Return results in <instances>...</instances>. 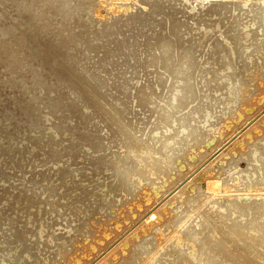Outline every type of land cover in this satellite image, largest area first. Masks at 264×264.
I'll return each mask as SVG.
<instances>
[{"label":"rangeland","instance_id":"obj_1","mask_svg":"<svg viewBox=\"0 0 264 264\" xmlns=\"http://www.w3.org/2000/svg\"><path fill=\"white\" fill-rule=\"evenodd\" d=\"M4 2V6L2 5V3ZM8 1V2H7ZM15 0H6V2L4 1V0H1L0 2H1V5H0V7L1 8H3L2 9V11H5V13L4 12H1V8H0V15H2V18L0 17V22L2 23H0V28L1 29H3V31L4 32H8L9 34H4V35H2L1 36V34H0V41H2V43L0 42V47H1V49H0V58H2V60L0 59V63H1V67H0V83H1V81H2V84L0 85L1 86V88H0V108H1V110H0V120L2 119V121H0V142L2 143H0L2 146L0 147L1 149H0V151H2V152H0V153H2V155L0 154V158L2 159H0V165L1 164H3L2 166H0V176H3V177H0L1 179H0V187H2V189L0 188V206L2 207V208H0V226L2 225V223L1 222H3V224H4V226H1L0 227V243L1 242H5V243H1L0 244V264H27V263H29V264H31L30 262H32V264H89V263H93L94 261H96L95 259H97L104 251H105V248L107 249L108 247H111L110 245H113V241H117L118 240V236L119 235H121V234H123V232H126L133 224H135V222H136V220L138 221L139 219H140V217H142L147 211H149V208H152L153 206H155V203L157 204L158 203V199H159V201L161 200V198H163L171 189H174V187H175V185H177V184H179V182L180 181H182L184 178H186L187 176H189L190 174H191V172L194 170V169H196L198 166H200L201 165V163H203V161H205V159L207 160L208 158L210 159L209 160V164H210V166H208L207 168H206V171H209V174L210 175H215L216 177H226V175L229 173V172H231L232 171V169H233V167L235 166V158H234V156L235 155H239V153H240V156H243L246 152H248L249 151V147H251L252 146V143L253 144H256L257 143V141L256 140H260V139H262V141L261 142H263L264 143V114H262L260 117H258L257 118V121L255 122V128L256 129H258V130H256V133H255V131H254V129H253V127L252 128H250L247 132H250V131H252L251 133H248L247 134V136L244 134V135H241L240 137H239V139H241V140H238L241 144L240 145H236V144H234V143H231V144H229V145H227V147L224 149V151L220 154V155H218L217 157L215 156V157H213L212 158V156H213V153H214V151H216V149H218L219 147H221L222 146V144H224L225 142H227L230 138H228L229 137V135H230V137H232L234 134H236L237 132H239V131H241L243 128H244V126L243 125H245V124H247L254 116H256V115H258L262 110H263V108H264V103H263V101H264V99L262 100V98H264L263 96V93H262V90H263V88H264V77L262 78V76L264 75V59H262V58H264V54H262L263 56H261L260 57V55H261V53H264V52H262L263 51V48H264V43H262V49H261V46L259 47V48H257V49H255L256 50V53H253L255 50H254V48H253V52H252V54L254 55H258L259 57H256L257 58V60H258V62L255 60L256 58H255V55L253 56L252 54H250L249 52V54H247V55H243L244 57H243V61H242V59L240 60L239 59V53H237L238 51H239V49H237L236 47H238V44L240 43V46H242V44H244V46H245V41H244V43L243 42H234L235 41V38H234V34L231 32V36L229 35L230 34V32L229 31H231L230 30V24H231V20H232V18H242L243 19V17L245 16V18L244 19H246V18H248V19H246V20H242V19H240L239 21H241L242 20V22H240V23H244V25L242 24V26H244L245 28L243 29V32L244 33H247V34H252L251 36H252V38L254 37V39H256V37L258 38V39H256L257 40V42L258 43H260V41L261 42H263L264 41V31L263 32H261L260 31V27L262 26L261 24H262V22H263V20H264V10L262 9V8H260V9H258L257 10V12H255V13H253L254 14V16L255 15H259V16H261V17H259V16H255L253 19H255V20H258V21H260V19H262V22L260 21V22H258V23H260L259 25H260V27L255 23V22H253V20H252V13H251V11H247V10H249V8L248 7H251V6H253V5H251L250 6V4L252 3V1H254V0H251V3H249V0H242L243 1V3H242V1L241 0H237L238 2H239V5L241 4V7H240V13H239V15L236 13V12H239V11H236L235 13L232 11L231 12V10H233V9H231V8H233V7H231L230 6V8H228V9H226L225 11H222V15H224L225 17V19L224 18H221V14L220 13H214V14H212V12L210 11L211 9L208 7V6H210L211 8H213L214 7V4H220L221 3V5L224 3V4H228L229 5V1H230V4H232V2L233 3H235V1L236 0H233V1H231V0H227V1H225V0H222V1H220V0H212V1H210V2H207L208 3V5H207V3H201V2H203V1H201L200 3H198V1L197 0H175V1H173L172 3H171V1L170 0H142L143 1V3H142V1H141V3H139L140 1L139 0H136V1H138V2H136L135 0H128V4H127V0H121V1H119L118 0V2H117V0H86V2H85V0H81L82 1V3H85L84 4V6H83V4L81 3V2H79L78 0L76 1V0H68V2H70V4L68 3V8H64V7H62L61 6V4L59 3V2H57V0H52L53 1V3L54 4H56L57 5V3H58V5L60 6V7H57L56 5H53V4H49V5H46V3L48 2V1H46V3H45V5H46V7L45 6H43V3H41L42 1H40V3H39V1L38 0H29V1H24V0H16V1H18V3L16 2H14ZM20 1H21V3H20ZM23 1L25 2V6L26 5H28L27 7H24V11L22 12V7H23V5H20V4H23ZM49 1H51V0H49ZM89 3H88V2ZM93 1H94V3H93ZM101 1H103V2H101ZM109 1H111L109 4L110 5H107V2ZM115 2V4L113 3V2ZM124 1H126V2H124ZM131 3H130V2ZM134 1V2H133ZM145 1V2H144ZM151 1V2H150ZM166 3H165V2ZM183 1V2H182ZM191 1V2H190ZM218 1V2H217ZM237 1H236V3H237ZM11 2H12V4H13V2L15 3L14 5H16L17 4V6L16 7H11ZM29 2H31V3H29ZM37 2H38V4H37ZM76 2H79V3H76ZM97 2V3H96ZM102 4H101V3ZM136 2V3H135ZM147 2V3H146ZM177 2V3H176ZM196 2V3H195ZM211 2L213 3V4H211ZM216 2V3H215ZM227 2V3H226ZM5 3H8V4H5ZM20 3V4H19ZM27 3V4H26ZM82 4V9H84V11H86L85 12V16L83 15L84 14V11L82 12V9L81 8H79V7H81V4ZM86 3H88L89 4V6H88V4H86ZM100 3V4H99ZM112 3V4H111ZM116 3H120L121 5H119V4H116ZM133 3H134V5H133ZM171 4V6H170V4ZM173 3H175V4H177L178 5V8L179 9H181V10H183L182 12L185 14H180L181 13V10H178L177 11V5H175V4H173ZM189 4L188 6L190 7V9H189V7L187 6V5H185V4ZM191 3H192V5H194V6H192L191 5ZM194 3V4H193ZM245 3V4H244ZM73 4H75V5H73ZM78 4L80 5V6H78ZM125 4V5H124ZM131 4V5H130ZM136 4H139V5H136ZM141 4V5H140ZM144 4V5H143ZM145 4H147V5H149L150 6V8L146 5L145 6ZM153 4H155L154 5V9H153ZM180 4H181V6H180ZM184 4V5H183ZM200 4V5H199ZM238 4V3H237ZM254 4V3H253ZM10 6V7H6V6ZM18 5H19V8H21V12L20 13H18L19 12V10H16V8H18ZM29 5H30V10H29ZM32 5V6H31ZM37 5V6H36ZM113 5H114V7H113ZM122 5H124L123 7H122ZM127 5V6H126ZM168 5V6H167ZM195 5H197L198 7H199V10H198V7L197 6H195ZM212 5H213V7H212ZM13 6V5H12ZM22 6V7H21ZM34 6V7H33ZM47 6H49L48 8H47ZM69 6H71L70 8H71V10H70V8H69ZM72 6H73V8H72ZM74 6H76V7H74ZM78 6V7H77ZM85 6H86V8H85ZM92 6V7H91ZM96 6H97V8H96ZM107 6H108V8H107ZM116 6H118L119 8H120V10L121 11H123V12H121L120 10H119V8L118 7H116ZM129 6V7H128ZM135 8H133V7ZM136 6V7H135ZM137 6H139V7H137ZM143 6V7H142ZM160 6V7H159ZM162 6H164V7H162ZM173 8L172 10H170L171 8ZM173 6V7H172ZM174 6H176V7H174ZM187 6V7H186ZM204 6V7H203ZM244 6V7H243ZM39 7H41V8H39ZM44 7V8H43ZM54 9V10H56L54 7H57V10H59V11H57L56 10V12H59V14H60V12L62 13V14H60V15H62V18H61V16L60 15H56V14H54V12L52 13V9ZM63 8V11L64 12H67V14L66 13H64V12H62V8ZM88 7V8H87ZM95 7V8H94ZM99 7H103L102 8V10L100 11V8ZM116 7V8H115ZM127 7V8H126ZM142 9H141V8ZM168 7L170 8V9H168ZM181 7V8H180ZM196 7H197V9H196ZM260 7H262V6H260ZM18 8V9H19ZM26 8V9H25ZM33 10H32V9ZM49 8H50V10H49ZM79 10H81V11H79ZM93 8H94V10H93ZM104 8H107V10L109 11V12H111L110 14L108 13V15H106L105 13H107L108 11L106 10V9H104ZM146 8H147V10H146ZM176 9V11H175V9ZM201 8V9H200ZM246 9V11H245V9ZM248 8V9H247ZM12 9V11H9V10H11ZM40 9V10H39ZM42 9L44 10V9H46V11L44 10V12H42ZM67 9H69V11L67 10ZM73 9V10H72ZM74 9H76V10H78L80 13H78V11H76L75 10V12H74ZM91 11H90V10ZM97 9V10H96ZM125 9L127 10V12L125 11ZM137 9H139V11L140 12H142L141 14H140V16H143L146 12L148 13L147 15H145V16H143V18L141 17L140 18V16H139V14L137 13L138 12V10ZM143 9H145V10H143ZM149 9V10H148ZM151 9V10H150ZM153 9V10H152ZM156 9V10H155ZM158 9V10H157ZM164 9V10H163ZM166 9L168 10V11H166ZM188 9V10H187ZM208 11H210V12H208ZM210 9V10H209ZM230 9V10H229ZM243 9V10H242ZM262 9V10H261ZM8 10V11H7ZM25 10H26V12L28 13H26L25 12ZM29 10V11H28ZM37 10V11H36ZM38 10H39V12H38ZM48 10V11H47ZM99 10V11H98ZM104 10V11H103ZM107 12H106V11ZM113 10H115V11H113ZM142 10V11H141ZM196 10H197V12H196ZM206 10V11H205ZM242 10V11H241ZM260 10V11H259ZM18 11V12H17ZM70 11H73V12H70ZM94 11H96V12H94ZM118 11H120L119 13H118ZM135 11V12H134ZM153 11H155V12H153ZM159 11V12H158ZM174 11V12H173ZM188 11V12H187ZM202 11V12H201ZM227 11L229 12V13H227ZM259 11V12H258ZM11 14H10V13ZM13 12V13H12ZM33 12V13H32ZM55 12V13H56ZM81 12H82V14H81ZM99 12V13H98ZM113 12V13H112ZM115 12V13H114ZM130 12V13H129ZM139 12V13H140ZM143 12H144V14H143ZM150 12V13H149ZM151 12H152V14H153V16H151L152 14H151ZM160 13L161 15L159 16V14L158 13ZM164 14V16H163V14ZM172 12V13H171ZM176 12H178V13H176ZM245 12H246V14L247 15H245ZM261 12H263V13H261ZM9 13V14H8ZM24 15H23V14ZM31 13V14H30ZM34 13H37V15H39L40 17H42L43 15L44 16H46L47 17V19H46V17H42V18H40L38 21H37V23H39V21H40V23L39 24H37V25H35L36 23H30L31 21L29 20V17L30 16H32V14H34ZM43 13V14H42ZM64 13V14H63ZM72 13H74V15L72 14ZM95 13V14H94ZM102 13V14H101ZM117 13V14H116ZM120 13H122L120 16H119V14ZM123 13H125V14H123ZM131 13H132V15L134 16H132L131 15ZM136 13H137V15L139 16V17H137V15H136ZM155 13L156 14H158V15H156V18H155ZM187 13L189 14V15H187ZM190 13L192 14V15H190ZM195 13V14H194ZM201 13H203V14H205V15H203V14H201ZM241 13H244L243 15H240ZM250 13H251V17H250ZM8 15V16H5V15ZM13 14V15H12ZM47 14V15H46ZM52 14H53V16H52ZM72 14V15H71ZM81 14V15H80ZM87 14V15H86ZM90 14L92 15V16H90ZM94 14V15H93ZM104 14V15H103ZM112 14V15H111ZM128 14H130V15H128ZM135 14V15H134ZM199 14V15H198ZM211 14H212V16H211ZM220 14V15H219ZM232 14V15H231ZM234 14H236V15H234ZM17 15V16H16ZM21 15V16H20ZM22 15H23V17H22ZM27 15H28V17H27ZM54 15H55V18L57 19V21H58V23L56 24V20L53 18L54 17ZM63 15H69V17L67 16V17H65V16H63ZM71 15V16H70ZM89 15V16H88ZM101 15H102V17H101ZM110 15V16H109ZM114 15V16H113ZM116 15H118V17H116ZM124 15V16H123ZM127 15V16H126ZM149 15V16H148ZM177 15V16H176ZM196 15H198V16H196ZM232 17H231V16ZM4 16V17H3ZM9 16H11V17H9ZM85 17L84 19H87V20H84V19H82V17ZM96 16V17H95ZM130 16H132L133 17V21L131 22V23H133V24H129V23H125L124 21V19L125 18H127V17H130ZM136 16V17H135ZM147 16V18H145ZM151 16V17H150ZM158 16V17H157ZM170 16V17H169ZM184 16H188L189 17V20H185L186 18L184 17ZM192 16V17H191ZM195 16V17H194ZM206 16H207V18H206ZM211 16V17H210ZM218 16L220 17L219 18V20H217L218 19ZM229 16V17H228ZM238 16V17H237ZM242 16V17H241ZM15 17V18H14ZM26 17V18H25ZM53 18V19H51V18ZM80 17V18H79ZM93 17H95V18H93ZM99 17V18H98ZM123 17H124V19H123ZM148 17L149 18H155V20L157 21V22H159L158 24L156 23V21L154 20V21H152V24L151 23H149V22H151V20L150 19H148ZM161 17H163V18H161ZM169 17V18H168ZM171 17H173V18H171ZM182 17V18H181ZM188 17H187V19H188ZM223 17V16H222ZM14 18V19H13ZM18 18V19H17ZM22 18V19H21ZM25 18V19H24ZM48 18H50L51 20H53V22H54V25H55V27H54V25L52 26V21L50 20V19H48ZM68 18V19H67ZM94 20H93V19ZM113 18V19H112ZM118 18V20L119 21H121L120 23L118 22V20H116ZM137 18V19H136ZM145 18V23H143L144 25H146V23H147V30H146V26L144 27L143 25L141 26L140 24H142V21L144 22V19ZM178 20L177 22H176V20ZM192 18H194V20L192 19ZM196 18V19H195ZM213 18V20H211ZM215 18V19H214ZM228 18V23H227V21H226V19ZM257 18H260V19H257ZM6 19V20H5ZM9 19H10V21H9ZM46 20V22H45V20ZM67 19V20H66ZM70 19V20H69ZM80 19H82V20H80ZM91 19V20H90ZM99 19V20H98ZM102 19V20H101ZM106 19V20H105ZM108 19V20H107ZM136 19V20H135ZM162 19V20H161ZM171 19V20H170ZM173 19V20H172ZM181 19V20H180ZM191 19H192V21H191ZM222 19H224L223 20V22H222V24H221V20ZM5 20V21H4ZM8 20V21H7ZM13 20V21H12ZM42 20V21H41ZM47 20H49L48 22H49V24H48V22H47ZM69 20V21H68ZM76 20H78V21H76ZM90 20V21H89ZM96 21V23H94L93 21ZM101 20V21H100ZM105 21V23H103L104 21ZM139 22H141V23H139ZM142 20V21H141ZM147 20H150V21H148L147 22ZM196 20V21H195ZM214 20H216L215 22H214ZM248 20H250V22L248 21ZM18 21V24L16 23V22ZM20 21V22H19ZM27 21V22H26ZM29 21V22H28ZM70 21H74L73 23L72 22H70ZM77 23H76V22ZM87 21V22H86ZM103 21V22H102ZM108 21V22H107ZM111 21H112V23H111ZM134 21H137V22H134ZM160 21H162V22H160ZM163 21H165V22H163ZM174 21H175V24H174ZM184 21L186 22L185 24H184ZM188 21V22H187ZM210 21H212V22H210ZM220 21V23H218ZM225 21V22H224ZM244 21V22H243ZM6 22H7V24H6ZM10 22V23H9ZM43 22V23H42ZM51 22V23H50ZM68 22V23H67ZM85 22V23H84ZM91 22H93V23H91ZM100 22V23H99ZM155 22V23H154ZM180 22V23H179ZM182 22V23H181ZM192 22V24H191V26H190V24L189 23H191ZM197 22V23H196ZM214 22V23H213ZM246 22V23H245ZM21 23H22V26H21ZM25 25H27V23H28V27L26 26V27H23V25L24 24ZM64 23V24H63ZM67 23V24H66ZM70 23V24H69ZM73 25H72V24ZM74 23H76V24H74ZM78 23H80V24H78ZM81 23H83V26H82V24ZM97 23H99V25L97 24ZM103 23V24H102ZM108 23V24H107ZM109 23H110V25H109ZM113 23L115 24V25H113ZM119 23V24H118ZM134 23H138V24H136L137 26H134ZM179 23V24H178ZM187 23H188V26H187ZM200 25H199V24ZM208 23V24H207ZM209 23H211V24H209ZM227 23V24H226ZM230 23V24H229ZM248 23V24H247ZM4 24V25H3ZM30 24H32V25H30ZM44 24H46V25H44ZM48 24V25H47ZM62 24V25H61ZM85 24V25H84ZM94 24H97L96 26L94 25ZM102 24V25H101ZM109 27V26H111L110 28H108L106 25ZM122 24V25H121ZM126 24H127V26H126ZM162 26H161V25ZM182 24V25H181ZM212 24H213V26H212ZM229 24V25H228ZM13 27H12V26ZM24 25V26H25ZM49 25H51L50 26V28L48 27ZM64 25H66V26H64ZM69 25V26H68ZM71 25V26H70ZM81 25V26H80ZM91 25L92 26H94V28L93 27H91ZM101 25V26H100ZM122 27H121V26ZM128 25H129V28H128ZM133 25V26H132ZM140 27H139V26ZM151 25V26H150ZM153 25L155 26V29H157L156 31H158L159 33H157L156 31H155V29H154V27H153ZM156 25H158V28H157V26ZM173 25H174V27H173ZM178 25H180L181 26V28H182V32H183V30H184V32H183V34H182V32H181V36L182 35H184V36H182V37H184V39H188L189 40V42H192L193 44H195L196 42V47L198 48V46H200L199 48L201 49V47H203L204 46V48H205V51H209L208 53L209 54H211V55H206V58L205 59H203V61L205 60V62H206V59L207 58H209V59H211L210 61L212 62H210V64H209V66H206L205 67V69L204 70H206L207 69V71H204V73L200 76V77H198L200 80H198L199 81V83H200V81L201 82H204V84L206 85L205 87V90H206V92H205V95H209L210 94V96H211V94H215V92H216V94L214 95L215 96V98L213 97V95H212V97H213V99H212V97H211V99H210V101H212L213 103H214V106L216 107V106H219V108L217 107V110H219V109H223V108H221L222 107V103H225L226 101L229 103V102H231L230 104L233 106V104H234V101L236 100V99H238L241 95H246V96H242V98L241 99H243L244 101H245V99H246V101L245 102H247V100H248V102L247 103H245V102H242V103H240L241 101H243V100H241L240 98V100L241 101H239V99L238 100H236L235 101V104H234V106H233V110H231L232 111V113H228L227 115L228 116H230L231 114L233 115V113H235L233 116H235V117H232V115H231V117H232V119L234 120H232V119H230L231 117H227V115H224V116H222L221 118H220V120H219V122L218 121H216V123L217 124H219L220 125V123H222L220 126L221 127H219V126H217V124L215 123V128L217 127V129H215L214 128V131H215V134L213 133V132H211V133H213V134H211L212 135V137H211V135H209L208 134V138L206 139L205 138V141L203 140V141H201V143L200 144H198V145H194V147H193V145H192V147L190 148V149H188V151H186V153L187 154H185V156H181V158H179L180 157V155L178 156V157H175V159L173 160V162L169 165V170L168 171H166V173H168L167 174V176H168V185H166V186H162L161 188H163L162 190H161V192H157V191H155L154 193H152L151 195H149L146 199H145V197H143V196H140V195H142L141 193L142 192H138L140 195H138V193H136L138 196L136 197V199H134L135 201H133V197H135V195L134 194H131L130 192L129 193H127L128 191H126V188H124V187H126V185L127 184H129V183H126V185L124 186V183H125V181H127L126 179H125V177L129 180V179H131V178H135V175L138 173V169H139V167L141 168V167H143V166H139V163H143L144 165H146V162H145V159H153L154 158V156H155V154L154 153H152V150H151V152H149L150 151V149L152 148V147H150V146H147V144H146V142H144V143H142V141H141V143H140V145H136V147H133V149H129V150H125L124 148H127L126 147V145H125V141L122 139V138H119L118 139V137H120L119 136V133L117 134L116 133V131L118 130V125H117V123H116V121L115 120H113L112 121V124H111V127H110V122H109V124L107 123H105L103 120H102V117H103V115L101 116V114H99L101 117V119L99 118V116H93L94 117V119L92 120L91 118H93L92 117V112L93 111H95L94 110V106H97V105H100L99 103H101L100 102V100H97V101H91L90 103H89V101L87 100V98H86V96L89 94L88 92V90H89V88H86L87 87V81H89V83H90V79L91 78H89V77H87L86 75H84V74H77V73H75V74H73V75H65V77H66V79L64 78V74H62L61 72H59L58 71V69H60V64L61 63H63V65L64 64H66L67 63V65L68 64H70L71 66H72V59H70V61L71 62H69V61H67L68 59V57H66V58H64L66 55H65V52H69L70 54H72V53H74V55H72L73 56V61H74V59H76V61H74V62H83V63H81V64H83V66L85 65V67L87 68V65H88V70H92V69H89V68H93V70H92V72H94V73H92V74H97L98 72H99V70H98V72L96 71L97 70V68L98 67H96L97 65L99 66V65H101V62L102 63H104L105 64V62H106V64H107V67L106 68H104L103 70H102V72L100 73H98L97 74V76L98 75H100V77H101V74L103 73H108L109 71V68H108V62L110 61V60H112V61H114L113 63L112 62H109L110 64H116V62H118L119 60H121L122 61V59L125 57V56H127V54H125V56L124 55H122V54H124V52L125 53H128L129 51H131L132 52V49L134 50L135 49V51H139L140 52V48H141V46L144 44V43H148L147 41H146V38L148 37V36H151V34H152V36L156 33V34H159L160 35V33H161V35L160 36H162V34L163 35H165V33H164V31H163V28H166L167 30H166V34H167V37H168V39H170V35H172L173 33H172V31H177V29H175V28H177L178 27ZM185 25V26H184ZM197 25V26H196ZM202 25V26H201ZM220 25H225L223 28L220 26ZM247 25H251V27L254 29L256 26H258L257 28L258 29H254L253 31L251 30L252 28L251 27H247ZM264 25V24H263ZM3 26H4V28H6V29H4L3 28ZM8 26H10V27H8ZM29 26H32V27H29ZM65 28H64V27ZM73 26H75L76 27V29H75V27H73ZM85 26V27H84ZM105 26V27H104ZM112 26H114L113 28H112ZM115 26H117V28L115 27ZM131 26V27H130ZM150 27V29L151 28H153L154 29V31L151 29V31H153L154 32V34H153V32H151L150 31V29H149V27ZM176 26V27H175ZM193 29V27H194V29H193V31H192V29L190 28V27ZM8 27V28H7ZM42 27H44V28H42ZM48 27V28H47ZM52 27H54V31H53V28ZM60 27H61V29H60ZM62 27H63V29H62ZM69 27H73V30L71 29H69V30H67V28H69ZM77 27H79V28H77ZM84 27V28H83ZM87 27V28H86ZM108 29H107V28ZM137 27V28H136ZM140 29H139V28ZM144 27V30H142V28ZM185 27V28H184ZM187 27V28H186ZM188 27H189V30H188ZM211 27H214V28H211ZM226 27V28H225ZM11 28H13L11 31L12 32H10V29ZM23 28H25V29H23ZM92 28V29H91ZM105 28V29H104ZM128 28V29H127ZM132 28V29H131ZM135 28V30H133ZM169 28V29H168ZM216 28V29H215ZM249 28H250V31H252V33L250 32V31H248L249 30ZM21 29V30H20ZM42 29V30H41ZM45 29V30H44ZM50 29H52V31H50ZM56 29H58V30H56ZM60 29V30H59ZM75 29V30H74ZM83 29V30H82ZM91 29V30H90ZM93 29H99V30H93ZM104 29V30H103ZM106 29L107 30H110V31H106ZM115 29H117V30H119V32H117V30L116 31H114ZM186 29V30H185ZM190 29H191V31H190ZM23 30H25V31H23ZM28 30H29V33H28ZM32 30V31H31ZM36 30H38V31H36ZM41 30V31H40ZM45 31V33H44V31ZM49 30V31H48ZM65 30V31H64ZM82 31V35H83V33L86 31V32H88L89 30L90 31H92V32H88L87 34L88 35H90V37L88 36V35H86V32L84 33L87 37H89V38H87L86 36H82V35H78V34H81V31ZM107 32V34H103L104 32ZM121 30V31H120ZM141 30H142V33H140L139 34V32H141ZM146 30V31H145ZM149 30V31H148ZM189 31V33H188V31ZM227 31L228 32V35H229V37H228V35H226L227 34V32H225V31ZM229 30V31H228ZM257 30V31H256ZM17 31H18V34H16L17 33ZM37 33H36V32ZM43 31V32H42ZM46 31H48V32H46ZM61 31V32H60ZM62 31H63V34H62ZM71 31V32H70ZM74 31V32H73ZM78 31V32H77ZM99 31V32H98ZM134 31H135V33H134ZM139 31V32H138ZM145 31V32H144ZM148 31V32H147ZM214 31H219L218 33L217 32H215L214 33ZM246 31V32H245ZM258 32V33H253V32ZM39 32V33H38ZM50 32H52V35L50 34ZM68 32V33H67ZM77 34H76V33ZM80 32V33H79ZM109 32V33H108ZM114 33V35H113V33ZM123 32V33H122ZM138 32V33H137ZM146 33V35H144V33ZM185 32H187L186 34H184ZM191 32V33H190ZM195 32V33H194ZM201 32H203V34L201 33ZM225 32V33H224ZM261 32V33H260ZM31 33V34H30ZM50 36L48 39H47V34ZM54 33H55V37H54ZM72 33V34H71ZM96 33H98V34H100V35H97ZM111 33H112V35H111ZM260 33V34H259ZM15 34H16V36H15ZM30 34V35H29ZM58 34V35H57ZM68 34V35H67ZM71 34V35H70ZM73 34L74 35H76V36H73ZM92 34L94 35V37H93V39H92ZM108 34H110V35H108ZM128 34V35H127ZM132 34H134V35H132ZM135 34L137 35V37H135ZM142 34H143V36H146L144 39H142L143 38V36H142ZM155 34V35H156ZM188 34V35H187ZM190 34V35H189ZM192 34V35H191ZM224 34H225V36H227V38L224 36ZM256 34H258L257 36H256ZM263 34V35H262ZM12 35H14V40H13V36ZM24 35V36H23ZM37 37H35V36ZM57 35V36H56ZM60 35H62L61 37H60ZM67 35V36H66ZM107 35V36H106ZM125 35H127L126 37H125ZM141 37H140V36ZM193 35H196V36H193ZM197 35H199V36H197ZM203 35V36H202ZM210 35V36H209ZM213 35H215V36H213ZM218 37H217V36ZM233 35V36H232ZM7 36H8V39H6V40H9V36H10V41H7L6 43H4L5 41V38L4 37H6L7 38ZM21 36V37H20ZM22 36H23V38H22ZM26 36V37H25ZM31 36H32V39H33V41H32V39H31ZM46 36V37H45ZM79 36V37H78ZM98 38H97V37ZM109 36V37H108ZM111 36V37H110ZM118 36V37H117ZM124 36V37H123ZM150 37L151 39L152 38H154V36L153 37ZM157 36V35H156ZM187 36H191V38L192 37H194L195 39L196 38H198L197 40H195L194 38V40L195 41H193V39H190L189 37H187ZM208 38H207V37ZM1 37H3V38H1ZM30 39H29V38ZM51 37H53V39L51 40L50 38ZM62 37H64V38H62ZM76 37V38H75ZM78 37V38H77ZM81 37V38H80ZM85 37V38H84ZM107 37V38H106ZM138 37H140V38H138ZM200 37V38H199ZM201 37H202V40H200L201 39ZM39 38H40V40H39ZM47 40H46V39ZM58 38V39H57ZM62 38V39H61ZM66 38V39H65ZM71 38V39H70ZM80 38V39H79ZM87 38V39H86ZM101 38H104V39H102V41H101ZM115 38V39H114ZM122 40H121V39ZM139 39V40H141V41H139V40H137L138 42H143L142 43V45L141 46H138L139 44H136V47L134 46V44L135 43H138V42H136L135 40L136 39ZM150 38L148 37L147 39H149L150 40ZM215 38V39H214ZM217 38L219 39V40H217ZM2 39V40H1ZM11 39L14 41V42H11ZM22 39H23V41L24 40H26V41H22ZM36 39V40H35ZM55 39H57V40H55ZM70 39V40H69ZM83 39V40H82ZM97 39V40H96ZM99 39V40H98ZM107 39V40H106ZM129 39V40H128ZM213 39V40H212ZM221 39V40H220ZM231 39V40H230ZM261 39V40H260ZM18 40V41H17ZM35 40V41H34ZM62 40V41H61ZM72 40V41H71ZM78 40V41H77ZM89 40H93L92 42L90 41V42H88ZM104 40H106L107 41V44H108V46H107V44L105 43V41ZM127 40V41H126ZM133 40V41H132ZM200 40V41H199ZM232 40H234L233 42H232ZM20 41V42H19ZM28 41V43L26 44L25 42H27ZM64 41V42H63ZM66 41V42H65ZM75 41V42H74ZM81 41V42H80ZM83 41H85L84 42V44H83ZM87 41V42H86ZM110 41V42H109ZM122 41V42H121ZM129 41V42H128ZM131 41H132V44H131ZM145 41V42H144ZM206 41H207V43H206ZM218 41H220V42H222L221 44H217V42ZM237 41V40H236ZM41 43V47L40 48H37V46L39 47L40 46V43ZM47 42V43H46ZM56 42V43H55ZM70 42H72V43H70ZM74 42V43H73ZM76 42H78V43H76ZM102 42V43H101ZM113 42V43H112ZM123 44V46H122V44ZM219 42V43H220ZM232 42V43H231ZM257 42H254V46H255V43L258 45V43ZM11 43H13V46H9V44ZM15 43V44H14ZM21 43V44H20ZM50 43H51V47H52V44H53V47H56L55 48V50H54V48L52 47H50ZM54 43L56 44V46H54ZM63 43L65 44V46H63ZM75 43H76V46H75ZM87 43H89L90 44V47H88V48H86L87 47ZM97 43H98V46H97ZM103 43H105L106 44V46H107V48H106V46H105V44H103ZM124 43H125V47H124ZM211 43V44H210ZM238 43V44H237ZM7 44H8V46L10 47V49H9V47L7 46ZM23 44H24V47H23ZM70 44H71V46H70ZM73 44H74V46H73ZM82 44H83V46H82ZM89 44H88V46H89ZM91 44H94V46H93V49H92V46H91ZM99 44H101V46H99ZM112 44H113V46H112ZM115 44H116V46H115ZM197 44H198V46H197ZM205 44H206V46H205ZM223 44H224V46H223ZM236 44H237V46H236ZM17 46V47H16ZM20 46V47H19ZM28 46V47H27ZM32 46V47H31ZM58 46V47H57ZM68 48H67V47ZM82 46V47H81ZM122 46V47H121ZM131 46H133L132 47V49L131 50H127L128 48L130 49V47ZM220 48H219V47ZM235 46V47H234ZM240 46H239V48H240ZM13 47H14V49H13ZM64 49V47H65V51L62 49V48ZM69 47H70V50H69ZM106 49H105V48ZM108 47L110 48L109 50H108ZM113 47V48H112ZM137 47H139V48H137ZM145 47V46H144ZM143 47V48H144ZM210 47H211V49H210ZM213 47V48H212ZM217 47V48H216ZM226 47V48H225ZM16 48H18V50L16 49ZM21 48V49H20ZM22 48H24V49H22ZM27 48V49H26ZM29 48H32V49H29ZM50 48H51V50H50ZM58 48V49H57ZM73 48H75L76 49V51H74V49ZM77 48H79V49H77ZM99 48V49H98ZM100 48H102V49H100ZM125 48V49H124ZM198 48V49H199ZM204 48H202L201 50H204ZM214 48H215V50H214ZM227 49V50H225V49ZM230 48V49H229ZM236 50H238V51H236ZM6 49H8V50H6ZM16 49V50H15ZM37 49V50H36ZM49 49V50H48ZM53 49V50H52ZM61 49H62V51H61ZM82 49V50H81ZM86 49V50H85ZM96 49V50H95ZM137 49V50H136ZM224 49V50H223ZM242 49H243V46H242ZM261 49V50H260ZM10 50V51H9ZM12 50V51H11ZM20 50V51H19ZM69 50V51H68ZM79 50H81V52H79ZM85 50V51H84ZM88 50V51H87ZM92 50H93V52H92ZM98 50H100V52H98ZM123 50V51H122ZM125 50H127V51H125ZM217 50H219V51H217ZM241 50V49H240ZM261 51V53L260 52H258V51ZM6 51L8 52V54L6 53ZM16 51H18V52H16ZM21 51H23L22 53H21ZM27 51V52H26ZM37 51V52H36ZM52 51H57L56 53H55V55L57 56V55H59V56H57L58 58H56L55 57V55H53L54 54V52H52ZM74 51V52H73ZM84 51V52H83ZM90 51H91V53H90ZM111 51V52H110ZM230 51V52H229ZM26 52V53H25ZM28 52H29V54H28ZM34 52V53H33ZM40 52V53H39ZM72 52V53H71ZM83 52V53H82ZM96 52V53H95ZM110 52V53H109ZM215 52V53H214ZM226 52V53H225ZM229 52V53H228ZM2 53V54H1ZM5 53H6V57H5ZM18 53V54H17ZM53 53V54H52ZM91 54L92 56H94V57H92L91 56V59L90 58H87V57H90L89 56V54ZM94 53L96 54V56L94 55ZM223 53H224V55H223ZM236 53H237V55H236ZM258 53V54H257ZM10 54V55H9ZM13 54V55H12ZM31 54V55H30ZM41 54V55H40ZM107 56H105V55ZM109 54V55H108ZM138 55V57H137V55ZM214 54V56L212 57V55ZM222 54V55H221ZM2 55V56H1ZM17 55H18V57H17ZM19 55H20V57H19ZM25 55L26 56H28L27 58H28V60H34V64L32 63V62H30V61H28L27 60V62H26V59L27 58H25ZM30 55V56H29ZM39 55V56H38ZM45 55V56H44ZM65 55V56H64ZM76 55V58L74 57ZM82 55V56H81ZM84 55V56H83ZM98 55V56H97ZM104 55V56H103ZM134 55V54H133ZM133 55L131 56L134 60H139L141 57H139L140 55L137 53V52H135V55H134V57H133ZM221 55V56H220ZM226 55V56H225ZM248 55L249 56H251V57H253L254 59H252V58H246L245 56H247L248 57ZM4 56V57H3ZM24 56V59L22 58ZM37 56V58H35ZM42 56V57H41ZM63 56V57H62ZM71 56V57H72ZM77 56L79 57L78 59H77ZM111 56V57H110ZM208 56V57H207ZM224 56V57H223ZM228 56H230V60H229V58H228ZM13 57V58H12ZM32 57L34 58V59H32ZM39 57H41L40 59H39ZM54 57V58H53ZM98 59H97V58ZM105 58V59H103V58ZM131 57H129V59H127V61H129L130 62V60H132V58ZM212 57V58H211ZM221 57V58H220ZM223 57V58H222ZM228 59H227V58ZM240 57H242L241 56V54H240ZM18 58V59H17ZM42 58H43V60H42ZM62 58H64L65 60H63ZM86 60H84V59ZM113 58H114V60H113ZM116 58V59H115ZM121 58V59H120ZM128 58V57H127ZM131 58V59H130ZM215 58V59H214ZM224 58H226L227 60H225ZM237 58H238V60H237ZM261 58V59H260ZM6 59V60H5ZM11 59H13V60H11ZM36 59H38V60H36ZM61 59V60H60ZM103 59V60H102ZM213 59V60H212ZM249 60V62L250 63H252V65H255V63L257 62L258 64H259V66H258V64H257V66H255V67H259L258 69L260 70V68L261 67H263V68H261V70L259 71V70H257V72H259V74L255 71L254 72V70H256L257 68H255L254 66L253 67H251L250 65H249V67H251V68H248V70H246L247 68H245L246 66H248V60ZM8 60V61H7ZM11 60V61H10ZM19 60V61H18ZM20 60L23 62V63H21L20 62ZM79 60V61H78ZM80 60H82V61H80ZM91 60V61H90ZM98 60L100 61L99 63H98ZM104 60H105V62H104ZM134 60H133V62L132 63H134ZM221 60V61H220ZM223 60V61H222ZM224 60H225V62H224ZM229 60V61H228ZM232 60V61H231ZM247 60V61H246ZM260 60V61H259ZM3 61V62H2ZM5 61V62H4ZM43 61V62H42ZM49 61H50V63H49ZM60 61V62H59ZM62 61V62H61ZM66 63H65V62ZM87 61H89V63H86ZM97 61V65H95V62ZM213 61H214V63H213ZM216 61H218V63L216 62ZM253 61H255L254 63H253ZM262 61V62H261ZM7 62V63H6ZM9 62H11V63H9ZM19 62V63H18ZM26 62V63H25ZM29 62V63H28ZM37 62H38V64H37ZM216 62V63H215ZM220 62H223V63H225L224 65H223V63H222V65L225 67L224 69L223 68H221V67H223L222 65H221V63ZM231 62V63H230ZM237 62V63H236ZM239 62V63H238ZM246 62V63H245ZM28 63V64H27ZM40 63V64H39ZM60 63V64H59ZM72 63V64H71ZM77 63V64H78ZM86 63V64H85ZM90 63H93V65L91 64V66L89 65ZM131 63V64H132ZM228 63V64H227ZM233 63V64H232ZM246 65H245V64ZM249 63V64H250ZM7 64H8V66H7ZM12 64H14V65H12ZM16 64V65H15ZM31 64V65H30ZM76 64V63H75ZM105 64V65H106ZM215 66H213V65ZM216 64H218L219 66H217ZM227 64V65H226ZM230 64V65H229ZM244 65V67L242 66L241 68H240V65ZM260 64H261V66H260ZM18 65H19V67H18ZM38 65V66H37ZM42 65H44V66H42ZM62 65V64H61ZM62 65V66H63ZM103 65V64H102ZM233 65V66H232ZM12 66V67H11ZM15 66V67H14ZM41 66H42V68H41ZM210 66H211V68H210ZM237 68V71H238V73L236 72V68ZM237 66H239V67H237ZM7 67H9V68H7ZM30 67V68H29ZM46 67H47V69H46ZM208 67V68H207ZM221 68L220 69V71L218 72V70H219V68ZM234 69H233V68ZM14 68V69H13ZM31 68H33V69H31ZM43 68H45V69H43ZM48 68H49V70H48ZM52 68V69H51ZM96 68V69H95ZM107 68H108V70H107ZM210 68V69H209ZM213 68H215L217 71H214L215 69H213ZM243 68V69H242ZM253 68H255V69H253ZM4 69H6L8 72H9V74H8V72H6V70L4 71ZM9 69H11V70H9ZM14 71H13V70ZM18 69H19V71H21V72H19L18 71ZM213 70V73H215L214 75H215V78H214V75H213V73L211 72V71H209V70ZM244 69L246 70L245 72H247V73H245L244 72ZM29 70H31V73L33 72V74H31L30 73V71ZM35 70H36V75H35ZM95 70V71H94ZM240 70V71H239ZM241 70H242V72H241ZM253 70V72L254 73H252L251 71ZM47 71V73H45V72ZM50 71V72H49ZM56 71V72H55ZM108 71V72H107ZM209 71V72H208ZM233 71H235V73H233ZM4 74H6V75H1L2 73ZM15 72V73H14ZM18 72V73H17ZM43 74H42V73ZM53 72H55V73H53ZM58 72V73H57ZM208 74H207V73ZM244 72V73H243ZM251 72V74H255V75H251V74H249ZM16 73H17V75H20V76H17L16 75ZM21 73V74H20ZM24 73V74H23ZM30 73V74H29ZM40 73V74H39ZM60 73H61V75H60ZM205 73H206V75H205ZM228 73H230V74H228ZM233 75H232V74ZM239 73H242V74H239ZM257 73V74H256ZM14 74V75H13ZM26 74V75H25ZM45 74V75H44ZM51 74H52V76H51ZM55 74V75H54ZM77 74V75H76ZM217 74H219V75H217ZM227 76H226V75ZM235 74V75H234ZM236 74H238V75H236ZM261 74V75H260ZM11 75H12V78H11ZM31 75V76H30ZM34 75V76H33ZM39 76V79H41V81H42V78H43V80L45 81V83H43V84H36V83H41L40 82V80L38 79V81H37V79L36 78H38V76ZM40 75H42V76H40ZM136 75V73L134 74V76ZM213 75V76H212ZM223 75V76H222ZM225 75V76H224ZM232 76V78H230L231 76ZM242 75V76H241ZM252 76V78H251V76ZM257 75H258V78H256L255 79V77H257ZM5 76V77H4ZM25 76V77H24ZM33 76V77H32ZM36 76V78L34 79V77ZM60 76V78H58ZM69 76V77H68ZM72 76V77H71ZM74 76V77H73ZM76 76V77H75ZM81 76V77H80ZM83 76H86V77H83ZM203 76H204V78H203ZM206 76V77H205ZM217 76H219L220 78H217ZM221 76H222V78L224 79V77L225 78H228L229 79V83L230 84H227L226 83V81H228V79H226V80H223L222 78H221ZM245 76V78H243ZM7 77V78H6ZM8 77H10L11 78V80L9 81V78ZM41 77V78H40ZM50 77H51V79H50ZM54 77H56L55 79H54ZM213 77V78H212ZM237 77V79L236 80H239V82H240V87L241 88H239L238 90L240 91V93H239V97L237 96L234 100L232 99V98H230V97H232V96H230L229 95V97H228V94H229V90H226V89H228L229 88V86H227V85H231V82L232 81H236V80H233V79H235ZM241 77V78H240ZM249 77V78H248ZM4 78H5V81H4ZM16 78V79H15ZM19 78V79H18ZM27 79V81L24 79ZM58 78V79H57ZM74 78V79H73ZM79 78V79H78ZM83 78H85V79H83ZM208 78H211L212 80L213 79H216V80H214V81H217L216 83L214 82V81H212L211 79H209L208 80ZM240 78V79H239ZM243 78V79H242ZM16 80V81H19L21 84L20 85H18L19 84V82H15L14 80ZM32 79V80H31ZM47 79V80H46ZM53 79V80H52ZM60 79V80H59ZM62 79V80H61ZM76 79V80H75ZM103 79V78H102ZM202 79V80H201ZM204 79V80H203ZM219 79H221V80H219ZM230 79H231V81H230ZM248 82L247 84H249L250 82H251V84H250V86L248 85L247 87H252V88H250L249 89V91L248 92H245L244 90H242L244 87H246V83H245V80ZM261 79V80H260ZM31 80V81H30ZM34 80L36 81V82H34ZM49 80V81H48ZM58 82H56V81ZM64 80V81H63ZM69 81L70 82V84L71 85H69V82H65V81ZM72 80H74L73 82H71ZM78 80V81H77ZM98 81H99V78L97 79ZM104 80V79H103ZM240 80H242V81H240ZM259 80V81H258ZM8 81V82H7ZM21 81H23V82H21ZM29 81V82H28ZM44 81H42V82H44ZM50 81H53V83L52 82H50ZM84 81V82H83ZM92 81H94V80H92ZM133 81V80H132ZM211 81V82H213V84L212 83H210V84H212V85H210L209 84V82ZM224 81V82H223ZM258 81V84L256 83V82ZM15 84H14V83ZM25 82V83H24ZM50 82V83H49ZM64 82V83H63ZM220 82V83H219ZM254 82H255V84H254ZM4 83V84H3ZM10 85H9V84ZM24 85H23V84ZM59 83H60V85L63 83L64 84V86L65 87H63V85L62 86H60L59 85ZM84 83H86V84H84ZM112 83H113V80H112ZM207 83H208V85H209V87H208V85H207ZM217 85V88H216V86H215V84ZM219 83V84H218ZM223 83V84H222ZM244 83V84H243ZM8 84V85H7ZM14 85V86H12V85ZM35 85V87H34V90L32 89L33 88V85ZM45 84H47L46 86L48 87H46L45 86ZM66 84V85H65ZM223 86H222V85ZM54 86V87H52V86ZM68 85V86H67ZM226 85V86H225ZM243 85H245V86H243ZM259 85V86H258ZM6 86V87H5ZM7 86H9V87H7ZM17 86H18V88H17ZM19 86H20V88L21 89H19ZM36 86H41L40 88L39 87H36ZM56 86H57V89H56ZM66 86H67V88H66ZM80 86V87H79ZM210 86H211V88H212V90H214L215 92H213L211 89H210ZM219 86H220V89H219ZM224 86H225V88L226 89H224V90H226L225 92H224V90H223V88H224ZM258 86V87H257ZM52 87V88H51ZM61 87H62V89H61ZM70 87V88H69ZM72 87V88H71ZM77 87V88H76ZM254 87V88H253ZM11 88H12V90H11ZM53 88H54V91H53ZM64 88H65V90H64ZM75 88V89H74ZM209 88V89H208ZM259 88H261V89H259ZM15 89L17 90V92L15 91ZM27 89L29 90V92L27 91ZM31 89V90H30ZM40 91H42V92H40ZM45 89H46V93L47 94H49L50 95V97L53 99V101H52V99H50V97H49V95H48V97H47V94L45 93ZM220 90V92L218 93L217 92V90ZM252 89V90H251ZM257 89V90H256ZM3 90V91H2ZM6 90V92H8V93H6V92H4ZM8 90V91H7ZM19 90L21 91V92H19ZM33 90V91H32ZM48 90V91H47ZM58 92H57V91ZM63 91V93L61 92V91ZM69 90H70V92H69ZM74 90L76 91V92H74ZM222 90H223V92H222ZM257 91V93H256V91ZM259 90H260V93H259ZM15 91V92H14ZM37 91H38V93H37ZM51 91H53L54 92V94H51V93H48V92H51ZM71 91H72V93H71ZM90 91H91V89H90ZM210 91H212L213 93H211ZM14 92V93H13ZM26 92H28V94L26 93ZM34 92H36L37 94H39V95H35L34 94ZM52 92V93H53ZM57 92V93H56ZM60 92V93H59ZM78 92V93H77ZM82 92V93H81ZM223 93V95L225 96H223V95H220V93ZM241 92H244V93H241ZM254 92V93H253ZM56 93V94H55ZM59 93V94H58ZM82 95H81V94ZM129 93H131V91L129 92ZM138 94V91L137 92H133V93H131V94H133L132 96H131V94H129L128 96H129V99H132V100H129V103H131V101H132V103H131V105H132V107L133 108H135L136 106H138V105H141V106H138V108L136 107L134 110L136 111L135 113V115L137 116L139 113L142 115H140L139 114V117L140 118H147V122H148V128H149V130H156V131H158V129L160 128V127H162L163 129L164 128H166V129H168L169 130V134H174L176 131H177V129L179 130V125L177 124H173V119L172 120H170V122H171V124H170V122L168 121L167 123L169 124H163V125H158L157 124V122H158V117L156 116V115H154V116H151L150 114H148L147 115V113H145V111H143L140 107H142V106H144L143 104H140V101H139V95H135V94ZM206 93H209V94H206ZM247 93V94H246ZM251 93H253V94H251ZM262 93V94H261ZM15 94V95H14ZM18 94V95H17ZM23 96H22V95ZM26 94V95H25ZM46 94V95H45ZM66 94V95H65ZM72 94V95H71ZM74 94H75V97L76 98H79L80 96H82V97H80L79 99H76L75 97H74ZM76 94H77V96H76ZM112 95H115L116 93H111ZM227 94V95H226ZM263 95V96H261V95ZM18 96L19 98H17V97H15V96ZM33 97H32V96ZM45 97H44V96ZM55 95V96H54ZM58 96V98H55V97H57ZM67 95H69V96H71V99L69 98V96H67ZM84 95V96H83ZM135 95V96H134ZM248 95V96H247ZM249 95H251V96H249ZM257 95H259V96H257ZM38 96H40V97H38ZM52 96H54V97H52ZM110 95H108V97H109ZM133 96H134V98H135V100L133 99ZM219 96H220V98H221V96L223 97V99L221 100L220 98H219ZM253 96V97H252ZM256 96V97H255ZM261 96V97H260ZM30 98V100L28 99V98ZM31 97L33 98V102H32V99H31ZM35 97H37V98H35ZM42 97V98H41ZM43 97H44V99H43ZM62 97V98H61ZM65 97V98H64ZM161 99L160 100H158V105H160V106H162V107H164L165 106V108H167L166 107V104H165V102H166V100L165 99H162V97L161 96H159ZM217 97V98H216ZM247 97H249V98H247ZM250 97H251V99H250ZM11 98V99H10ZM16 98H17V100H16ZM48 98V99H47ZM64 98V99H63ZM66 98H68V99H66ZM99 98V97H98ZM104 98H107V94L106 95H104ZM137 98V99H136ZM228 98H230V100L232 99V101H228L229 99ZM234 98V97H233ZM254 98V99H253ZM257 98V99H256ZM22 99H24V100H22ZM26 99V100H25ZM28 99V100H27ZM40 99L41 100H43V102H40ZM50 99V100H49ZM58 99V100H57ZM62 99H63V101H62ZM75 99V100H74ZM82 99V100H81ZM227 99V100H226ZM250 99V100H249ZM4 100V101H3ZM65 100V101H64ZM72 100V101H71ZM84 100V101H83ZM214 100H218L217 101V103H216V101H214ZM256 100L258 101V103L256 102ZM260 100V101H259ZM23 101V102H22ZM67 101V102H66ZM68 101H71L69 104H67L68 103ZM74 101H79V102H77V103H74ZM84 103H83V102ZM225 101V102H224ZM250 101H252V102H250ZM36 102H39L38 103V105H37V103ZM57 105V104H59V105H57V106H55V104ZM58 102V103H57ZM63 102V103H62ZM82 102V103H81ZM139 102V103H138ZM219 102V103H218ZM220 102H222L221 103V105H220ZM227 102H226V104H224V105H227ZM233 102V103H232ZM238 102V103H237ZM255 102V103H254ZM259 102H261V103H259ZM4 105H3V104ZM15 105H14V104ZM34 103H35V105H34ZM44 103V104H43ZM89 103V104H88ZM93 103H95V104H93ZM138 103V104H137ZM210 103V102H209ZM213 103H210L209 105L208 104H206V106H207V108H209L210 110H212L213 108L215 109V107H213ZM217 105H216V104ZM257 103V104H256ZM46 104H48V105H46ZM51 104V105H50ZM53 104H54V106H53ZM63 104H66L67 105V107H66V105H64L65 107H63ZM75 104V105H74ZM82 104V105H81ZM84 104V105H83ZM97 104V105H96ZM137 104V105H136ZM191 104V105H190ZM190 104H188V106L190 107V109L191 110H189V112H188V114H190L191 113V115H192V112L194 113V114H196L197 113V115L198 116H200V114L203 112V110H204V108L206 107V106H204V108H202V104L201 105H199V107L197 108L196 106H198V105H193V104H195V103H193L192 101L190 102ZM219 104V105H218ZM240 104V106H242V109H243V105L245 104V106H246V109H245V107H244V109L241 111L240 109H241V107L239 108V106L237 107V105H239ZM247 104V105H246ZM259 104V105H258ZM2 105H3V107H2ZM15 107H14V106ZM73 105V106H72ZM164 105V106H163ZM250 105V106H249ZM251 105H252V107H251ZM6 106V107H5ZM34 106V107H33ZM50 106H52V109L54 110H52L51 109V107ZM70 106V107H69ZM77 106V107H76ZM86 106V107H85ZM91 106H93V109L91 108ZM168 106V105H167ZM194 106L197 108V110L198 109H201V110H194L195 108H194ZM210 106H211V108H210ZM21 111H19L17 108ZM23 107H25V109L22 108ZM36 107V108H35ZM46 107V108H45ZM48 107V108H47ZM63 107V108H62ZM76 107V108H75ZM98 107V106H97ZM100 107V106H99ZM102 107V106H101ZM235 107V108H234ZM247 107H248V109H253V110H251L250 111V114H246L245 113V111H247L248 109H247ZM250 107V108H249ZM4 108H6V109H3ZM12 108L14 109V110H12ZM50 108V109H49ZM57 108V109H56ZM67 108H68V110H67ZM70 108L72 109V108H74V109H72V110H70ZM80 108H82V109H80ZM194 108V109H193ZM16 109V110H15ZM32 109V110H31ZM65 109H66V111H65ZM139 109V110H138ZM168 109V108H167ZM203 109V110H202ZM237 109H239L240 111H238ZM57 110H58V112H57ZM76 110H80L81 111V113H80V111L78 112V111H76ZM140 110H142V111H140ZM2 111V112H1ZM6 111V112H5ZM14 111H16L15 113H14ZM54 112V113H50V112ZM60 111H61V114H60ZM69 111H71V112H69ZM192 111V112H191ZM195 111H197L196 113H195ZM200 111V112H199ZM9 112V113H8ZM10 112H12V113H10ZM26 112V114H23V113H25ZM31 112V113H30ZM35 112H37V113H34ZM46 114H45V113ZM72 112H73V114H72ZM75 112V113H74ZM138 112V113H137ZM238 112V113H237ZM239 112H240V114H239ZM14 113V115H12ZM22 113V114H21ZM43 113V114H42ZM55 113H57V114H55ZM87 113V114H86ZM89 113V114H88ZM91 113V114H90ZM144 113V114H143ZM243 115H245V116H243ZM7 114V115H6ZM8 114H9V116H8ZM20 115V117H18V115ZM52 114V115H51ZM59 114V115H58ZM64 114V115H63ZM66 114V115H65ZM69 114V115H68ZM74 114H79V115H77V117H76V115H75V119H74ZM182 114H184V113H182ZM179 115V117L178 118H182V120L180 119V121H186V119H187V116L189 117V120L191 121L192 119H191V117H190V115ZM3 115H5V116H3ZM12 117H11V116ZM25 115V116H24ZM89 115V116H88ZM91 115V116H90ZM144 115V116H143ZM146 115V116H145ZM177 115V114H176ZM238 115L240 116V118L238 117ZM249 115V116H248ZM15 116V117H14ZM17 116V117H16ZM43 118H42V117ZM55 116H57V117H55ZM70 116V117H69ZM80 116H82V117H80ZM83 116H85V117H83ZM151 116V117H150ZM180 116H182V117H180ZM226 116V117H225ZM4 117V118H3ZM5 117H7L6 119H7V121H6V119H5ZM23 117V118H22ZM25 117V118H24ZM74 119H72V118ZM90 117V118H89ZM96 117V118H95ZM138 117V116H137ZM150 117V118H149ZM157 117V118H156ZM223 117H225L224 119H223ZM20 118H22V119H20ZM66 118H67V120H69V123H70V125H71V127H68V125H69V123H68V121L66 120ZM69 118V119H68ZM71 118V119H70ZM86 118V119H85ZM177 118V119H178ZM236 118H239L238 120L236 119ZM242 118V119H241ZM247 118H248V120H247ZM10 119V120H9ZM13 119H15L14 121H12ZM29 121H28V120ZM33 119V120H32ZM85 119V122H83V120ZM102 120V121H100L101 122V124L99 123V120ZM103 119H104V117H103ZM155 119V120H154ZM245 119H246V122H245ZM5 120V121H4ZM9 120V121H8ZM22 120V121H21ZM59 122H58V121ZM71 120H72V123H71ZM78 120V121H77ZM82 120V121H81ZM93 121V123H92V125L93 126H90V124L89 123H87L86 121H89L90 123ZM97 122H96V121ZM105 120V119H104ZM156 120H157V122H156ZM224 120V121H223ZM228 120V121H227ZM231 120V122H229ZM237 120V121H236ZM11 121V122H10ZM27 121V122H26ZM35 121V122H34ZM64 121V122H63ZM77 121V122H76ZM79 121H80V123H79ZM96 123H95V122ZM154 121H155V123H154ZM176 121H179V119L178 120H176ZM175 121V122H176ZM179 121V122H180ZM227 121V122H226ZM232 121H233V123H232ZM4 122H7V123H4ZM12 122H14V123H12ZM20 123L21 125L19 126L18 125V123ZM21 122H23V123H21ZM32 122H33V124H32ZM45 122V123H44ZM61 122H63V123H66V124H64V125H66V126H64L65 127V129L67 130H63L64 129V127L62 128V126H61ZM74 122H76V123H74ZM107 122V121H106ZM12 123V124H11ZM37 123V124H36ZM68 123V124H67ZM78 123V124H77ZM85 123H87V124H85ZM103 123V124H102ZM186 123V122H185ZM230 123V124H229ZM242 123H244V124H242ZM5 124V125H4ZM7 124V125H6ZM15 124V125H14ZM28 124V125H27ZM74 124H76V126L77 127H75L74 126ZM97 124L98 126H99V128L101 127V129H98V126L95 125ZM154 124V125H153ZM173 124V125H172ZM232 124V125H231ZM4 125V126H3ZM9 125V126H8ZM10 125H13L14 127H12V126H10ZM16 125H18L19 126V128L18 127H16ZM25 126V128H23L24 126ZM33 125H34V127H33ZM39 125V126H38ZM45 125V126H44ZM53 125V126H52ZM59 125V126H58ZM69 125V126H70ZM72 125H73V127L75 128H72ZM80 125V126H79ZM81 125L83 126V127H81ZM104 125H106V126H104ZM109 125V126H108ZM170 125H172V126H170ZM222 125H224V127H222ZM225 125H231L230 126V128L227 130V128H226V126ZM234 125V126H233ZM7 126V127H6ZM35 126H36V128H35ZM46 128L47 126V130L46 131H44V127ZM56 126H57V128H56ZM60 126H61V128H60ZM84 126H85V129H84ZM94 126L97 128V129H95L94 128ZM115 126V127H114ZM154 126H156V127H154ZM157 126H159L158 128H157ZM174 126V127H173ZM182 128H186V127H184V125H180ZM232 126H233V128L235 129H233L232 128ZM236 126V127H235ZM4 127H6L7 129L6 130H4L3 131V129H5ZM12 129H11V128ZM22 127V128H21ZM37 127H39V128H37ZM54 127H55V129H54ZM67 127H68V129L69 130H71L72 129V131H69L68 129H67ZM103 127H105V128H103ZM175 127H178V128H175ZM16 128H17V130H16ZM58 128H59V131H58ZM71 128V129H70ZM77 128H79V129H81L82 128V131H83V129L84 130H86V131H79ZM92 128H94V129H92ZM108 128V129H107ZM162 128H160V129H162ZM174 129L175 128V130H172V129ZM201 130H202V128L203 127H199ZM220 128H221V131L224 133H222L221 131V133L223 134V135H220V133H219V130H220ZM226 128V129H225ZM18 129H21V131H19ZM26 129V130H25ZM36 129H39L40 131H38L37 132V130ZM56 129H57V131H56ZM76 130V132L74 131V130ZM116 129V130H115ZM159 129V130H160ZM224 129V130H223ZM2 130V131H1ZM8 130V131H7ZM12 130H14V131H12ZM28 130V131H27ZM93 130H96L97 131V133L98 134H101L102 136H103V134L106 136H104V138L102 139V137H101V135L99 136L98 134H96V135H98L99 136V140H100V142L102 143L101 144V152L100 153H94L92 150H94V148L90 145V140H89V138H91V136L92 135H90L91 133L90 132H92ZM108 130H110V131H108ZM113 130V131H112ZM167 130V131H168ZM19 131V132H18ZM104 131V132H103ZM108 131V132H107ZM175 131V132H174ZM232 131V132H231ZM234 131V132H233ZM254 131V132H253ZM5 132H11V137L12 136H14L15 137V135L17 134L16 132H18V135H16L17 137H15L14 138V141H12L11 139H13V137L11 138L10 136H9V134L7 135ZM14 133V135H12L13 133ZM22 132V133H21ZM60 132V133H59ZM63 132H66L65 134L63 133ZM69 132V133H68ZM71 132H72V134H71ZM73 132H75V133H73ZM79 132V133H78ZM100 132H103V133H100ZM114 133L113 135L112 134H110V133ZM36 133V134H35ZM58 133V134H57ZM81 133V134H80ZM217 133V134H216ZM219 133V134H218ZM232 133V134H231ZM255 133V134H254ZM24 134V135H23ZM41 134H42V136H41ZM49 134H51V135H49ZM63 135V136H61L60 137V135ZM68 134H69V136H68ZM74 134V135H73ZM78 134V135H77ZM79 134L82 136V134H83V136L82 137H80L79 136ZM85 134V135H84ZM89 134V135H88ZM108 136H107V135ZM116 134H117V137H116ZM4 135V136H3ZM22 136V137H20V136ZM27 135H29L30 137V139L28 138V136ZM47 135V136H46ZM49 135V136H48ZM72 135H73V137H72ZM77 135V136H76ZM87 135V136H86ZM121 135V134H120ZM217 135V136H216ZM218 135H219V137H218ZM250 135V136H249ZM255 135V136H254ZM26 136H27V139H25L26 138ZM38 138H37V137ZM52 136V137H51ZM67 136H68V138H67ZM85 136V137H84ZM110 136V137H109ZM122 136V135H121ZM244 136V137H243ZM253 136V137H252ZM8 137H10L9 139H8ZM18 137H20V138H18ZM48 137H50L51 139L53 138H55L54 140H53V142L54 143H52L51 145H50V143L52 142L51 140H50V138H48ZM70 137V138H69ZM76 137V138H75ZM78 137V138H77ZM84 137V138H83ZM88 139H87V138ZM248 137V138H247ZM256 137V138H255ZM258 137V138H257ZM8 140H10L11 141V145L8 143V142H10V141H8ZM17 138H18V140H17ZM21 138H23V139H25V140H23L22 139V141L24 142V143H22V141H21ZM80 138V140H78ZM81 138H83V139H81ZM106 138V139H105ZM110 138H112V139H114V143H113V141L110 139ZM117 138V139H116ZM215 138H217V139H215ZM219 138V139H218ZM243 138V139H242ZM247 138V139H246ZM254 138H255V140H254ZM16 139V140H15ZM29 139V140H28ZM37 139V140H36ZM61 139H64V140H61ZM104 139L106 140V141H104ZM20 140V142L22 143H20V142H18ZM31 140V141H30ZM32 140H34V141H32ZM38 140H39V142H38ZM81 140H83V141H81ZM86 140V141H85ZM89 140V141H88ZM103 140V141H102ZM110 140V141H109ZM119 140V141H121V145H119L120 144V142L118 143L117 141ZM244 140V141H243ZM8 141V142H7ZM27 141V142H26ZM29 141V142H28ZM57 141V142H56ZM59 141V142H58ZM74 141H77V144L79 143V141H80V143L76 146V142H74ZM85 141V142H84ZM88 141V142H87ZM116 141V142H115ZM123 141V142H122ZM237 141V143H239ZM242 141V142H241ZM256 141V143H254ZM12 142H15L16 144H14V143H12ZM18 142V143H17ZM32 142V143H31ZM34 142H35V144H34ZM110 142H112V143H110ZM260 141H259V147H260V149L262 148V149H264L263 148V146H264V144L263 143H261ZM27 143V144H26ZM36 143H39V144H36ZM62 143V145H60ZM72 143V144H71ZM86 143H88L87 144V147L85 148V147H82L84 144L86 145ZM111 144V147H110V144ZM13 144V145H12ZM25 144V145H24ZM30 144H31V146H30ZM70 144V145H69ZM74 144H75V146H74ZM81 144H82V146H81ZM106 144V145H105ZM123 144V145H122ZM251 144V145H250ZM8 145V146H7ZM16 145H18L17 147H16ZM28 145V146H27ZM38 145H39V147H38ZM64 145V146H63ZM73 146V148L71 149V147ZM84 145V146H85ZM103 145H105V146H103ZM115 145V146H114ZM118 145V146H117ZM124 145H125V147H124ZM144 145H146L147 147H146V149H145V151L147 152H145L144 151V148H145V146ZM10 146H14L13 147V149H16V150H13V149H11V147ZM24 146H25V150H23V148H24ZM29 146H30V153H29V150H28V148H29ZM37 146V147H36ZM61 146H63V147H65V148H63V147H61ZM70 146V147H69ZM80 146V147H79ZM113 146V147H112ZM143 146V147H142ZM152 146V145H151ZM197 146V147H196ZM10 147V148H9ZM23 147V148H22ZM53 147V148H52ZM58 147V148H57ZM106 147H108V148H110V149H108V148H106ZM148 147H150V149L148 148ZM36 148H40V149H36ZM44 148V149H43ZM50 148L52 149V150H50ZM63 148V149H62ZM70 148V150H68ZM80 148V149H79ZM81 148H83V151H82V149ZM112 148H113V150H112ZM118 150H117V149ZM142 148V149H141ZM147 148L149 149V151L147 150ZM17 149H18V151H17ZM19 149H20V151H19ZM64 149H66V151L64 150ZM76 149V150H75ZM85 149H87V150H85ZM103 149H104V152L106 151V149H108L110 152H108V151H106L105 153L106 154H104L103 153ZM135 149V151L137 150L138 152L140 151V153H136L135 151L134 152H132L133 150ZM139 149V150H138ZM141 149V150H140ZM15 151V153L17 154V156H16V154H13V152H11V151ZM40 151V152H38V151ZM41 150H43V151H41ZM51 152H50V151ZM54 150H56V151H54ZM59 152H61V156H62V154H63V156L61 157V159L62 158H64V160L63 161H65V163L63 162V161H61V159L59 160V158H60V154L59 153H57L58 151ZM63 152H62V151ZM80 150V151H79ZM131 150V151H130ZM234 150L236 151V150H238V151H236V152H234ZM251 150V149H250ZM23 151V152H22ZM45 151H47V152H49V153H47V152H45ZM70 153L71 151V153H72V155H73V158L71 157L72 155H70L68 152ZM77 151H79V154H78V152ZM95 151H96V149H95ZM114 151H116V152H114ZM127 151V152H126ZM129 151H130V153H129ZM240 151V152H239ZM18 152V153H17ZM20 152V153H19ZM35 152L37 153H39V154H36V155H34L35 154ZM45 154H44V153ZM66 152V153H65ZM87 153V155H86V153ZM93 152V153H92ZM108 152V153H107ZM112 152V153H111ZM131 152H132V157H131ZM149 152V153H148ZM239 152V153H238ZM23 153H24V155H23ZM32 153H33V155H32ZM90 153V154H89ZM111 153V154H110ZM116 153V154H115ZM127 153V154H126ZM130 155H129V154ZM136 153V154H135ZM143 153V154H142ZM152 153V155H150V157H153V158H150L149 157V154H151ZM257 153V152H256ZM18 154H19V156H18ZM22 154V155H21ZM29 154H30V156L32 155V157H30L31 159L33 158V159H35L34 158V156L36 157V159L35 160H31L30 158H27L26 159V157H29ZM41 154H43L42 156H44L43 158H41ZM51 154H53V155H51ZM57 154H58V156H57ZM64 154H66V155H64ZM75 154V155H74ZM80 154H81V156H80ZM99 155L98 157H96V155ZM113 154V155H112ZM119 154V155H118ZM122 154V155H121ZM126 154V155H125ZM142 154V155H141ZM144 154H146L147 155V157L148 158H146V155L144 156ZM38 155V156H37ZM46 155V156H45ZM57 157H59V158H57ZM71 158H68V156ZM82 155H83V157H82ZM85 155V156H84ZM90 155V156H89ZM101 155H105L106 157H104L105 159H103V157L101 158L100 156ZM110 157H109V156ZM118 155V156H117ZM135 155V156H134ZM137 155V156H136ZM4 156H6L5 158H4ZM16 156V157H15ZM24 156V157H23ZM48 156H51V158L49 157L48 159H47V157ZM52 156H54V158L52 157ZM65 156V157H64ZM66 156H67V158H66ZM75 156V157H74ZM86 156H88V157H86ZM115 156V157H114ZM126 156V157H125ZM128 156H130L131 158H129ZM140 156V157H139ZM143 156V157H142ZM192 156L194 157V158H192ZM16 159H15V158ZM88 158V160L86 159V158ZM96 157V158H95ZM118 157V158H117ZM123 157H124V159H123ZM134 157H136L135 158V160H134ZM138 157H139V159H138ZM18 158H22V159H18ZM23 158H25L24 160H23ZM53 158V159H52ZM80 158V159H79ZM98 158V159H97ZM113 159L114 160V162H115V164L114 165H109L108 163V160L109 159ZM120 158H122V159H120ZM126 158V159H125ZM129 158V159H128ZM177 158H179L178 160H177V162H180V164H181V166L180 167H178V164H177V166L175 165V160L177 159ZM244 158L245 157H243V159L242 158H240L241 159V161H243L244 160ZM4 159V160H3ZM18 159V160H17ZM31 161H30V160ZM41 159L45 162H43V161H41ZM58 159V161H56ZM69 159H70V161H69ZM77 161V163L74 161ZM86 159V160H85ZM93 159L95 160L94 162H92L93 161ZM119 159V160H118ZM130 159H131V161H130ZM137 159H138V161H140L139 163H137L138 161H137ZM140 159H142V161L140 160ZM239 159V160H240ZM7 160V161H6ZM19 160H20V162H19ZM29 160V161H28ZM40 160V161H39ZM45 160H47V161H49L50 162V160H52L51 162H50V164H48ZM100 160H101V162H100ZM102 160H106L105 162H103ZM126 160V161H125ZM129 160V162H131V163H127V161ZM134 160V161H133ZM238 160V161H239ZM3 161V162H2ZM39 161V162H38ZM53 161H55L56 163L57 162H59V161H61V163L59 164H57V166L55 165L56 163L55 162H53ZM68 161H69V163H70V165H69V163H68ZM72 161V162H71ZM86 161V162H85ZM88 161H90V162H88ZM110 161V160H109ZM124 161V162H123ZM245 161V160H244ZM243 161V163L242 162H238L237 164H238V166L236 167L235 166V169L236 168H245V162ZM4 162H5V164H4ZM6 162H7V164H6ZM25 162V163H24ZM28 164H27V163ZM40 162H42V163H44V164H42V163H40ZM75 164H74V163ZM84 162H85V166H83L84 165ZM89 163V165H88V163ZM92 162V165L90 164ZM99 162H100V164H99ZM122 162V163H121ZM150 162V161H149ZM19 163V164H18ZM37 163V164H36ZM46 163H47V165H46ZM79 163V164H78ZM117 163L119 164L120 163V166H118L117 165ZM123 163L125 164V165H123ZM136 163L138 164V166H136ZM174 163V164H173ZM241 163V164H240ZM24 164V165H23ZM39 164H40V166H39ZM41 164H42V166H41ZM54 166H53V165ZM65 164V165H64ZM68 164V165H67ZM72 164V165H71ZM73 164L74 165H76L77 166V164L79 165V166H77L78 168H79V171L83 174V176L85 175V170L86 169H88V171L86 172L87 174V176L85 177H83V179H81L82 177H81V173L80 172H76L75 174H74V172L75 171H78V168L76 167V166H74L73 167ZM98 164H99V166H98ZM101 164H102V167H101ZM129 165V167H128V165ZM133 164V165H132ZM12 165V166H11ZM21 167H20V166ZM25 165H27V166H25ZM116 165V166H115ZM122 165V166H121ZM9 166V167H8ZM21 168H19V167ZM30 166V167H29ZM37 166V167H36ZM45 166V167H44ZM47 166V167H46ZM65 166V167H64ZM67 166V167H66ZM69 166H70V168H69ZM87 166V167H86ZM89 166V167H88ZM104 166V167H103ZM107 168H106V167ZM112 166V167H111ZM135 168H134V167ZM4 167H6L5 169H4ZM27 167V168H26ZM42 167V168H41ZM61 167V168H60ZM64 167V168H63ZM83 167V168H82ZM98 167V168H97ZM117 167V168H116ZM120 167V168H119ZM125 167V168H124ZM127 167V168H126ZM130 167H132L131 169H133L134 170V172H132L133 170H131L130 169ZM148 168L147 167V165L146 166H144V168ZM211 167V168H210ZM14 168V169H13ZM40 168V169H39ZM46 168H47V170H46ZM59 168V169H58ZM62 168H63V171H62ZM67 168H69L68 169V171H67ZM77 170H76V169ZM82 168V169H81ZM104 168V169H103ZM111 168H113L112 170H111ZM128 168H129V170H128ZM136 168H138V169H136ZM173 168H175V169H173ZM8 169L9 170H11V171H13V172H9L8 171ZM17 169V170H16ZM19 169H20V171L22 170V169H24V170H22L21 172L19 171ZM28 169V170H27ZM33 170V172H32V170ZM45 169V172H43V174H42V172L41 171H43ZM57 169V170H56ZM66 169V170H65ZM90 169H92V171L90 172L89 170ZM108 169H110V170H108ZM115 169H117V170H115ZM121 169H123L124 171L126 170H128V172H130L131 171V174L129 173V175L131 176L130 178H128V172H123V170H121ZM142 169V168H141ZM149 169V168H148ZM234 169V170H235ZM239 169H236L235 171H238ZM6 170H7V173H6ZM29 170H31V171H29ZM37 170H39V171H37ZM41 170V171H40ZM56 170V171H55ZM59 170V171H58ZM85 172H84V171ZM96 172H95V171ZM105 170V171H104ZM109 172H108V171ZM121 170V171H120ZM4 171V172H3ZM27 171H29V172H27ZM37 171V172H36ZM49 172V173H47V172ZM54 171V172H53ZM65 171V172H64ZM73 171V172H72ZM93 171H94V174H93ZM116 171H118V172H116ZM119 171L120 172H122L123 173V176H124V178L123 177H121V179L120 178H118L119 176H122L121 174L122 173H120L119 175H116V173L118 174L119 173ZM173 171V172H172ZM234 171V172H235ZM24 174H23V173ZM28 174H27V173ZM32 172V173H31ZM57 172V173H56ZM61 173V175L59 174V173ZM63 172V173H62ZM84 172V173H83ZM137 172V173H136ZM172 172V173H171ZM40 173V174H39ZM53 173H55V174H53ZM65 173V174H64ZM70 173V174H69ZM78 173H79V176L81 177H78L77 175H78ZM96 173V174H95ZM114 173V174H113ZM126 173V174H125ZM136 173V174H135ZM4 174V175H3ZM9 174V175H8ZM21 174H23V175H21ZM32 174V175H31ZM42 174V175H41ZM53 175V176H51V175ZM59 174V175H58ZM62 174L64 175V176H62ZM67 174V175H66ZM72 174V175H71ZM74 174V175H73ZM90 176H89V175ZM94 176H93V175ZM132 174H134V176L132 177ZM173 174V175H172ZM233 174V173H232ZM5 175H7L6 176V178H4L5 177ZM14 175V176H13ZM31 175V176H30ZM44 175L46 176V178L44 177ZM69 175V176H68ZM96 175V176H95ZM113 175V176H112ZM126 175V176H125ZM21 176V177H20ZM36 178H35V177ZM41 176L43 177V179H45L46 181L44 182L43 181V179L41 178ZM51 176V177H50ZM58 178V180L56 179V177ZM66 176V177H65ZM68 176V177H67ZM72 176V178H69V177H71ZM75 176V177H74ZM89 176V178H87ZM170 176L171 177H173L172 179L170 178ZM10 177H13V178H11V180H10ZM16 177H18V179L16 178ZM28 177H29V179H28ZM32 177V178H31ZM50 177V178H49ZM60 177V178H59ZM77 177V178H76ZM116 177V178H115ZM154 177V176H153ZM4 178V180H3V182H1L2 181V179ZM39 178H41V180L39 179ZM63 178H65L66 179V181H65V179H63ZM69 180H68V179ZM73 178H74V180H73ZM79 178H80V180H79ZM88 180H87V179ZM154 178H156V177H154ZM13 179V180H12ZM21 179H23V180H21ZM35 179V180H34ZM49 179V180H48ZM71 179V180H70ZM87 181H86V180ZM10 180V181H9ZM26 180V181H25ZM27 180H28V182L29 183H31L30 185H29V183L27 182ZM54 180V181H53ZM90 180V181H89ZM122 180V181H121ZM125 180V181H124ZM152 180H153V178H152ZM157 180V179H156ZM159 180V179H158ZM192 180V179H191ZM190 180V181H191ZM5 181V182H4ZM7 181H9V182H7ZM15 181V183L17 184H14L13 182ZM24 182V183H22V182ZM31 181V182H30ZM36 181V182H35ZM42 181H43V183H42ZM48 181V182H47ZM64 181H65V183H64ZM85 181V182H84ZM115 181V182H114ZM189 181V182H190ZM196 179H193L190 183H191V185H195V183H196ZM207 181H209V180H205V182H207ZM17 182H19V184L17 183ZM34 182V183H33ZM49 182H50V184H49ZM53 182H54V184H53ZM56 182V183H55ZM64 183V186H62L63 184H61V183ZM66 182H68V183H66ZM70 182V183H69ZM84 182V183H83ZM86 182H88V183H86ZM117 182H118V184H117ZM119 182H120V184H119ZM124 182V183H123ZM128 182V181H127ZM146 182V181H145ZM156 182V184L157 183H159L158 181H155ZM155 182H154V184H155ZM10 183V184H9ZM35 183H36V186H37V188H35L36 186H34L35 185ZM60 183V184H59ZM115 183V184H114ZM122 183V184H121ZM160 183H162V182H160ZM160 183H159V185H160ZM9 184V185H8ZM14 184V185H13ZM28 185V187L26 186V185ZM33 184V186H31ZM46 184V185H45ZM47 184H49V185H51V187L49 186V185H47ZM57 184V185H56ZM65 184H67V187L68 188H65L66 187V185ZM69 184V185H68ZM73 184H74V186H77V187H74L73 186ZM78 184H80V185H78ZM155 184V185H156ZM231 184H233L232 182H231ZM231 184H229V185H223V186H221V189L220 190H218V191H216L214 188H212V187H207V186H203L204 188H203V191L205 192V191H207L208 192V194H206V195H204V194H200V195H197L196 196V192L195 191H192V189L194 188L195 189V186L194 187H190V186H185L182 190H180L179 191V193L177 194V196H174L173 198H172V200H173V202H172V200H168V202H166L165 204H163V206H160L161 208L160 209H158V211L156 212V214H155V216L153 217V218H151V219H149L148 220V222H145V223H140L137 227H136V229L135 230H133L129 235H128V237L127 238H125V239H123V241H119V242H117V243H115V245H114V249L113 250H110V252H108L107 254H104L103 256L104 257H102L101 256V258L96 262V264L98 263V264H191V262L189 261V260H187L186 259V257H185V255H184V253H183V250H182V246H181V243H180V241H179V239H182V241H185L186 240V238H185V236H184V233H182V227H183V225H184V222H185V220H187V219H189V218H191L192 219V221H196V222H198L199 224H201L202 225V229L204 230V229H206L208 226H210V227H217L216 228V231H217V233H218V244H222L223 245V248H224V250H226L228 253H229V255H230V258L232 259V260H234V261H237V262H243V261H245V259H246V257H244L243 256V250H244V248H238V245H236V243H234V242H232L231 241V239H230V237H226V236H224L223 235V230H221L222 229V226H221V224H223V222H222V216L224 215L225 217H227L228 216V214H229V211H230V207H229V205L230 204H227V202H229L230 203V200H231V195H233L235 192H234V189H236L233 185H231ZM11 185L12 186H16L15 188L13 187H11ZM59 185V186H58ZM62 187H61V186ZM71 185V186H70ZM121 185V186H120ZM158 185V184H157ZM18 186V187H17ZM19 186H21V187H19ZM44 186H45V188H44ZM72 186H73V189H72ZM86 186V187H85ZM113 186V187H112ZM123 186V187H122ZM7 189H9V190H5L6 188ZM9 187V188H8ZM11 187V188H10ZM61 187V188H60ZM117 187H119V188H117ZM121 187V188H120ZM143 187H144V189L145 190H147V189H149V190H147V191H149L150 192V189L151 188H149L150 187V185H143ZM143 187L141 186V189L139 190V191H141L142 189H143ZM148 187V188H147ZM18 188H19V190H18ZM21 188V189H20ZM25 188V189H24ZM27 188V189H26ZM37 189V190H35V189ZM39 188V189H38ZM42 188V189H41ZM48 188H49V190H48ZM56 188V189H55ZM60 190H59V189ZM70 188V189H69ZM77 188V189H76ZM83 188V189H82ZM87 188V189H86ZM242 188V187H241ZM15 189H17V190H15ZM28 189H30L29 191H31V192H29L28 191ZM33 189V190H32ZM43 189H45V190H43ZM64 189H66V190H64ZM112 189H113V191H112ZM115 189V190H114ZM118 189H120V191L118 190ZM123 189V190H122ZM246 189V188H245ZM11 190H12V193H11ZM13 190H15V191H13ZM22 190V191H21ZM24 190H26V191H28V192H24ZM41 192H40V191ZM69 190V191H68ZM85 190H87L88 192H86ZM122 190V191H121ZM169 190V191H168ZM9 192V193H11V194H9V193H6V192ZM19 191V192H18ZM37 191V192H36ZM43 191V192H42ZM63 191V192H62ZM67 191V192H66ZM75 191V192H74ZM116 191V192H115ZM168 191V192H167ZM246 191H248L249 193H251L252 195H257V194H259L260 192H264V187L262 186V185H258V186H255V187H252L251 189H246ZM15 192V193H14ZM21 192H24L23 194L21 193ZM36 192V193H35ZM46 192V193H45ZM50 194H49V193ZM74 192V193H73ZM85 194V192H86V194L85 195H83L82 196V194ZM112 192H113V194H112ZM167 192V193H166ZM220 192H222L224 195H222ZM27 193V194H26ZM32 195H31V194ZM35 193V194H34ZM37 193H39V195H40V193L42 194V193H44V194H46L48 197H46V196H44V195H40V197H39V195L37 194ZM53 193V195H52V197H51V194ZM56 193V194H55ZM70 193V194H69ZM71 193H73V194H71ZM76 193V194H75ZM87 193H88V195H87ZM114 193H115V196H114ZM121 193V195H119ZM126 195H125V194ZM17 194V195H16ZM60 194V195H59ZM65 194H66V197H65ZM116 194H117V196H116ZM13 195H16V196H14V197H12ZM23 195V196H22ZM27 195H31V196H27ZM55 195V196H54ZM76 195V196H75ZM78 195V196H77ZM119 195V196H118ZM126 197H125V196ZM127 195H128V197H127ZM132 197H131V196ZM189 196V198L191 199V201H192V203L191 202H187L186 201V198H188V197H185V196ZM22 196V197H21ZM36 196L38 197V198H36ZM80 196V197H79ZM84 196H85V198H84ZM114 196V197H113ZM122 196H123V198H122ZM130 196V197H129ZM163 196V197H162ZM29 197V198H28ZM30 197H31V199H30ZM46 197V198H45ZM49 197H51L50 199H48ZM110 197V198H109ZM115 197H116V199H115ZM118 197V198H117ZM138 197H140L141 198V200L140 199H138ZM178 197V198H177ZM180 197H182L181 199H179ZM183 197H185V198H183ZM14 198V199H13ZM34 200H33V199ZM54 198V205L53 204H50V203H53V201H51L50 202V200H52ZM60 200H59V199ZM67 200H66V199ZM94 199V200H91V199ZM107 198V199H106ZM114 198V199H113ZM128 198H130V199H128ZM131 198H132V200H131ZM143 198V199H142ZM19 199V200H18ZM40 199H42L43 201H41ZM47 199V200H46ZM55 199H57V200H55ZM121 199H124L123 201L121 200ZM125 199H127L126 201H125ZM174 199H176L175 201H174ZM256 199V197L254 196V199L253 200H255ZM259 200H256V201H258V204H261V202H262V200H260V198H258ZM15 200V201H14ZM40 200V202H38ZM62 200V203H60L59 201H61ZM65 200H66V202H65ZM107 200V201H106ZM113 200H116L115 202L113 201ZM136 200H138V202L136 201ZM11 201V202H10ZM13 201V202H12ZM16 201H17V204H16ZM20 201H23V202H20ZM47 201H49V205H48V203H47ZM72 201V202H71ZM91 201H93V202H91ZM97 201V202H96ZM122 201V202H121ZM128 201H130L129 203H128ZM132 201V202H131ZM19 202V203H18ZM41 202H44V204L43 203H41ZM57 203V205H56V203ZM64 202V203H63ZM68 202L70 203V205H71V203L73 204V205H75V206H73V205H69L68 204ZM97 204H96V203ZM118 202V203H117ZM134 202V203H133ZM141 204H140V203ZM242 202V201H241ZM13 203L15 204V205H13ZM35 203H36V205H35ZM38 203H40V204H38ZM65 203H67L68 204V206H67V204H65ZM131 203V204H130ZM137 203V204H136ZM139 203V204H138ZM195 203V204H194ZM212 203H214L215 204V207L213 208H211V204ZM22 204V205H21ZM45 204H47V206L45 205ZM58 204H59V206H58ZM63 206H65V207H62V205ZM81 204H82V207L84 208H87V209H85V211L83 210L81 213H78V212H76V210H75V207H76V205H78L79 207L81 206ZM127 204H129V205H127ZM133 204H136V205H134L133 206ZM4 205V206H3ZM23 205L25 206V207H27V209L26 208H24L23 207ZM84 205V206H83ZM96 206V207H94L93 208V206ZM130 205H132V207L130 206ZM150 205H151V207H150ZM7 206H8V208H7ZM13 206H14V209H15V211H14V209H13ZM45 206V207H44ZM51 206H53V207H51ZM57 206V207H56ZM66 206H67V208L70 210V208L72 209L73 207V211H71L70 210V212H69V210L66 208ZM73 206V207H72ZM135 206H138V208L137 207H135ZM148 206H149V208H148ZM5 209H4V208ZM21 207H23V208H21ZM30 207H31V209H30ZM38 207H40V209L38 210ZM47 207V209H45ZM57 208V209H55V208ZM62 208V210H60V208ZM70 207V208H69ZM78 207V208H79ZM134 207V208H133ZM220 207H223L224 208V210L223 211H220L219 209H220ZM9 208H11V210L9 209ZM18 208V209H17ZM21 208V209H20ZM36 208V209H35ZM59 208V209H58ZM63 208H64V213L67 215V213L69 214V216H66L64 213L62 214V212H63ZM81 208V207H80ZM2 209H4L5 211H3ZM18 211H17V210ZM24 209H25V211H24ZM35 209V210H34ZM53 209H54V211H53ZM66 209V210H65ZM197 209H198V212H197ZM7 210H9V211H7ZM41 210V211H40ZM48 210V211H47ZM60 212H59V211ZM74 210H75V213H73L74 212ZM93 210V211H92ZM130 210V211H129ZM147 210V211H146ZM3 212V214L4 215H2V212ZM11 211H13L12 213H11ZM20 211H22L23 213L25 212V214H23L22 215V212H20ZM26 211H28V212H26ZM31 211V212H30ZM62 211V212H61ZM92 211V212H91ZM146 211V212H145ZM6 212V213H5ZM7 212L9 213V214H7ZM17 212H19V215L20 216H18V213ZM50 212V213H49ZM52 212H54V214L52 213ZM87 214H86V213ZM145 212V213H144ZM11 213V214H10ZM16 213V214H15ZM35 213V214H34ZM43 213L45 214V216L43 215ZM49 215H48V214ZM55 213H57V214H59L58 215V218H57V214H56V217H55ZM84 215H83V214ZM90 213H92V214H90ZM29 214H31V215H29ZM38 215V218H35V217H37V215ZM72 214H74L73 216H72ZM80 214V215H79ZM82 214V215H81ZM143 214V215H142ZM13 215V216H12ZM25 215H28V216H25ZM63 215V216H62ZM75 215H76V217H75ZM11 216H12V220H11ZM22 216V217H21ZM23 216H24V218H23ZM32 216V217H31ZM54 218H53V217ZM78 216V217H77ZM81 216V217H80ZM82 216H83V218H82ZM42 217V218H41ZM44 217V218H43ZM47 217V218H46ZM67 217V218H66ZM72 217V218H71ZM88 217V218H87ZM17 218V219H16ZM23 218V219H22ZM34 218V219H33ZM40 218H41V220H40ZM46 218V219H45ZM75 218H77V219H75ZM79 218V219H78ZM82 218V219H81ZM17 221H16V220ZM21 220V222H24V224L23 223H21L20 222V220ZM48 219V222L46 221ZM51 219H53V220H51ZM68 219H70V220H68ZM71 219L73 220L74 219V221L72 222L71 221ZM206 219H208L207 221H206ZM34 220H35V222H37V223H32V222H34ZM42 220H44V222H47V223H44ZM78 220V221H77ZM81 220V221H80ZM16 221V222H15ZM18 221L20 222V223H18ZM30 221V222H29ZM32 221V222H31ZM9 222H11V223H9ZM13 222V223H12ZM14 222H15V224H14ZM29 222V223H28ZM81 222V224H79ZM7 223H8V225H10V226H8L7 225ZM31 223V224H30ZM49 223V224H48ZM58 223V224H57ZM77 223V224H76ZM14 224V225H13ZM21 224H23V226L21 227V228H18V227H20L21 226ZM26 224V225H25ZM35 224V225H34ZM38 224V225H37ZM32 225H34V226H32ZM39 225H41V226H39ZM79 225V226H78ZM35 226H36V228H35ZM38 226V227H37ZM47 226V227H46ZM71 226H73V227H71ZM27 229V231H26V229ZM29 228V230H28V228ZM39 227H41L40 228V230L38 229ZM45 227H46V229H45ZM54 228L53 230H52V228ZM63 227H64V229H63ZM8 228V229H7ZM17 228V229H16ZM24 228V229H23ZM31 228H32V230H34V231H32L31 230ZM7 229V230H6ZM12 229V230H11ZM19 229H22L21 231L19 230ZM51 229V230H50ZM2 230H4L5 232H3ZM43 230V231H42ZM49 230V231H48ZM126 230V231H125ZM11 231V232H10ZM25 233H24V232ZM30 231V232H29ZM51 231H52V233H51ZM62 231V232H61ZM64 231H66V232H64ZM224 231H226V230H224ZM2 232H3V235H2ZM21 232V233H20ZM32 232H34L33 233V235H34V237H33V235L31 234L30 235V233H32ZM39 232H42L41 234L39 233ZM60 232V233H59ZM64 232V233H63ZM4 233L5 234H7L8 233V237L6 236V235H4ZM14 233V234H13ZM15 233H18V238L19 239H21V237H22V239L21 240H19L18 238H16L17 236L15 235ZM22 234V235H20V234ZM27 233V234H26ZM28 233H29V237H28ZM43 233H45L44 235H47V236H44V235H42ZM54 233H55V235H54ZM10 235H11V239L12 240H10ZM15 235V236H14ZM35 235L37 236L36 238L38 239L37 241H38V243H37V241L35 240L36 238H35ZM42 235V236H41ZM53 235V237H51V236ZM203 235V236H202ZM202 235H200L201 236V240H205V236L207 235V232L206 231H203V233H202ZM4 236V237H3ZM21 236V237H20ZM26 236V237H25ZM32 236V237H31ZM39 236H41V237H39ZM43 236H44V238H43ZM176 236V237H175ZM178 236V237H177ZM179 236H180V238H179ZM3 237V238H2ZM48 237H49V241H48ZM6 238V239H5ZM10 240H8V239ZM17 240H16V239ZM27 238V239H26ZM28 238H29V240H28ZM34 238V239H33ZM39 238H41V240L39 239ZM52 240H51V239ZM176 238V239H175ZM179 238V239H178ZM4 239V240H3ZM14 239L16 240V243H17V245H14V244H16L15 242H14ZM27 240V242H25L24 243V240ZM31 239V240H30ZM33 239V240H32ZM45 241H43V240ZM22 241L21 242V244H20V242H17V241ZM176 240V241H175ZM8 241H9V243H8ZM13 241V242H12ZM29 241V242H28ZM31 241V242H30ZM33 241H36V242H33ZM50 243H48V242ZM54 242V243H53ZM179 242V243H178ZM248 242V241H247ZM28 243H29V245H28ZM35 245H38V246H34V244ZM37 243V244H36ZM47 244V247H45V245H43V246H41L42 244ZM176 245H175V244ZM8 244V245H7ZM10 244V245H9ZM13 244V245H12ZM39 244H41V245H39ZM48 244H49V246H48ZM54 244V245H53ZM110 244V245H109ZM199 246H201L202 244H201V242H199V243H197ZM29 246L33 251H31V249L29 248V247H27V246ZM109 245V246H108ZM10 246V247H9ZM41 246V247H40ZM106 246H108V247H106ZM12 247V248H11ZM21 247H23V248H21ZM32 247H39V249L38 248H36V250H35V248H32ZM43 247V248H42ZM49 247H51V248H49ZM53 247V248H52ZM19 248H21V249H19ZM26 248V249H25ZM44 249V250H41V249ZM46 248V249H45ZM49 248V249H48ZM104 248V249H103ZM5 249V250H4ZM6 249H8V250H6ZM11 249H14V250H11ZM16 249V250H15ZM28 249H30V251L28 250ZM54 249V250H53ZM103 249V250H102ZM1 250H3V252H1ZM20 250V251H19ZM35 250V251H34ZM6 251V252H5ZM9 253H8V252ZM11 251V252H10ZM13 251V252H12ZM19 251V252H18ZM49 251H50V253H49ZM102 251V252H101ZM29 252H30V254L31 253H33V254H31V255H28L29 254ZM35 252H39L38 254L37 253H35ZM263 252L264 251H262L261 253L263 254ZM18 253H20V254H18ZM24 253V255L22 256V254ZM43 253H45V254H47L46 256L43 254ZM9 254V255H8ZM35 254H37V256L35 255ZM98 254V255H97ZM4 255V256H3ZM6 255V256H5ZM8 255V256H7ZM19 255H21V257H22V259H19V258H21ZM49 255V256H48ZM15 256V257H14ZM19 256V257H18ZM31 256H34V257H31ZM38 256H39V258H38ZM42 256H43V258H42ZM98 256V257H97ZM240 256H243L244 258H240ZM18 257V258H17ZM29 257V258H28ZM37 257V258H36ZM94 257H96V258H94ZM3 258V259H2ZM6 258H9V259H6ZM10 258H14V259H10ZM17 258V259H16ZM30 258H32L33 259V261H32V259H30ZM17 261H16V260ZM26 259H28V260H26ZM27 261V263H26V261ZM9 261V263H7ZM25 261V262H24ZM100 261V262H99ZM220 260H218V262H219ZM188 262V263H187Z\"/></svg>","mask_w":264,"mask_h":264},{"label":"bare ground","instance_id":"obj_2","mask_svg":"<svg viewBox=\"0 0 264 264\" xmlns=\"http://www.w3.org/2000/svg\"><path fill=\"white\" fill-rule=\"evenodd\" d=\"M1 1V0H0ZM5 2H6V0H4ZM10 1V0H9ZM22 1V0H21ZM21 1H20V3H21ZM24 1H26V0H24ZM23 1V4H20V5H23V9H22V12L24 11V7H27L28 5H24L25 4V2ZM27 1H29V0H27ZM26 1V2H27ZM39 1V3H40V1H42L41 3H43V6H45L46 7V5H49V4H53V5H56V4H54L53 3V1L51 0V1H49V0H38ZM46 1H48L47 3H46ZM55 1V0H54ZM72 1V0H71ZM77 1V0H76ZM79 2H81L82 3V1L81 0H78ZM89 1V0H88ZM87 1V2H88ZM100 1V0H99ZM119 1H121V0H119ZM136 1V0H135ZM140 2L139 3H141V1L142 0H139ZM149 1V0H148ZM152 1V0H151ZM150 1V2H151ZM160 1V0H159ZM171 1V3L173 2V1H175V0H170ZM177 1V0H176ZM181 1V0H180ZM198 1V3H200L201 1H203V2H201L202 4L203 3H207V2H210V1H212V0H197ZM214 1V0H213ZM212 1V2H213ZM220 1H222V0H220ZM225 1H227V0H225ZM231 1H233V0H231ZM237 1V0H236ZM236 1H235V3H233L232 2V4H230V1H229V5L228 4H222L221 5V3L220 4H214V7H213V5H212V7L213 8H211L210 6H208L210 9V11L212 12V14H216V13H220L219 15L221 16V18H224L225 16L224 15H222L223 13H222V11H225L226 9H228V8H230V6L231 7H233V8H231V9H233V10H231V12L233 11L234 13L236 12V11H239V12H236L238 15H239V13H240V7H241V4L239 5V2L237 1V3H236ZM242 1V0H241ZM244 1V0H243ZM243 1H242V3H243ZM3 2V1H2ZM8 2V1H7ZM15 3L17 2L18 3V1H14ZM13 2V4H12V2H11V4L13 5H11V7L13 8V7H16L17 6V4L16 5H14L15 3ZM57 2H59L60 4H61V6L62 7H64V8H68V3L70 4V2H68V0H57ZM79 2H76V3H79ZM85 2H86V0H85ZM101 2H103V1H101ZM100 2V3H101ZM107 2V1H106ZM109 2V1H108ZM107 2V5H110L109 3L111 2H109L108 3ZM113 2V1H112ZM117 2H118V0H117ZM124 2H126V1H124ZM130 2V1H129ZM134 2V1H133ZM136 2H138V1H136ZM135 2V3H136ZM145 2V1H144ZM165 2V1H164ZM183 2V1H182ZM191 2V1H190ZM211 2V4H213ZM218 2V1H217ZM228 2V1H227ZM226 2V3H227ZM29 3H31V2H29ZM45 3H46V5H45ZM80 3V4H81ZM89 3V2H88ZM88 3H86V4H88ZM93 3H94V1H93ZM97 3V2H96ZM99 3V4H100ZM114 4H115V2H113ZM131 3V2H130ZM142 3H143V1H142ZM147 3V2H146ZM166 3V2H165ZM177 3V2H176ZM196 3V2H195ZM216 3V2H215ZM249 3H251V0H249ZM254 3V4H253ZM4 4V2L2 3V5ZM5 4H8V3H5ZM27 4V3H26ZM37 4H38V2H37ZM83 4V6H84V4L85 3H82ZM82 4H81V7H79V8H81L82 9ZM102 4V3H101ZM112 4V3H111ZM116 4H119V5H121L120 3H116ZM127 4H128V0H127ZM170 4V3H169ZM173 4H175V3H173ZM185 4V3H184ZM183 4V5H184ZM194 4V3H193ZM245 4V3H244ZM0 5H1V2H0ZM1 5V6H2ZM9 5V4H8ZM73 5H75V4H73ZM125 5V4H124ZM124 5H122V7L124 6ZM131 5V4H130ZM133 5H134V3H133ZM136 5H139V4H136ZM141 5V4H140ZM144 5V4H143ZM147 4H145V6H146ZM150 5V4H149ZM149 5H147L149 8H150V6ZM154 5L155 4H153V9L155 8L154 7ZM175 5H177V4H175ZM185 5H187V4H185ZM189 5V4H188ZM187 5V6H188ZM191 5H192V3H191ZM200 5V4H199ZM207 5H208V3H207ZM251 5H253V6H251ZM4 6V5H3ZM6 6V5H5ZM32 6V5H31ZM37 6V5H36ZM50 6V5H49ZM49 6H47V8L49 7ZM57 7H60L59 5H58V3H57V5H56ZM78 6H80L79 4H78ZM77 6V7H78ZM88 6H89V4H88ZM127 6V5H126ZM168 6V5H167ZM170 6H171V4H170ZM169 6V7H170ZM180 6H181V4H180ZM186 6V7H187ZM192 6H194V5H192ZM195 6H197V5H195ZM250 6L251 7H248L249 8V10H247V11H251V13L253 12V13H255V12H257V10L258 9H260V8H262L263 10H264V0H254V1H252V3L250 4ZM260 6H262V7H260ZM7 8L8 7H10V6H6ZM10 7V8H11ZM34 7V6H33ZM57 7H54L56 10H57ZM61 7V8H62ZM71 6H69V8H70ZM74 7H76V6H74ZM92 7V6H91ZM113 7H114V5H113ZM116 7H118V6H116ZM115 7V8H116ZM129 7V6H128ZM133 7V6H132ZM136 7V6H135ZM137 7H139V6H137ZM143 7V6H142ZM160 7V6H159ZM162 7H164V6H162ZM168 7V9H170ZM173 7V6H172ZM174 7H176V6H174ZM189 7V6H188ZM191 7V6H190ZM190 7H189V9H190ZM198 7V6H197ZM197 7H196V9H197ZM204 7V6H203ZM244 7V6H243ZM1 8V7H0ZM18 8H19V5H18ZM16 8V10H19V12L18 13H20L21 11V8ZM39 8H41V7H39ZM44 8V7H43ZM51 8V7H50ZM50 8H49V10H50ZM72 8H73V6H72ZM85 8H86V6H85ZM88 8V7H87ZM95 8V7H94ZM94 8H93V10H94ZM96 8H97V6H96ZM100 8V11L102 10V8L103 7H99ZM107 8H108V6H107ZM107 8H104V9H106L107 10ZM119 8V7H118ZM127 8V7H126ZM134 8V7H133ZM141 8V7H140ZM177 8H178V5H177ZM181 8V7H180ZM247 8V9H248ZM2 9L3 8H1V12H4L5 13V11H2ZM26 9V8H25ZM32 9V8H31ZM52 9V8H51ZM78 9V8H77ZM135 9V8H134ZM142 9V8H141ZM152 9V10H153ZM173 8H171L170 10H172ZM175 9V8H174ZM201 9V8H200ZM245 9V8H244ZM261 9V10H262ZM4 10V9H3ZM29 10H30V5H29ZM28 10V11H29ZM33 10V9H32ZM40 10V9H39ZM39 10H38V12H39ZM45 11H46V9H44ZM44 10L42 9V12H44ZM53 11H52V13L54 12V14H58V15H60V14H62L61 12H60V14H59V12H56V10H54V9H52ZM68 11H69V9H67ZM70 10H71V8H70ZM73 10V9H72ZM75 10L76 9H74V12H75ZM79 10V9H78ZM78 10H76V11H78ZM90 10V9H89ZM92 10V9H91ZM90 10V11H91ZM97 10V9H96ZM105 10V11H106ZM119 10H120V8H119ZM138 10V14H139V16H140V14L142 13V12H140L139 11V9H137ZM143 10H145V9H143ZM146 10H147V8H146ZM145 10V11H146ZM149 10V9H148ZM151 10V9H150ZM156 10V9H155ZM158 10V9H157ZM164 10V9H163ZM178 10H181V9H177V11ZM184 10V9H183ZM183 10H181V13L180 14H182L184 11ZM188 10V9H187ZM198 10H199V7H198ZM207 10V9H206ZM205 10V11H206ZM230 10V9H229ZM243 10V9H242ZM241 10V11H242ZM8 11V10H7ZM9 11H12V9L11 10H9ZM37 11V10H36ZM48 11V10H47ZM51 11V10H50ZM57 11H59V10H57ZM79 11H81V10H79ZM78 11V13H80ZM84 11V9H82V12ZM99 11V10H98ZM104 11V10H103ZM108 11V10H107ZM106 11V12H107ZM110 11V10H109ZM107 12V13H105L106 15H108V13L110 14L111 12ZM113 11H115V10H113ZM121 11V10H120ZM120 11H118V13L120 12ZM124 11V10H123ZM123 11H121V12H123ZM125 11L127 12V10L125 9ZM142 11V10H141ZM166 11H168L167 9H166ZM175 11H176V9H175ZM183 11V12H182ZM208 11V10H207ZM210 11H208V12H210ZM245 11H246V9H245ZM260 11V10H259ZM258 11V12H259ZM0 12V13H1ZM25 12H26V10H25ZM56 12V13H55ZM62 12H64L63 11V8H62ZM70 12H73V11H70ZM82 12H81V14H82ZM85 12L86 11H84V16H85ZM94 12H96V11H94ZM135 12V11H134ZM140 12V13H139ZM153 12H155V11H153ZM159 12V11H158ZM157 12V13H158ZM174 12V11H173ZM186 12V11H185ZM184 12V13H185ZM188 12V11H187ZM196 12H197V10H196ZM202 12V11H201ZM10 13V12H9ZM8 13V14H9ZM13 13V12H12ZM27 13V12H26ZM33 13V12H32ZM64 13H66L67 14V12H64ZM63 13V14H64ZM97 13V12H96ZM99 13V12H98ZM113 13V12H112ZM115 13V12H114ZM130 13V12H129ZM137 13H136V15H137ZM150 13V12H149ZM162 13V12H161ZM172 13V12H171ZM176 13H178V12H176ZM183 13V14H184ZM227 13H229L228 11H227ZM251 13H250V17L252 16V20H253V22H255L259 27H260V23H258V22H262V19H260V18H257V19H260V21H258V20H255V19H253L255 16H259V15H255L254 16V14L252 13V15H251ZM261 13H263V12H261ZM6 14V13H5ZM4 14V15H5ZM11 14V13H10ZM23 14V13H22ZM28 14V13H27ZM31 14V13H30ZM43 14V13H42ZM73 15H74V13H72ZM71 14V15H72ZM80 14V15H81ZM95 14V13H94ZM93 14V15H94ZM102 14V13H101ZM117 14V13H116ZM122 13H120L119 14V16L121 15ZM123 14H125V13H123ZM143 14H144V12H143ZM148 13L146 12L143 16H145V15H147ZM151 14H152V12H151ZM154 14V13H153ZM153 14L151 15V16H153ZM159 14V16L161 15L160 13H158ZM158 14H156L155 13V18H156V15H158ZM163 14V13H162ZM193 14V13H192ZM191 13H190V15H192ZM195 14V13H194ZM201 14H203V13H201ZM212 14H211V16H212ZM244 13H241L240 15H243ZM248 14V13H247ZM246 14V12H245V15H247ZM264 14V13H263ZM3 15V14H2ZM2 15H0V17L2 18ZM13 15V14H12ZM24 15V14H23ZM23 15H22V17H23ZM47 15V14H46ZM57 15V16H58ZM70 15V16H71ZM87 15V14H86ZM104 15V14H103ZM112 15V14H111ZM128 15H130V14H128ZM131 15H132V13H131ZM135 15V14H134ZM185 15V14H184ZM187 15H189L188 13H187ZM199 15V14H198ZM198 15H196V16H198ZM203 15H205V14H203ZM217 15V14H216ZM232 15V14H231ZM230 15V16H231ZM234 15H236V14H234ZM5 16H8V15H5ZM17 16V15H16ZM21 16V15H20ZM44 16V15H43ZM42 16V17H43ZM52 16H53V14H52ZM61 16V18H62V15H60ZM63 16H65V17H69V15H63ZM89 16V15H88ZM90 16H92L91 14H90ZM110 16V15H109ZM114 16V15H113ZM124 16V15H123ZM127 16V15H126ZM133 16V15H132ZM132 16H130V17H127V18H125L124 19V17H123V19L125 20L124 22L125 23H129V24H133V23H131L133 20V17ZM138 15H137V17H139ZM143 16H140V18L142 17L143 18ZM149 16V15H148ZM150 16V17H151ZM162 16V15H161ZM163 16H164V14H163ZM177 16V15H176ZM210 16V17H211ZM223 16V17H222ZM262 16V15H261ZM261 16H259V17H261ZM264 16V15H263ZM4 17V16H3ZM9 17H11V16H9ZM27 17H28V15H27ZM42 17H40L39 15H37V13H34V14H32V16H30L29 17V20L31 21L30 23H36L35 25H37V24H39L40 23V21H39V23H37V21L40 19V18H42ZM44 17H46V16H44ZM43 17V18H44ZM82 17V16H81ZM86 17V16H85ZM85 17H82V19H84ZM96 17V16H95ZM95 17H93V18H95ZM101 17H102V15H101ZM116 17H118V15H116ZM136 17V16H135ZM158 17V16H157ZM170 17V16H169ZM168 17V18H169ZM186 19L185 20H189V17L188 16H184ZM187 17H188V19H187ZM192 17V16H191ZM195 17V16H194ZM229 17V16H228ZM232 17V16H231ZM238 17V16H237ZM242 17V16H241ZM15 18V17H14ZM13 18V19H14ZM26 18V17H25ZM24 18V19H25ZM51 18V17H50ZM50 18H48V19H50ZM56 21H57V19L55 18V15H54V17H53ZM53 18H51V19H53ZM80 18V17H79ZM92 18V19H93ZM99 18V17H98ZM145 18H147V16L145 17ZM145 18L143 19L144 20V22L142 21V24H140L141 26L143 25L144 27L146 26V30L148 29L147 28V23H146V25H144L143 23H145ZM155 18L153 17V18H149L148 17V19H152L151 20V22H149V23H151L152 24V21H154L155 20ZM161 18H163V17H161ZM171 18H173V17H171ZM182 18V17H181ZM206 18H207V16H206ZM219 16H218V19L217 20H219ZM245 18V16L243 17V19ZM249 18V17H248ZM248 18H246V19H248ZM18 19V18H17ZM22 19V18H21ZM46 19H47V17H46ZM50 19V20H51ZM68 19V18H67ZM66 19V20H67ZM82 19H80V20H82ZM113 19V18H112ZM137 19V18H136ZM135 19V20H136ZM175 19V18H174ZM193 20H194V18H192ZM192 19H191V21H192ZM196 19V18H195ZM208 19V18H207ZM215 19V18H214ZM225 19V18H224ZM224 19H222L221 20V24H222V22H223V20ZM240 19H242V18H232V20L230 21L231 22V24H230V30L231 31H229L230 32V36H231V32L234 34V38H235V41L234 40H232V42L234 41V42H243L244 43V41H245V46H244V44H242V46H243V49H242V46H240V43L238 44V47H236L237 49H239V51L238 50H236L235 48V50L236 51H238L237 53H239V59L241 58L242 59V61H243V55L245 54V55H247V54H252V52L255 50V49H257V48H259L260 46H261V49L263 48L262 47V43H264V41L263 42H261L260 41V43H258L257 42V40L256 39H258L257 37H256V39H254V37L252 38V34H247V33H244L243 32V29L245 28L244 26H242V24L244 25V23H240V22H242V20L241 21H239ZM246 19H244V20H246ZM250 19V18H249ZM1 20V19H0ZM6 20V19H5ZM4 20V21H5ZM45 20V19H44ZM70 20V19H69ZM68 20V21H69ZM84 20H87V19H84ZM91 20V19H90ZM89 20V21H90ZM94 20V19H93ZM92 20V21H93ZM99 20V19H98ZM102 20V19H101ZM100 20V21H101ZM106 20V19H105ZM108 20V19H107ZM116 20H118V18L116 19ZM150 20H147V22L148 21H150ZM162 20V19H161ZM171 20V19H170ZM173 20V19H172ZM176 20V19H175ZM181 20V19H180ZM211 20H213V18L211 19ZM228 20V18L226 19V21ZM8 21V20H7ZM9 21H10V19H9ZM13 21V20H12ZM42 21V20H41ZM49 20H47V22H48ZM52 21V26L54 25V22H53V20H51ZM76 21H78V20H76ZM75 21V22H76ZM104 21V20H103ZM102 21V22H103ZM138 21V20H137ZM137 21H134V22H137ZM140 21V20H139ZM138 21V22H139ZM156 21V20H155ZM178 20H176V22H177ZM196 21V20H195ZM216 20H214V22H215ZM229 21V20H228ZM228 21H227V23H228ZM249 22H250V20H248ZM16 22V21H15ZM20 22V21H19ZM27 22V21H26ZM29 22V21H28ZM45 22H46V20H45ZM70 22H72V21H70ZM74 22V21H73ZM72 22V23H73ZM87 22V21H86ZM94 23H96V21H93ZM93 22H91V23H93ZM108 22V21H107ZM118 22L120 23L121 21H119L118 20ZM160 22H162V21H160ZM163 22H165V21H163ZM188 22V21H187ZM193 22V21H192ZM192 22L191 23H189L190 24V26H191V24H192ZM210 22H212V21H210ZM213 22V23H214ZM225 22V21H224ZM244 22V21H243ZM1 23V22H0ZM10 23V22H9ZM17 24H18V21L16 22ZM43 23V22H42ZM51 23V22H50ZM58 23V21L56 22V24ZM68 23V22H67ZM66 23V24H67ZM71 23V24H72ZM77 23V22H76ZM76 23H74V24H76ZM85 23V22H84ZM100 23V22H99ZM99 23H97L98 25H99ZM103 23H105V21L103 22ZM102 23V24H103ZM111 23H112V21H111ZM118 23V24H119ZM139 23H141V22H139ZM155 23V22H154ZM156 23L158 24L159 22H157L156 21ZM180 23V22H179ZM178 23V24H179ZM182 23V22H181ZM186 22L184 21V24H185ZM197 23V22H196ZM218 23H220V21L218 22ZM226 23V24H227ZM246 23V22H245ZM2 24V23H1ZM6 24H7V22H6ZM24 24V23H23ZM48 24H49V22H48ZM47 24V25H48ZM64 24V23H63ZM70 24V23H69ZM78 24H80V23H78ZM82 24V26H83V23H81ZM97 24H94L95 26L97 25ZM101 24V25H102ZM108 24V23H107ZM136 24H138V23H134V26H137ZM174 24H175V21H174ZM199 24V23H198ZM208 24V23H207ZM209 24H211V23H209ZM228 24V25H229ZM248 24V23H247ZM264 20H263V22H262V26L260 27V31L261 32H263L264 31ZM4 25V24H3ZM25 25V24H24ZM23 25V27H26L27 25H28V23H27V25H25L24 26ZM30 25H32V24H30ZM44 25H46V24H44ZM62 25V24H61ZM73 25V24H72ZM85 25V24H84ZM100 25V26H101ZM106 25V24H105ZM109 25H110V23H109ZM113 25H115L114 23H113ZM122 25V24H121ZM120 25V26H121ZM161 25V24H160ZM182 25V24H181ZM200 25V24H199ZM2 26V25H1ZM0 26V27H1ZM12 26V25H11ZM21 26H22V23H21ZM50 26L51 25H49L48 27L50 28ZM64 26H66V25H64ZM63 26V27H64ZM69 26V25H68ZM71 26V25H70ZM81 26V25H80ZM107 26V25H106ZM126 26H127V24H126ZM133 26V25H132ZM139 26V25H138ZM151 26V25H150ZM157 26V28H158V25H156ZM162 26V25H161ZM185 26V25H184ZM187 26H188V23H187ZM189 26V27H190ZM197 26V25H196ZM202 26V25H201ZM212 26H213V24H212ZM221 27L223 26H225V25H220ZM249 25H247V27H248ZM258 26H256L255 28L256 29H258L257 27ZM8 27H10V26H8ZM7 27V28H8ZM13 27V26H12ZM28 27V26H27ZM29 27H32V26H29ZM47 27V28H48ZM54 27H55V25H54ZM54 27H52L53 28V31H54ZM63 27H62V29H63ZM67 27V26H66ZM73 27H75V26H73ZM73 27H69V28H67V30H69L70 28L73 30ZM85 27V26H84ZM83 27V28H84ZM91 27H93L94 28V26H92L91 25ZM105 27V26H104ZM108 27V26H107ZM106 27V28H107ZM111 26H109L108 28H110ZM114 26H112V28H113ZM116 28H117V26H115ZM122 27V26H121ZM131 27V26H130ZM140 27V26H139ZM138 27V28H139ZM144 27L142 28V30H144ZM149 27V26H148ZM153 27H154V29H155V26L153 25ZM173 27H174V25H173ZM176 27V26H175ZM189 27H188V30H189ZM192 27V26H191ZM190 27V28H191ZM222 27V28H223ZM249 27H251V25L249 26ZM3 28H4V26H3ZM42 28H44V27H42ZM65 28V27H64ZM77 28H79V27H77ZM87 28V27H86ZM107 28V29H108ZM128 28H129V25H128ZM127 28V29H128ZM137 28V27H136ZM185 28V27H184ZM187 28V27H186ZM211 28H214V27H211ZM226 28V27H225ZM252 28V27H251ZM254 28V29H255ZM4 29H6V28H4ZM13 28H11L10 29V32H12L13 30H12ZM23 29H25V28H23ZM60 29H61V27H60ZM59 29V30H60ZM70 29V30H71ZM75 29H76V27H75ZM74 29V30H75ZM92 29V28H91ZM90 29V30H91ZM105 29V28H104ZM103 29V30H104ZM106 29V31H110V30H107ZM114 29V28H113ZM132 29V28H131ZM140 29V28H139ZM149 29H150V27H149ZM153 31H154V29L153 28H151ZM151 29H150V31H151ZM169 29V28H168ZM175 29H177V31H172V35H170L171 37H170V39H168V37H167V34H166V28H163V31H164V33H165V35H163L162 34V36H160L161 35V33H160V35L159 34H154V32L157 30V29H155V31L153 32V31H151V32H153V36H154V38H150L151 36H152V34H151V36H148L149 38H150V40L149 39H147L146 38V41L148 42L147 44L146 43H144L143 45H142V43L141 42H138L137 40H139V39H136L135 41L136 42H138V43H135L134 44V46L136 47V44H139L138 46H141V48H140V52L139 51H135V49L133 50L132 49V47L133 46H131L130 47V49L128 48L127 50H131L132 49V52L131 51H127V50H125V51H127L128 53H125L124 52V54H122V55H124L125 56V54H127V56H125L123 59H122V61L121 60H119L118 62H116V64H110L109 62H114V61H112V60H110L109 62H108V68H109V70H108V68H107V70L109 71H107L108 73H102L101 74V77H100V75H98L97 76V74L100 72H102V70L104 69V68H106L107 67V64H106V62L108 61H106L105 62V60H104V62H105V64L104 63H102L101 62V65H97V61L95 62V65H97L96 67H98L97 68V72H98V70H99V72L96 74H92V73H94V72H92V70H93V68H89V69H92V70H88V65H87V68L85 67V65L83 66V64H81V63H83V62H74V61H76V59H74V61H73V56L72 55H74V51H76V49L75 48H73L74 49V53H72V54H70L69 52H65V57L64 58H66V57H68L67 59V61H69V62H71L72 61V66L70 65V64H68L67 65V63L66 64H64L63 65V63H59L60 64V69H58V71L59 72H61L62 74H64V78L66 79V77H65V75H73V74H75V73H79V74H84V75H86L87 77H89V78H91L90 79V83H89V81H87L88 83L86 84V83H84V84H86L87 85V87L86 88H89V94L86 96V98H87V100L89 101V103L91 102V101H97V100H100V102L101 103H99L100 105H97V106H94V110L95 111H93L92 112V117L93 116H99V118L103 115V117H104V119H103V117H102V120L107 124H109V122H110V127H111V124H112V121L113 120H115L116 121V123H117V127H118V130L116 131V133L118 132L119 133V136L120 137H118V139L119 138H122L124 141H125V145H126V147L127 148H124L125 150L127 149V150H129V149H133V147H136V145H140V143H141V141H142V143H144V142H146V144H147V146H150V147H152L151 149H150V147H148L149 149H150V151H149V149L147 148V150L149 151V152H151V150H152V153H154L155 154V156H154V158L153 157H150V155H152V153L151 154H149V157L150 158H153V159H145V162H146V165H147V167L149 168H144V166H146V165H144L142 162L141 163H139L140 161H138V159H139V157H138V159H137V163H139V166H143V167H139V169L138 168H136V169H138V173L135 175V178L133 177L134 176V174H132V177L133 178H131V179H127L126 177H125V179L128 181H125V183H124V186L126 185V183H129V184H127L126 185V187H124V188H126V191H128L127 193H131V194H134L135 195V197H133V201H135L134 199H136V197L138 196V195H140L138 192H142L141 194L142 195H140V196H143V197H145V199L149 196V195H151L152 193H154L155 191H159V192H161V190L163 189V188H161L162 186L164 187V186H166V185H168L167 183H168V176H167V174L168 173H166V171H168L169 170V165L173 162V160L175 159V157H178L179 155H180V157L179 158H181V156L183 157V156H185V154H187L186 153V151H188V149H190L191 147H192V145H193V147H194V145H198V144H200L201 143V141H205V138L207 139L209 136H208V134L209 135H211V134H215V131H214V126H215V123H216V121H218L219 122V120H220V118L222 117V116H224V115H227L228 113L230 114V113H232V111L231 110H233V106H234V104H235V101L236 100H238L239 98L241 99L242 98V96L244 95H241L240 97H239V93H240V89L239 88H241L240 87V82H239V80H236L237 79V77L235 78V79H233V80H236V81H232L231 82V85H227V86H229V88L228 89H226L225 88V86H224V88H223V90L224 89H226V90H229V94H228V97H229V95L230 96H232V97H230V98H232L233 100L238 96L239 98L238 99H236L235 101H234V104H233V106L230 104L231 102H227V105H224V104H226V102L225 103H222V102H220V105H221V103L223 104L222 105V107L221 108H223V109H219V110H217V107L219 108V106H214V103L212 102V101H210V99H211V97H212V95H213V97L215 98V94H216V92L214 91V90H212V88H211V86H210V89L213 91V92H215V94L212 92V91H210L211 93H213V94H211V96H210V94L209 93H206V94H209V95H205V92H206V90H205V84H204V82H201L200 81V83H199V81L198 80H200L198 77H200L203 73H204V71H207V69L206 70H204L205 69V67L206 66H209V64H210V60L211 59H209V58H207L206 59V62H205V60L203 61V59H205L206 58V55L208 54V55H211V54H209L208 52L210 51H205V48H204V46L203 47H201V49L202 48H204V50H201L199 47L200 46H198V44H197V46H198V48L196 47V43L195 44H193L192 42H189V40L186 38V39H184V37H182V36H184V35H182L181 36V32H182V28H181V26L180 25H178V27L177 28H175ZM192 29V28H191ZM191 29H190V31H191ZM193 29H194V27H193ZM193 29H192V31H193ZM216 29V28H215ZM253 28L251 29L252 31L254 30ZM12 30V31H11ZM21 30V29H20ZM42 30V29H41ZM40 30V31H41ZM45 30V29H44ZM43 30V31H44ZM56 30H58V29H56ZM83 30V29H82ZM88 31V32H92V31ZM93 30H96V29H93ZM97 30H99V29H97ZM96 30V31H97ZM102 30V31H103ZM117 29H115L114 31H116ZM133 30H135V28L133 29ZM142 30H141V32H139V34L140 33H142ZM145 30V31H146ZM186 30V29H185ZM187 30V31H188ZM23 31H25V30H23ZM32 31V30H31ZM36 31H38V30H36ZM35 31V32H36ZM42 31V32H43ZM49 31V30H48ZM48 31H46V32H48ZM50 31H52V29H50ZM65 31V30H64ZM81 31V30H80ZM112 31V30H111ZM121 31V30H120ZM144 31V32H145ZM149 31V30H148ZM147 31V32H148ZM225 31V30H224ZM248 31H250V28H249V30ZM252 31H250L251 33H252ZM257 31V30H256ZM253 32V33H258V32ZM61 32V31H60ZM71 32V31H70ZM74 32V31H73ZM78 32V31H77ZM86 32V31H85ZM84 32V33H85ZM88 32H86V35H88L87 33ZM99 32V31H98ZM104 32V31H103ZM117 32H119V30H117ZM137 32V33H138ZM143 32V33H144ZM157 33H159L158 31H156ZM183 32H184V30H183ZM183 32H182V34H183ZM215 32H219V31H214V33ZM225 32H227V31H225ZM224 32V33H225ZM246 32V31H245ZM260 32V33H261ZM28 33H29V30H28ZM37 33V32H36ZM39 33V32H38ZM44 33H45V31H44ZM68 33V32H67ZM76 33V32H75ZM80 33V32H79ZM83 33V35L84 36H86L85 34ZM109 33V32H108ZM113 33V32H112ZM112 33H111V35H112ZM115 33V32H114ZM114 33H113V35H114ZM123 33V32H122ZM134 33H135V31H134ZM187 32H185L184 34H186ZM188 33H189V31H188ZM191 33V32H190ZM195 33V32H194ZM202 34H203V32H201ZM259 33V34H260ZM0 34H1V36L2 35H6V34H9L8 32H4L3 31V29H1L0 28ZM16 34H18V31H17V33ZM16 34H15V36H16ZM31 34V33H30ZM29 34V35H30ZM47 34V33H46ZM50 34L52 35V32H50ZM49 34V35H50ZM62 34H63V31H62ZM72 34V33H71ZM70 34V35H71ZM77 34V33H76ZM97 35H100V34H98V33H96ZM104 35L105 34H107V32H104L103 33ZM264 34V33H263ZM262 34V35H263ZM4 35V36H5ZM48 34H47V39L50 37ZM58 35V34H57ZM56 35V36H57ZM68 35V34H67ZM66 35V36H67ZM79 36L80 35H82V31H81V34H78ZM82 35V36H83ZM95 35V34H94ZM94 35L92 34V39H93V37H94ZM108 35H110V34H108ZM128 35V34H127ZM127 35H125V37L127 36ZM132 35H134V34H132ZM144 35H146V33H144ZM188 35V34H187ZM190 35V34H189ZM192 35V34H191ZM226 35H228V32H227V34ZM229 35H228V37H229ZM252 35V36H251ZM258 34H256V36H257ZM13 36V40H14V35H12ZM24 36V35H23ZM23 36H22V38H23ZM35 36V35H34ZM37 36V35H36ZM35 36V37H36ZM62 35H60V37H61ZM73 36H76V35H74L73 34ZM78 36V37H79ZM89 37H90V35H88ZM107 36V35H106ZM140 36V35H139ZM142 36H143V34H142ZM152 36V37H153ZM193 36H196V35H193ZM197 36H199V35H197ZM203 36V35H202ZM210 36V35H209ZM213 36H215V35H213ZM217 36V35H216ZM219 36V35H218ZM217 36V37H218ZM224 36H225V34H224ZM233 36V35H232ZM21 37V36H20ZM26 37V36H25ZM46 37V36H45ZM54 37H55V33H54ZM77 37V38H78ZM87 37V36H86ZM89 37H87V38H89ZM97 37V36H96ZM109 37V36H108ZM111 37V36H110ZM118 37V36H117ZM124 37V36H123ZM135 37H137V35L135 34ZM141 37V36H140ZM140 37H138V38H140ZM146 36H143V38L142 39H144ZM187 37H189L190 39H193L194 37H192L191 38V36H187ZM207 37V36H206ZM226 38H227V36H225ZM1 38H3V37H1ZM5 38V42L4 43H6L7 41H10V36H9V40H6V39H8V36H7V38L6 37H4ZM29 38V37H28ZM37 38V37H36ZM62 38H64V37H62ZM61 38V39H62ZM76 38V37H75ZM81 38V37H80ZM79 38V39H80ZM85 38V37H84ZM86 38V39H87ZM91 38V37H90ZM89 38V39H90ZM95 38V37H94ZM98 38V37H97ZM107 38V37H106ZM200 38V37H199ZM208 38V37H207ZM30 39V38H29ZM31 39H32V36H31ZM34 39V38H33ZM33 39H32V41H33ZM46 39V38H45ZM46 39V40H47ZM51 40L53 39V37H51L50 38ZM58 39V38H57ZM57 39H55V40H57ZM66 39V38H65ZM71 39V38H70ZM69 39V40H70ZM102 39H104V38H101V41H102ZM115 39V38H114ZM121 39V38H120ZM123 39V38H122ZM121 39V40H122ZM141 39V40H142ZM195 39V38H194ZM193 39V41H195V40H197L198 38H196L195 40ZM215 39V38H214ZM2 40V39H1ZM12 39H11V42H14ZM36 40V39H35ZM34 40V41H35ZM39 40H40V38H39ZM49 40V39H48ZM83 40V39H82ZM97 40V39H96ZM99 40V39H98ZM107 40V39H106ZM106 40H104L105 41V43L107 44V41ZM129 40V39H128ZM141 40H139V41H141ZM145 40V39H144ZM200 40H202V37H201V39ZM199 40V41H200ZM213 40V39H212ZM217 40H219L218 38H217ZM221 40V39H220ZM231 40V39H230ZM237 40V41H236ZM261 40V39H260ZM18 41V40H17ZM22 41H23V39H22ZM24 41H26V40H24ZM23 41V42H24ZM58 41V40H57ZM62 41V40H61ZM72 41V40H71ZM78 41V40H77ZM91 40H89L88 42H90ZM93 41V40H92ZM91 41V42H92ZM127 41V40H126ZM133 41V40H132ZM132 41H131V44H132ZM198 41V40H197ZM1 43H2V41H0ZM20 42V41H19ZM59 42V41H58ZM64 42V41H63ZM66 42V41H65ZM75 42V41H74ZM73 42V43H74ZM81 42V41H80ZM84 42L85 41H83V44H84ZM87 42V41H86ZM110 42V41H109ZM122 42V41H121ZM120 42V43H121ZM129 42V41H128ZM145 42V41H144ZM220 41H218L217 42V44H221L222 42H220ZM231 42V43H232ZM233 42V43H234ZM254 42H257L258 43V45L255 43V46H254ZM26 44L28 43V41L27 42H25ZM40 43V42H39ZM47 43V42H46ZM56 43V42H55ZM54 43V46H56V44ZM60 43V42H59ZM70 43H72V42H70ZM76 43H78V42H76ZM76 43H75V46H76ZM102 43V42H101ZM105 43H103V44H105ZM113 43V42H112ZM206 43H207V41H206ZM3 44V43H2ZM9 44V43H8ZM8 44H7V46H8ZM15 44V43H14ZM21 44V43H20ZM83 44H82V46H83ZM88 44L89 43H87V47L86 48H88V47H90V44H89V46H88ZM106 44H105V46H106ZM109 44V43H108ZM108 44H107V46H108ZM122 44V43H121ZM211 44V43H210ZM237 44H236V46H237ZM9 46H13V43L11 44H9ZM8 46V47H9ZM63 46H65V44L63 43ZM70 46H71V44H70ZM73 46H74V44H73ZM81 46V47H82ZM91 46H92V49H93V46H94V44H91ZM97 46H98V43H97ZM99 46H101V44H99ZM107 46H106V48H107ZM112 46H113V44H112ZM115 46H116V44H115ZM122 46H123V44H122ZM121 46V47H122ZM145 46V47H144ZM205 46H206V44H205ZM223 46H224V44H223ZM239 46H240V48H239ZM258 46V47H257ZM17 47V46H16ZM20 47V46H19ZM23 47H24V44H23ZM28 47V46H27ZM32 47V46H31ZM41 47V43H40V46L38 47L37 46V48H40ZM50 47H51V43H50ZM52 47H53V44H52ZM51 47V48H52ZM58 47V46H57ZM67 47V46H66ZM124 47H125V43H124ZM144 47V48H143ZM219 47V46H218ZM221 47V46H220ZM219 47V48H220ZM235 47V46H234ZM257 47V48H256ZM25 48V47H24ZM24 48H22V49H24ZM51 48H50V50H51ZM54 48V50H55V48L56 47H53ZM62 48V47H61ZM68 48V47H67ZM105 48V47H104ZM105 48V49H106ZM113 48V47H112ZM137 48H139V47H137ZM213 48V47H212ZM217 48V47H216ZM222 48V47H221ZM226 48V47H225ZM224 48V49H225ZM253 48H254V50H253ZM0 49H1V47H0ZM9 49H10V47H9ZM13 49H14V47H13ZM17 50H18V48H16ZM15 49V50H16ZM21 49V48H20ZM27 49V48H26ZM29 49H32V48H29ZM58 49V48H57ZM63 49V48H62ZM62 49H61V51H62ZM64 49H65V47H64ZM63 49V50H64ZM77 49H79V48H77ZM89 49V48H88ZM99 49V48H98ZM100 49H102V48H100ZM110 48L108 47V50H109ZM125 49V48H124ZM210 49H211V47H210ZM223 49V50H224ZM228 49V48H227ZM227 49H225V50H227ZM230 49V48H229ZM241 49V50H240ZM260 49V50H261ZM6 50H8V49H6ZM37 50V49H36ZM49 50V49H48ZM53 50V49H52ZM66 50V49H65ZM64 50V51H65ZM69 50H70V47H69ZM68 50V51H69ZM82 50V49H81ZM81 50H79V52H81ZM86 50V49H85ZM84 50V51H85ZM96 50V49H95ZM137 50V49H136ZM212 50V49H211ZM214 50H215V48H214ZM253 50V51H252ZM258 51V52H260L261 53V51ZM10 51V50H9ZM12 51V50H11ZM20 51V50H19ZM83 51V52H84ZM88 51V50H87ZM123 51V50H122ZM217 51H219V50H217ZM252 51V52H251ZM16 52H18V51H16ZM23 51H21V53H22ZM27 52V51H26ZM25 52V53H26ZM37 52V51H36ZM52 52H54V51H52ZM57 51H55L54 52V54L53 55H55V53H56ZM77 52V51H76ZM82 52V53H83ZM92 52H93V50H92ZM98 52H100V50H98ZM111 52V51H110ZM109 52V53H110ZM135 52H137L140 56L139 57H141L139 60H134L131 56L134 54L135 55ZM230 52V51H229ZM228 52V53H229ZM249 52V53H248ZM262 52H264V48H263V51ZM6 53L8 54V52L6 51ZM6 53H5V57H6ZM19 53V52H18ZM17 53V54H18ZM34 53V52H33ZM40 53V52H39ZM90 53H91V51H90ZM96 53V52H95ZM94 53V55L96 56V54ZM215 53V52H214ZM226 53V52H225ZM237 53H236V55H237ZM253 53H256V50L253 52ZM2 54V53H1ZM28 54H29V52H28ZM57 54V53H56ZM89 54V53H88ZM240 54H241V56L242 57H240ZM258 54V53H257ZM262 54H264V53H261V55H260V57L261 56H263ZM10 55V54H9ZM13 55V54H12ZM31 55V54H30ZM29 55V56H30ZM41 55V54H40ZM60 55V54H59ZM59 55H57V56H59ZM105 55V54H104ZM103 55V56H104ZM109 55V54H108ZM134 55H133V57H134ZM137 55V54H136ZM222 55V54H221ZM220 55V56H221ZM223 55H224V53H223ZM253 55V54H252ZM251 55V56H252ZM255 55V54H254ZM253 55V56H254ZM2 56V55H1ZM39 56V55H38ZM45 56V55H44ZM56 55H55V57L56 58H58ZM72 56V57H71ZM82 56V55H81ZM84 56V55H83ZM89 56L90 57H87V58H90L91 59V54H89ZM98 56V55H97ZM106 56V55H105ZM214 56V54L212 55V57ZM226 56V55H225ZM251 56H249L248 55V57L247 56H245L246 58H252V59H254L253 57H251ZM4 57V56H3ZM17 57H18V55H17ZM19 57H20V55H19ZM28 56H26L25 55V58H27ZM42 57V56H41ZM41 57H39V59L41 58ZM63 57V56H62ZM75 58H76V55L74 56ZM92 57H94V56H92ZM107 57V56H106ZM111 57V56H110ZM128 57V58H127ZM129 57H131L132 58V60H130V62L129 61H127V59H129ZM137 57H138V55H137ZM208 57V56H207ZM211 57V58H212ZM224 57V56H223ZM222 57V58H223ZM256 57H259L258 55H255V58ZM13 58V57H12ZM23 59H24V56L22 57ZM29 58V57H28ZM28 58L26 59V62H27V60H28ZM35 58H37V56L35 57ZM54 58V57H53ZM64 58H62L63 60H65ZM79 57L77 56V59H78ZM97 58V57H96ZM103 58V57H102ZM130 58V59H131ZM221 58V57H220ZM227 58V57H226ZM226 58H224L225 60H227L228 58H229V60H230V56H228V58L226 59ZM262 58V57H261ZM260 58V59H261ZM1 60H2V58H0ZM18 59V58H17ZM32 59H34L33 57H32ZM70 59H72L71 61H70ZM84 59V58H83ZM86 59V58H85ZM84 59V60H85ZM98 59V58H97ZM103 59H105V58H103ZM102 59V60H103ZM116 59V58H115ZM121 59V58H120ZM215 59V58H214ZM240 59V60H241ZM262 59H264V58H262ZM6 60V59H5ZM11 60H13V59H11ZM10 60V61H11ZM25 60V59H24ZM31 60V59H30ZM30 60H28V61H30ZM35 60V59H34ZM34 60H31L30 62H34ZM36 60H38V59H36ZM42 60H43V58H42ZM61 60V59H60ZM92 60V59H91ZM90 60V61H91ZM113 60H114V58H113ZM133 60H134V63H132L133 62ZM213 60V59H212ZM225 60H224V62H225ZM228 60V61H229ZM237 60H238V58H237ZM248 60V59H247ZM246 60V61H247ZM250 60V59H249ZM249 60H248V66H246L245 68H251V67H255V66H257V62H258V60H257V58L255 59L257 62L255 63V65H252V63H250L249 62ZM8 61V60H7ZM14 61V60H13ZM19 61V60H18ZM79 61V60H78ZM80 61H82V60H80ZM86 61V60H85ZM221 61V60H220ZM223 61V60H222ZM232 61V60H231ZM251 61V60H250ZM260 61V60H259ZM1 62V61H0ZM3 62V61H2ZM5 62V61H4ZM20 62L21 63H23L21 60H20ZM25 62V63H26ZM32 62V63H33ZM43 62V61H42ZM60 62V61H59ZM62 62V61H61ZM100 61L98 60V63H99ZM217 63H218V61H216ZM215 62V63H216ZM255 61H253V63H254ZM262 62V61H261ZM7 63V62H6ZM9 63H11V62H9ZM19 63V62H18ZM29 63V62H28ZM27 63V64H28ZM49 63H50V61H49ZM76 63V64H75ZM78 63V64H77ZM86 63H89V61H87ZM85 63V64H86ZM132 63V64H131ZM212 63V62H211ZM213 63H214V61H213ZM221 63V65H222V63L223 62H220ZM226 63V62H225ZM225 63H223V65L225 64ZM231 63V62H230ZM237 63V62H236ZM239 63V62H238ZM246 63V62H245ZM244 63V64H245ZM250 63V64H249ZM34 64V63H33ZM37 64H38V62H37ZM40 64V63H39ZM91 64L93 65V63H90L89 65L91 66ZM100 64V63H99ZM103 64V65H102ZM228 64V63H227ZM226 64V65H227ZM233 64V63H232ZM0 65H1V63H0ZM12 65H14V64H12ZM16 65V64H15ZM31 65V64H30ZM35 65V64H34ZM213 65V64H212ZM215 65V64H214ZM213 65V66H214ZM217 66H219L218 64H216ZM222 65V66H223ZM230 65V64H229ZM240 65V64H239ZM246 65V64H245ZM249 65L251 66V67H249ZM7 66H8V64H7ZM38 66V65H37ZM42 66H44V65H42ZM42 66H41V68H42ZM94 66V65H93ZM106 66V67H105ZM233 66V65H232ZM244 67V65H240V68L241 67ZM258 66H259V64H258ZM260 66H261V64H260ZM1 67V66H0ZM12 67V66H11ZM15 67V66H14ZM18 67H19V65H18ZM215 67V66H214ZM235 67V66H234ZM237 67H239V66H237ZM7 68H9V67H7ZM30 68V67H29ZM208 68V67H207ZM210 68H211V66H210ZM209 68V69H210ZM219 68V67H218ZM221 68H225L224 66L223 67H221ZM221 68H219V70H218V72L220 71V69ZM233 68V67H232ZM236 68V67H235ZM248 68L246 69V70H248ZM255 68H257L256 70H254V72L256 71L257 72V70H259L258 68L259 67H255ZM255 68H253V69H255ZM261 68H263V67H261ZM261 68H260V70H261ZM14 69V68H13ZM12 69V70H13ZM31 69H33V68H31ZM43 69H45V68H43ZM46 69H47V67H46ZM45 69V70H46ZM52 69V68H51ZM96 69V68H95ZM102 69V70H101ZM208 69V70H209ZM213 69H215V68H213ZM234 69V68H233ZM243 69V68H242ZM264 69V68H263ZM6 69H4V71H5ZM9 70H11V69H9ZM48 70H49V68H48ZM222 70V69H221ZM245 69H244V72L246 71ZM259 70V71H260ZM14 71V70H13ZM18 71H19V69H18ZM30 71V73H31V70H29ZM95 71V70H94ZM209 71H211V70H209ZM208 71V72H209ZM214 71H217L216 69L214 70ZM240 71V70H239ZM249 71V70H248ZM264 71V70H263ZM6 72H8L7 70H6ZM10 72V71H9ZM9 72H8V74H9ZM19 72H21V71H19ZM45 72V71H44ZM50 72V71H49ZM56 72V71H55ZM55 72H53V73H55ZM92 72V73H91ZM212 73H213V70L211 71ZM236 72L238 73V71H237V68H236ZM241 72H242V70H241ZM243 72V73H244ZM252 73H254L253 72V70L251 71ZM251 72L249 73V74H251ZM2 73V72H1ZM15 73V72H14ZM18 73V72H17ZM17 73H16V75H17ZM29 73V74H30ZM35 75H36V70H35ZM42 73V72H41ZM45 73H47V71L45 72ZM58 73V72H57ZM61 73H60V75H61ZM136 73V75L134 76V74ZM207 73V72H206ZM206 73H205V75H206ZM216 73V72H215ZM215 73H213V75L215 74ZM233 73H235V71H233ZM245 73H247V72H245ZM258 74H259V72H257ZM256 73V74H257ZM264 73V72H263ZM21 74V73H20ZM24 74V73H23ZM31 74H33V72L31 73ZM40 74V73H39ZM43 74V73H42ZM76 74V75H77ZM208 74V73H207ZM228 74H230V73H228ZM232 74V73H231ZM239 74H242V73H239ZM1 75H6L5 73L3 74H1ZM14 75V74H13ZM26 75V74H25ZM45 75V74H44ZM55 75V74H54ZM212 75V76H213ZM216 75V74H215ZM215 75H214V78H215ZM217 75H219V74H217ZM226 75V74H225ZM224 75V76H225ZM233 75V74H232ZM235 75V74H234ZM236 75H238V74H236ZM243 75V74H242ZM241 75V76H242ZM251 75H255V74H251ZM250 75V76H251ZM261 75V74H260ZM17 76H20V75H17ZM31 76V75H30ZM34 76V75H33ZM32 76V77H33ZM38 76V75H37ZM40 76H42V75H40ZM51 76H52V74H51ZM86 76H83V77H86ZM207 76V75H206ZM205 76V77H206ZM220 76V75H219ZM219 76H217V78H220ZM223 76V75H222ZM222 76H221V78H222ZM227 76V75H226ZM231 76V75H230ZM5 77V76H4ZM21 77V76H20ZM25 77V76H24ZM69 77V76H68ZM72 77V76H71ZM74 77V76H73ZM76 77V76H75ZM81 77V76H80ZM264 77V75L262 76V78ZM7 78V77H6ZM9 78V81L11 80V78H12V75H11V78L10 77H8ZM36 78V76L34 77V79ZM41 78V77H40ZM56 77H54V79H55ZM58 78H60V76L58 77ZM57 78V79H58ZM99 78V81L97 80ZM104 80H103V79ZM203 78H204V76H203ZM213 78V77H212ZM230 78H232V76L230 77ZM241 78V77H240ZM239 78V79H240ZM243 78H245V76L243 77ZM242 78V79H243ZM249 78V77H248ZM251 78H252V76H251ZM256 78H258V75H257V77H255V79ZM16 79V78H15ZM19 79V78H18ZM23 79V78H22ZM25 79V78H24ZM23 79V80H24ZM37 79V81H38V79H39V76H38V78H36ZM50 79H51V77H50ZM74 79V78H73ZM79 79V78H78ZM83 79H85V78H83ZM209 79H211V78H208V80ZM223 79V78H222ZM226 79H228V78H225L224 77V79L223 80H226ZM259 79V78H258ZM14 80V79H13ZM26 81H27V79H25ZM32 80V79H31ZM30 80V81H31ZM40 80V82L41 83H36V84H43V83H45V81L43 80V78H42V81H44V82H42L41 81V79H39ZM47 80V79H46ZM53 80V79H52ZM60 80V79H59ZM62 80V79H61ZM76 80V79H75ZM92 80H94V81H92ZM112 80H113V83H112ZM133 80V81H132ZM202 80V79H201ZM204 80V79H203ZM212 80V79H211ZM214 80H216V79H213L212 81H214ZM219 80H221V79H219ZM245 80V79H244ZM257 80V79H256ZM261 80V79H260ZM4 81H5V78H4ZM12 81V80H11ZM15 82H19V81H16V80H14ZM49 81V80H48ZM56 81V80H55ZM58 81V80H57ZM56 81V82H57ZM64 81V80H63ZM71 81V80H70ZM74 80H72L71 82H73ZM78 81V80H77ZM218 81V80H217ZM217 81H214L215 83L217 82ZM230 81H231V79H230ZM240 81H242V80H240ZM248 81V80H247ZM246 80H245V83L247 84L248 82H247ZM259 81V80H258ZM258 81L256 82L257 84H258ZM8 82V81H7ZM21 82H23V81H21ZM29 82V81H28ZM34 82H36L35 80H34ZM50 82H52L53 83V81H50ZM49 82V83H50ZM65 82H69V81H65ZM84 82V81H83ZM209 82V81H208ZM224 82V81H223ZM228 82V83H227ZM255 82H254V84H255ZM14 83V82H13ZM25 83V82H24ZM58 83V82H57ZM64 83V82H63ZM61 84L60 85V83H59V85L60 86H62L63 85V87H65L64 86V84ZM210 83H212L213 84V82H209V84ZM214 83V84H215ZM220 83V82H219ZM218 83V84H219ZM226 83L227 84H230L229 83V79H228V81H226ZM2 84V81H1V83H0V85ZM4 84V83H3ZM9 84V83H8ZM7 84V85H8ZM15 84V83H14ZM21 83L19 82V84L18 85H20ZM23 84V83H22ZM35 84V85H36ZM72 84V83H71ZM70 84V82H69V85H71ZM212 84H210V85H212ZM217 84V83H216ZM215 84V86H216V88H217V85ZM223 84V83H222ZM221 84V85H222ZM240 84V85H239ZM244 84V83H243ZM250 84H251V82L249 83V84H247L246 85V87H244L242 90H244L245 92H248L249 91V89L250 88H252V87H247L248 85L250 86ZM10 85V84H9ZM12 85V84H11ZM24 85V84H23ZM33 85V84H32ZM35 85H33V90H34V87H35ZM47 84H45V86H46ZM66 85V84H65ZM207 85H208V83H207ZM256 85V84H255ZM12 86H14V85H12ZM52 86V85H51ZM68 86V85H67ZM67 86H66V88H67ZM213 86V85H212ZM223 86V85H222ZM243 86H245V85H243ZM259 86V85H258ZM257 86V87H258ZM6 87V86H5ZM7 87H9V86H7ZM15 87V86H14ZM36 87H39V86H36ZM41 87V86H40ZM39 87V88H40ZM47 87V86H46ZM52 87H54V86H52ZM51 87V88H52ZM80 87V86H79ZM208 87H209V85H208ZM0 88H1V86H0ZM10 88V87H9ZM17 88H18V86H17ZM48 88V87H47ZM70 88V87H69ZM72 88V87H71ZM77 88V87H76ZM254 88V87H253ZM19 89H21L20 88V86H19ZM56 89H57V86H56ZM61 89H62V87H61ZM75 89V88H74ZM90 89H91V91H90ZM209 89V88H208ZM219 89H220V86H219ZM217 90V92L219 91L220 92V90ZM239 89V90H238ZM259 89H261V88H259ZM11 90H12V88H11ZM31 90V89H30ZM32 90V91H33ZM39 90V89H38ZM64 90H65V88H64ZM223 90H222V92H223ZM226 90H224V92L226 91ZM252 90V89H251ZM257 90V89H256ZM255 90V91H256ZM3 91V90H2ZM8 91V90H7ZM15 91L17 92V90L15 89ZM14 91V92H15ZM27 91L29 92V90L27 89ZM40 91V90H39ZM43 91V90H42ZM42 91H40V92H42ZM48 91V90H47ZM53 91H54V88H53ZM53 91H51V92H48V93H51V94H54V92ZM57 91V90H56ZM61 91V90H60ZM131 91V93H133L134 91L135 92H137L138 91V94H135L136 96L137 95H139V101H140V104H143L144 106H142V107H140L143 111H145V113H147V115L148 114H150L151 116H154V115H156L157 117H158V122H157V120H156V122H157V124L158 125H165L168 121L170 122V120H172L173 119V124L175 125H184V127H186V128H182L180 125H179V130L177 129V131L174 133V134H169V130L168 129H166V128H162V127H160V128H162V129H158V131H156V130H149V128H148V122H147V118H140L139 117V114L136 116L135 114V108L137 107L138 108V106H141V105H138V106H136L135 108H133L132 107V105H131V103H132V99H129V94H131V93H129ZM4 92H6V90L4 91ZM9 92V91H8ZM8 92H6V93H8ZM13 92V93H14ZM19 92H21L20 90H19ZM28 92H26L27 94H28ZM53 92V93H52ZM58 92V91H57ZM56 92V93H57ZM62 93H63V91H61ZM69 92H70V90H69ZM74 92H76L75 90H74ZM218 92V93H219ZM220 93V95H223V93ZM227 92V91H226ZM250 92V91H249ZM264 92V88H263V90H262V93ZM37 93H38V91H37ZM36 92H34V94L36 95L37 94ZM45 93H46V89H45ZM55 93V94H56ZM60 93V92H59ZM58 93V94H59ZM71 93H72V91H71ZM78 93V92H77ZM82 93V92H81ZM80 93V94H81ZM111 93H116L115 95H112ZM228 93V92H227ZM241 93H244V92H241ZM254 93V92H253ZM253 93H251V94H253ZM256 93H257V91H256ZM259 93H260V90H259ZM261 93V94H262ZM9 94V93H8ZM40 94V93H39ZM39 94H37V95H39ZM47 94V93H46ZM45 94V95H46ZM107 94V98H104V95H106ZM247 94V93H246ZM258 94V93H257ZM260 94V95H261ZM15 95V94H14ZM18 95V94H17ZM15 96V97H17V98H19L18 96ZM22 95V94H21ZM26 95V94H25ZM48 95L49 94H47V97H48ZM66 95V94H65ZM72 95V94H71ZM82 95V94H81ZM108 95H110L109 97H108ZM133 94H131V96H132ZM134 95V96H135ZM227 95V94H226ZM263 95H264V93H263ZM263 95H261V96H263ZM23 96V95H22ZM32 96V95H31ZM44 96V95H43ZM55 96V95H54ZM54 96H52V97H54ZM57 96V95H56ZM67 96H69V95H67ZM76 96H77V94H76ZM84 96V95H83ZM134 96H133V99L135 100V98H134ZM159 96H161L162 97V99H165L166 100V102H165V104H166V107L168 108H165V106L164 107H162V106H160V105H158V100H160L161 98L159 97ZM224 96V95H223ZM244 96H246V95H244ZM248 96V95H247ZM249 96H251V95H249ZM257 96H259V95H257ZM260 96V97H261ZM33 97V96H32ZM31 97V99H32V102H33V98ZM38 97H40V96H38ZM45 97V96H44ZM44 97H43V99H44ZM49 97H50V95H49ZM74 97H75V94H74ZM78 97V96H77ZM80 97H82V96H80ZM79 97V98H80ZM99 97V98H98ZM213 97H212V99H213ZM225 97V96H224ZM234 97V98H233ZM253 97V96H252ZM256 97V96H255ZM264 97V96H263ZM17 98H16V100H17ZM28 98V97H27ZM35 98H37V97H35ZM42 98V97H41ZM55 98H58V96L57 97H55ZM62 98V97H61ZM65 98V97H64ZM63 98V99H64ZM69 98L71 99V96H69ZM76 98V97H75ZM79 98H76V99H79ZM83 98V97H82ZM217 98V97H216ZM219 98H220V96H219ZM221 98L223 99V97L221 96ZM220 98V99H221ZM230 98H228L229 100L228 101H232V99L230 100ZM247 98H249V97H247ZM11 99V98H10ZM29 100H30V98H28ZM27 99V100H28ZM48 99V98H47ZM50 99H52L51 97H50ZM49 99V100H50ZM63 99H62V101H63ZM66 99H68V98H66ZM137 99V98H136ZM211 99V100H212ZM221 99V100H222ZM239 99V101H241V100H243V99H241L240 100ZM250 99H251V97H250ZM249 99V100H250ZM254 99V98H253ZM257 99V98H256ZM264 98H262V100H263ZM22 100H24V99H22ZM26 100V99H25ZM58 100V99H57ZM75 100V99H74ZM80 100V99H79ZM82 100V99H81ZM129 100H132L131 101V103H129ZM227 100V99H226ZM4 101V100H3ZM52 101H53V99H52ZM65 101V100H64ZM72 101V100H71ZM71 101H68V103L67 104H69ZM84 101V100H83ZM82 101V102H83ZM193 102V103H195V104H193V105H198V106H196L197 108L199 107V105H201L202 106V108H204V106H206V104H210V103H213V107H215V109L213 108L212 110H210L209 108H207V106L204 108V110H203V112L200 114V116H198L197 115V111L198 110H201V109H198L197 110V108L194 106V110H197V111H195V113L196 114H194L192 111V115H191V113L190 114H188V112H189V110H191L190 109V107L188 106V104H190V102ZM214 101H216V100H214ZM218 101V100H217ZM217 101H216V103H217ZM245 101H246V99H245ZM244 100L243 101H241L240 103H242V102H245ZM260 101V100H259ZM23 102V101H22ZM40 102H43V100H41L40 99ZM67 102V101H66ZM77 102H79V101H77ZM76 101H74V103H77ZM81 102V103H82ZM210 102V103H209ZM247 102H248V100H247ZM247 102H245V103H247ZM250 102H252V101H250ZM256 102L258 103V101L256 100ZM37 103V105H38V103L39 102H36ZM54 103V102H53ZM58 103V102H57ZM63 103V102H62ZM72 103V102H71ZM84 103V102H83ZM88 103V104H89ZM92 103V102H91ZM90 103V104H91ZM96 103V102H95ZM95 103H93V104H95ZM139 103V102H138ZM137 103V104H138ZM215 103V104H216ZM219 103V102H218ZM233 103V102H232ZM238 103V102H237ZM255 103V102H254ZM256 103V104H257ZM259 103H261V102H259ZM263 103H264V101H263ZM3 104V103H2ZM14 104V103H13ZM44 104V103H43ZM55 104V103H54ZM54 104H53V106H54ZM136 104V105H137ZM4 105V104H3ZM3 105H2V107H3ZM15 105V104H14ZM13 105V106H14ZM34 105H35V103H34ZM46 105H48V104H46ZM51 105V104H50ZM57 105H59V104H57ZM56 104H55V106H57ZM64 105H66V104H63V107H65ZM75 105V104H74ZM82 105V104H81ZM84 105V104H83ZM168 105V106H167ZM191 105V104H190ZM211 105V104H210ZM217 105V104H216ZM219 105V104H218ZM247 105V104H246ZM259 105V104H258ZM49 106V105H48ZM73 106V105H72ZM100 106V107H99ZM102 106V107H101ZM212 106V105H211ZM211 106H210V108H211ZM239 106V108L241 107V111L244 109V107H245V109H246V106H245V104L243 105L244 107H243V109H242V106H240V104L239 105H237V107ZM250 106V105H249ZM1 107V106H0ZM6 107V106H5ZM15 107V106H14ZM34 107V106H33ZM51 107V109H52V106H50ZM62 107V108H63ZM66 107H67V105H66ZM70 107V106H69ZM77 107V106H76ZM75 107V108H76ZM86 107V106H85ZM251 107H252V105H251ZM17 108V107H16ZM22 108V107H21ZM24 109H25V107H23ZM22 108V109H23ZM36 108V107H35ZM46 108V107H45ZM48 108V107H47ZM91 108L93 109V106H91ZM200 108V107H199ZM235 108V107H234ZM250 108V107H249ZM3 109V108H2ZM4 109H6V108H4ZM3 109V110H4ZM18 109V108H17ZM50 109V108H49ZM57 109V108H56ZM72 109H74V108H72ZM71 108H70V110H72ZM80 109H82V108H80ZM244 109V110H245ZM247 109H248V107H247ZM0 110H1V108H0ZM12 110H14L13 108H12ZM16 110V109H15ZM19 110V109H18ZM32 110V109H31ZM53 110V109H52ZM67 110H68V108H67ZM139 110V109H138ZM142 110H140V111H142ZM238 111H240L239 109H237ZM251 110H253V109H248L247 111H245V113L246 114H250V111ZM20 111V110H19ZM54 111V110H53ZM65 111H66V109H65ZM73 111V110H72ZM76 111H78V110H76ZM80 111V110H79ZM78 111V112H79ZM240 111V112H241ZM2 112V111H1ZM6 112V111H5ZM16 111H14V113H15ZM21 112V111H20ZM57 112H58V110H57ZM67 112V111H66ZM69 112H71V111H69ZM200 112V111H199ZM240 112H239V114H240ZM9 113V112H8ZM10 113H12V112H10ZM14 113L12 114V115H14ZM17 113V112H16ZM31 113V112H30ZM34 113V112H33ZM35 113H37V112H35ZM34 113V114H35ZM45 113V112H44ZM50 113H54V112H50ZM75 113V112H74ZM80 113H81V111H80ZM138 113V112H137ZM182 113H184V114H182ZM236 113V112H235ZM235 113H233V115L235 114ZM238 113V112H237ZM22 114V113H21ZM23 114H26V112L25 113H23ZM43 114V113H42ZM46 114V113H45ZM55 114H57V113H55ZM60 114H61V111H60ZM72 114H73V112H72ZM87 114V113H86ZM89 114V113H88ZM91 114V113H90ZM99 114H101V116L99 115ZM142 114V113H141ZM140 114V115H141ZM144 114V113H143ZM177 114V115H176ZM190 115V117H191V121L189 120V117L187 116V119H186V121H180V119L182 120V118H178L179 117V115ZM242 114V113H241ZM262 114H264V108H263V110L258 114V115H256V116H254L247 124H245V125H243L244 126V128L241 130V131H239V132H237L236 134H234L232 137H230V135H229V137L228 138H230L227 142H225L224 144H222V146L221 147H219L218 149H216V151H214V153H213V156H212V158L213 157H217L218 155H220L223 151H224V149L227 147V145H229V144H231V143H234V144H238V145H240L241 143L238 141V140H241V139H239V137L241 136V135H246L247 136V134L248 133H251L252 131H250V132H247L250 128H252L253 127V129L255 128V122L257 121V118L258 117H260ZM7 115V114H6ZM18 115V114H17ZM52 115V114H51ZM59 115V114H58ZM62 115V114H61ZM64 115V114H63ZM66 115V114H65ZM69 115V114H68ZM75 115L76 114H74L73 116H74V119H75ZM77 115H79V114H77ZM77 115H76V117H77ZM232 115V114H231ZM231 115L230 116H228L227 115V117L229 118V117H231ZM232 115V117H235V116H233ZM243 115V114H242ZM3 116H5V115H3ZM8 116H9V114H8ZM11 116V115H10ZM25 116V115H24ZM89 116V115H88ZM91 116V115H90ZM142 116V115H141ZM144 116V115H143ZM146 116V115H145ZM150 116V117H151ZM243 116H245V115H243ZM249 116V115H248ZM1 117V116H0ZM12 117V116H11ZM15 117V116H14ZM17 117V116H16ZM18 117H20V115H18ZM42 117V116H41ZM55 117H57V116H55ZM70 117V116H69ZM80 117H82V116H80ZM83 117H85V116H83ZM149 117V118H150ZM156 117V118H157ZM180 117H182V116H180ZM226 117V116H225ZM225 117H223V119L225 118ZM232 117L230 118V119H232ZM238 117L240 118V116L238 115ZM4 118V117H3ZM7 117H5V119H6ZM23 118V117H22ZM22 118H20V119H22ZM25 118V117H24ZM43 118V117H42ZM72 118V117H71ZM70 118V119H71ZM90 118V117H89ZM96 118V117H95ZM179 119V121H176V120H178ZM239 118H236L237 120L239 119ZM8 119V118H7ZM7 119H6V121H7ZM69 119V118H68ZM73 119V118H72ZM73 119V120H74ZM86 119V118H85ZM85 119L83 120V122H85ZM92 120L94 119V117L93 118H91ZM101 119V118H100ZM234 119V118H233ZM232 119V120H233ZM242 119V118H241ZM10 120V119H9ZM8 120V121H9ZM15 119H13L12 121H14ZM28 120V119H27ZM33 120V119H32ZM66 120H67V118H66ZM81 120V121H82ZM91 120V121H92ZM99 120V119H98ZM102 120H99V123L101 124V122L100 121H102ZM155 120V119H154ZM225 120V119H224ZM223 120V121H224ZM236 120V121H237ZM247 120H248V118H247ZM0 121H2V119L0 120ZM5 121V120H4ZM22 121V120H21ZM29 121V120H28ZM58 121V120H57ZM68 121V123H69V120H67ZM78 121V120H77ZM76 121V122H77ZM96 121V120H95ZM94 121V122H95ZM102 121V122H103ZM107 121V122H106ZM176 121V122H175ZM228 121V120H227ZM226 121V122H227ZM234 121V120H233ZM233 121H232V123H233ZM11 122V121H10ZM27 122V121H26ZM35 122V121H34ZM59 122V121H58ZM64 122V121H63ZM63 122H61L62 124H61V126H62V128L64 127V126H66V125H64V124H66V123H63ZM76 122H74V123H76ZM87 123H89L90 124V126H93L92 125V123H93V121L90 123L89 121H86ZM97 122V121H96ZM95 122V123H96ZM103 122V123H104ZM172 122V121H171ZM171 122H170V124H171ZM186 122V123H185ZM215 122V123H214ZM229 122H231V120L229 121ZM245 122H246V119H245ZM4 123H7V122H4ZM12 123H14V122H12ZM11 123V124H12ZM18 123V122H17ZM21 123H23V122H21ZM45 123V122H44ZM67 123V124H68ZM71 123H72V120H71ZM79 123H80V121H79ZM87 123H85V124H87ZM102 123V124H103ZM154 123H155V121H154ZM24 124V123H23ZM32 124H33V122H32ZM37 124V123H36ZM78 124V123H77ZM81 124V123H80ZM168 124V123H167ZM166 124V125H167ZM172 124V125H173ZM217 124V123H216ZM222 123H220V125H221ZM230 124V123H229ZM242 124H244V123H242ZM5 125V124H4ZM3 125V126H4ZM7 125V124H6ZM15 125V124H14ZM18 125L20 126L21 124L20 123H18ZM18 125H16V127H18L19 128V126ZM28 125V124H27ZM69 125H70V123H69ZM68 125V127H71V125L69 126ZM95 125V124H94ZM97 125V124H96ZM95 125V126H96ZM113 125V124H112ZM154 125V124H153ZM163 125V126H164ZM169 125V124H168ZM172 125H170V126H172ZM219 124H217V126H219V127H221ZM232 125V124H231ZM230 125V126H231ZM9 126V125H8ZM10 126H12V127H14L13 125H10ZM22 126V125H21ZM24 126V125H23ZM26 126V125H25ZM25 126L23 127V128H25ZM39 126V125H38ZM45 126V125H44ZM43 126V127H44ZM53 126V125H52ZM59 126V125H58ZM61 126H60V128H61ZM74 126L75 127H77L76 126V124H74ZM80 126V125H79ZM94 126V128L95 129H97L96 127ZM98 126V125H97ZM100 126V125H99ZM99 126H98V129H101V127L99 128ZM104 126H106V125H104ZM109 126V125H108ZM226 126V128H227V130L230 128V126L229 125H225ZM234 126V125H233ZM233 126H232V128H233ZM7 127V126H6ZM6 127H4L5 129H3V131L4 130H6L7 128ZM33 127H34V125H33ZM48 127V126H47ZM46 127V128H47ZM68 127H67V129H68ZM81 127H83L82 125H81ZM107 127V126H106ZM115 127V126H114ZM154 127H156V126H154ZM159 126H157V128H158ZM174 127V126H173ZM199 127H203L202 128V130L199 128ZM222 127H224V125H222ZM236 127V126H235ZM11 128V127H10ZM15 128V127H14ZM22 128V127H21ZM35 128H36V126H35ZM37 128H39V127H37ZM45 128V127H44ZM44 129V131H46L47 129ZM56 128H57V126H56ZM72 128H74L73 127V125H72ZM94 128H92V129H94ZM103 128H105V127H103ZM175 128H178V127H175ZM175 128L174 129H172V130H175ZM225 128V129H226ZM12 129V128H11ZM54 129H55V127H54ZM71 129V128H70ZM75 129V128H74ZM73 129V130H74ZM79 131L81 130L82 131V128L81 129H79V128H77ZM76 129V130H77ZM84 129H85V126H84ZM83 129V131H86V130H84ZM108 129V128H107ZM215 129H217V127L215 128ZM234 129V128H233ZM16 130H17V128H16ZM19 131H21V129H18ZM26 130V129H25ZM37 130V132L38 131H40L39 129H36ZM63 130H66L65 129V127H64V129ZM69 130V129H68ZM76 130H74L75 132H76ZM77 130V131H78ZM116 130V129H115ZM168 130V131H167ZM224 130V129H223ZM235 130V129H234ZM256 130H258V129H254V131H255V133H256ZM2 131V130H1ZM8 131V130H7ZM12 131H14V130H12ZM18 131V132H19ZM28 131V130H27ZM56 131H57V129H56ZM58 131H59V128H58ZM57 131V132H58ZM67 131V130H66ZM69 131H72V129L71 130H69ZM80 131V132H81ZM82 131V132H83ZM108 131H110V130H108ZM107 131V132H108ZM113 131V130H112ZM221 128H220V130H219V133H220V135H223L221 132ZM253 131V132H254ZM259 131V130H258ZM18 132H16L17 134L16 135H18ZM41 132V131H40ZM75 132H73V133H75ZM87 132V131H86ZM104 132V131H103ZM103 132H100V133H103ZM211 132H213V133H211ZM232 132V131H231ZM234 132V131H233ZM6 134L8 133V132H5ZM10 134H11V132H9ZM8 133V134H9ZM13 133V132H12ZM22 133V132H21ZM60 133V132H59ZM64 134L66 133V132H63ZM69 133V132H68ZM79 133V132H78ZM91 134L90 135H92L91 136V138H89V140H90V145L94 148V150H92L94 153H100L101 152V142H100V140H99V136L101 135V134H98L97 133V131L96 130H93L92 132H90ZM106 133V132H105ZM104 133V134H105ZM117 133V134H118ZM218 133V134H219ZM254 133V134H255ZM7 134V135H8ZM9 134V136L11 137V135ZM36 134V133H35ZM58 134V133H57ZM71 134H72V132H71ZM81 134V133H80ZM79 134V136L80 137H82L83 136V134H82V136ZM96 134H98V135H96ZM103 134V136L101 135V137H102V139L104 138V135ZM110 134H114V133H110ZM117 134H116V137H117ZM122 136H121V135ZM213 134V135H214ZM217 134V133H216ZM232 134V133H231ZM12 135H14V133L12 134ZM15 135V137H17ZM24 135V134H23ZM22 135V136H23ZM49 135H51V134H49ZM48 135V136H49ZM60 135V134H59ZM74 135V134H73ZM73 135H72V137H73ZM78 135V134H77ZM76 135V136H77ZM85 135V134H84ZM89 135V134H88ZM107 135V134H106ZM115 135V134H114ZM4 136V135H3ZM20 136V135H19ZM22 136H20V137H22ZM28 136V138L30 137L29 135H27ZM27 136H26V138L25 139H27ZM41 136H42V134H41ZM47 136V135H46ZM61 136H63V135H60V137ZM68 136H69V134H68ZM68 136H67V138H68ZM87 136V135H86ZM108 136V135H107ZM208 136V137H207ZM217 136V135H216ZM250 136V135H249ZM255 136V135H254ZM10 137H8V139L10 138ZM13 137V139H11L12 141H14V136H12ZM11 137V138H12ZM20 137H18V138H20ZM24 137V136H23ZM37 137V136H36ZM52 137V136H51ZM85 137V136H84ZM83 137V138H84ZM106 137V136H105ZM110 137V136H109ZM211 137H212V135H211ZM218 137H219V135H218ZM244 137V136H243ZM253 137V136H252ZM18 138H17V140H18ZM38 138V137H37ZM48 138H50V137H48ZM70 138V137H69ZM76 138V137H75ZM78 138V137H77ZM83 138H81V139H83ZM87 138V137H86ZM248 138V137H247ZM246 138V139H247ZM256 138V137H255ZM255 138H254V140H255ZM258 138V137H257ZM7 139V138H6ZM7 139V140H8ZM22 139L23 138H21V141H22ZM25 139H23V140H25ZM30 139V138H29ZM28 139V140H29ZM55 139V138H54ZM53 138L51 139L50 138V140L52 141L51 143H50V145L52 144V143H54L53 142V140H54ZM88 139V138H87ZM106 139V138H105ZM104 139V141H106ZM112 141H113V143H114V139H112V138H110ZM117 139V138H116ZM215 139H217V138H215ZM219 139V138H218ZM243 139V138H242ZM16 140V139H15ZM37 140V139H36ZM61 140H64V139H61ZM78 140H80V138L78 139ZM88 140V141H89ZM120 140V139H119ZM117 141L118 143L120 142V144L119 145H121V141ZM1 141V140H0ZM8 141H10V140H8ZM7 141V142H8ZM31 141V140H30ZM32 141H34V140H32ZM65 141V140H64ZM81 141H83V140H81ZM86 141V140H85ZM84 141V142H85ZM87 141V142H88ZM103 141V140H102ZM110 141V140H109ZM115 141V142H116ZM237 141L239 142V143H237ZM244 141V140H243ZM256 141H257V143H256ZM254 143H256V144H253L252 143V146L251 147H249L250 149H249V151L248 152H246L243 156H240V153H239V155H235L234 156V158H235V166L237 165L238 166V162H242L243 163V161L245 162V168L243 169H239V168H236V169H239L238 171H235L236 169H235V166L233 167V169H232V171L231 172H229L227 175H226V177L224 178V177H216L215 175H210L209 174V171H206V168L208 167V166H210V162H209V158L206 160L205 159V161H203V163H201V165L200 166H198L196 169H194L192 172H191V174L189 175V176H187L186 178H184L182 181H180L179 182V184H177V185H175V187H174V189H171L163 198H161V200L159 201V199H158V203L156 204L155 203V206H153L152 208H149V206H148V208H149V211H145L144 213V215L142 216V217H140V219L137 221L136 220V222H135V224H133L126 232H123V234H121V235H119L118 236V240L115 242V241H113L114 243H113V245H110L111 247H108V246H106V247H108L107 249L105 248V251L97 258V259H95L96 261H94L92 264H96V262L101 258V256L102 257H104L105 255L104 254H107L108 252H110V250H113L114 248V245H115V243H117V242H121V241H123V239H125V238H127L128 237V235L133 231V230H135L136 229V227L140 224V223H145V222H148V220L149 219H151V218H153L154 216H155V214H156V212L158 211V209H160L161 207L160 206H163V204H165L166 202H168V200H172V198L174 197V196H177V194L179 193V191L180 190H182L185 186H190V187H194L195 186V189L193 188L192 189V191H195L196 192V196L197 195H200V194H204V195H206V194H208V192L207 191H203V186H207V187H212V188H214L216 191H218V190H220L221 189V186H223V185H229V184H231V182L234 184H231V185H233L236 189H234V194L233 195H231V200H230V203L229 202H227V204H230L229 205V207H230V211H229V214H228V216L227 217H225L224 215L222 216V222H223V224H221V226H222V229L221 230H223V235L224 236H226V237H230V239H231V241L232 242H234V243H236V245H238V248L240 249V248H244V250H243V256L244 257H246V259H245V261H243V262H237V261H234V260H232L231 258H230V255H229V253L226 251V250H224V248H223V245L222 244H218V233H217V231H216V228L217 227H210V226H208L206 229H202L203 227H202V225L201 224H199L198 222H196V221H192V219L191 218H189V219H187V220H185V222H184V225H183V227H182V233H184V236H185V238H186V240L185 241H182V239H179L180 238V236H179V241H180V243H181V246H182V250H183V253H184V255H185V257H186V259L187 260H189L190 262H191V264H264V252H263V254L261 253L262 251H264V192H260L259 194H257V195H252L251 193H249L248 191H246V189H251L252 187H255V186H258V185H262L263 187H264V149H260V147H259V141L261 142L262 141V139H260V140H256ZM18 142H20V140L18 141ZM17 142V143H18ZM27 142V141H26ZM29 142V141H28ZM38 142H39V140H38ZM57 142V141H56ZM59 142V141H58ZM74 142H76V146L80 143V141H79V143L77 144V141H74ZM123 142V141H122ZM242 142V141H241ZM1 143V142H0ZM10 145H11V141L10 142H8ZM12 143H14V144H16L15 142H12ZM21 143V142H20ZM22 143H24L23 141H22ZM21 143V144H22ZM32 143V142H31ZM40 143V142H39ZM39 143H36V144H39ZM110 143H112V142H110ZM109 143V144H110ZM261 143H263V142H261ZM2 144V143H1ZM0 144V147L2 146ZM27 144V143H26ZM34 144H35V142H34ZM72 144V143H71ZM87 144L88 143H86V145L84 146H82V144H81V146L82 147H87ZM115 144V143H114ZM145 144V143H144ZM264 144V143H263ZM13 145V144H12ZM25 145V144H24ZM60 145H62V143L60 144ZM70 145V144H69ZM106 145V144H105ZM105 145H103V146H105ZM123 145V144H122ZM125 145H124V147H125ZM152 145V146H151ZM251 145V144H250ZM8 146V145H7ZM18 145H16V147H17ZM28 146V145H27ZM30 146H31V144H30ZM30 146H29V148H28V150H29V153H30ZM64 146V145H63ZM63 146H61V147H63ZM72 146V145H71ZM74 146H75V144H74ZM115 146V145H114ZM118 146V145H117ZM145 146V148H144V151H145V149H146V145H144ZM199 146V145H198ZM11 147V149H13V147L12 146H10ZM9 147V148H10ZM32 147V146H31ZM37 147V146H36ZM38 147H39V145H38ZM70 147V146H69ZM80 147V146H79ZM110 147H111V144H110ZM113 147V146H112ZM143 147V146H142ZM197 147V146H196ZM23 148V147H22ZM53 148V147H52ZM58 148V147H57ZM63 148H65V147H63ZM62 148V149H63ZM73 148V146L71 147V149ZM106 148H108V147H106ZM263 148H264V146H263ZM1 149V148H0ZM3 149V148H2ZM1 149V150H2ZM36 149H40V148H36ZM44 149V148H43ZM80 149V148H79ZM82 149V151H83V148H81ZM95 149H96V151H95ZM108 149H110V148H108ZM108 149H106V151H108V152H110ZM117 149V148H116ZM119 149V148H118ZM117 149V150H118ZM142 149V148H141ZM140 149V150H141ZM4 150V149H3ZM2 150V151H3ZM13 150H16V149H13ZM11 151V152H13V154H16L15 153V151ZM23 150H25V146H24V148H23ZM50 150H52L51 148H50ZM49 150V151H50ZM65 151H66V149H64ZM68 150H70V148L68 149ZM76 150V149H75ZM85 150H87V149H85ZM112 150H113V148H112ZM120 150V149H119ZM139 150V149H138ZM2 151H0V152H2ZM17 151H18V149H17ZM19 151H20V149H19ZM38 151V150H37ZM41 151H43V150H41ZM54 151H56V150H54ZM58 151V150H57ZM60 151V150H59ZM57 152V153H59L60 154V158L59 157H57L58 156V154H57V158H59V160L61 159V157L63 156V154H62V156H61V152ZM62 151V150H61ZM80 151V150H79ZM79 151H77L78 152V154H79ZM105 151V152H106ZM131 151V150H130ZM130 151H129V153H130ZM135 151V149L132 151V152H134ZM137 151V150H136ZM135 151V152H136ZM236 151H238V150H236ZM235 150H234V152H236ZM23 152V151H22ZM38 152H40V151H38ZM36 153L35 152V154L34 155H36V154H39V153ZM45 152H47V151H45ZM51 152V151H50ZM63 152V151H62ZM68 152V151H67ZM72 152V151H71ZM70 152V153H71ZM84 152V151H83ZM92 152V153H93ZM104 152V149H103V153L104 154H106ZM107 152V153H108ZM114 152H116V151H114ZM127 152V151H126ZM132 152H131V157H132V155L134 154H132ZM146 152V151H145ZM148 152V153H149ZM257 152V153H256ZM18 153V152H17ZM20 153V152H19ZM44 153V152H43ZM47 153H49V152H47ZM66 153V152H65ZM69 153V152H68ZM69 153V154H70ZM86 153V152H85ZM102 153V152H101ZM112 153V152H111ZM110 153V154H111ZM128 153V154H129ZM137 154L138 153H140V151L138 152H136ZM135 153V154H136ZM147 153V152H146ZM1 155H2V153H0ZM45 154V153H44ZM90 154V153H89ZM116 154V153H115ZM127 154V153H126ZM125 154V155H126ZM143 154V153H142ZM141 154V155H142ZM22 155V154H21ZM23 155H24V153H23ZM32 155H33V153H32ZM32 155L30 156V154H29V157H26V159L27 158H30V157H32ZM43 154H41L40 156H41V158H43L44 156H42ZM51 155H53V154H51ZM64 155H66V154H64ZM70 155H72V153L70 154ZM75 155V154H74ZM86 155H87V153H86ZM96 155V154H95ZM113 155V154H112ZM119 155V154H118ZM117 155V156H118ZM122 155V154H121ZM130 155V154H129ZM146 154H144V156H145ZM16 156H17V154H16ZM15 156V157H16ZM18 156H19V154H18ZM38 156V155H37ZM46 156V155H45ZM68 156V155H67ZM67 156H66V158H67ZM80 156H81V154H80ZM85 156V155H84ZM90 156V155H89ZM99 155H96V157H98ZM106 157L105 155H101L100 157L102 158V157ZM109 156V155H108ZM111 156V155H110ZM109 156V157H110ZM135 156V155H134ZM137 156V155H136ZM1 157V156H0ZM6 156H4V158H5ZM14 157V158H15ZM24 157V156H23ZM51 158V156H48L47 157V159L48 158ZM53 158H54V156H52ZM65 157V156H64ZM72 158H73V155L71 156ZM75 157V156H74ZM82 157H83V155H82ZM86 157H88V156H86ZM85 157V158H86ZM95 157V158H96ZM103 157V159H105ZM112 157V156H111ZM115 157V156H114ZM126 157V156H125ZM129 158H131L130 156H128ZM143 157V156H142ZM243 157H245L244 158V160L243 161H241V159L240 158H242L243 159ZM34 158L36 159V157L34 156ZM52 158V159H53ZM68 158H70L69 156H68ZM67 158V159H68ZM89 158V157H88ZM88 158H86L87 160H88ZM99 158V157H98ZM97 158V159H98ZM118 158V157H117ZM128 158V159H129ZM135 158L136 157H134V160H135ZM146 158H148L147 157V155H146ZM179 158H177L176 160H175V165L177 166V164H178V167H180L181 166V164H180V162H177V160L179 159ZM192 158H194L193 156H192ZM1 159V158H0ZM16 159V158H15ZM18 159H22V158H18ZM17 159V160H18ZM25 158H23V160H24ZM31 159V158H30ZM29 159V160H30ZM35 159H31V160H35ZM71 159V158H70ZM70 159H69V161H70ZM80 159V158H79ZM85 159V160H86ZM120 159H122V158H120ZM123 159H124V157H123ZM126 159V158H125ZM240 159V160H239ZM2 160V159H1ZM4 160V159H3ZM28 160V161H29ZM30 160V161H31ZM44 160V159H43ZM42 159H41V161H43ZM64 160V158H62L61 159V161H63ZM74 160V159H73ZM76 160V159H75ZM74 160V161H75ZM110 160V161H109ZM108 160V164L109 165H114L115 164V162H114V160L111 158V159H109ZM119 160V159H118ZM133 160V161H134ZM141 161H142V159H140ZM239 160V161H238ZM7 161V160H6ZM40 161V160H39ZM38 161V162H39ZM48 164H50V162L52 161V160H50V162L49 161H47V160H45ZM56 161H58V159L56 160ZM61 161H59L60 163H61ZM69 161H68V163H69ZM95 160L93 159V161L92 162H94ZM103 162H105L106 160H102ZM126 161V160H125ZM130 161H131V159H130ZM136 161V160H135ZM150 161V162H149ZM3 162V161H2ZM19 162H20V160H19ZM44 162V161H43ZM53 162H55V161H53ZM59 162H55L56 164V166H57V164L59 163ZM64 163H65V161H63ZM72 162V161H71ZM76 163H77V161H75ZM86 162V161H85ZM85 162H84V165L83 166H85ZM88 162H90V161H88ZM87 162V163H88ZM92 162L90 163L91 165H92ZM100 162H101V160H100ZM100 162H99V164H100ZM124 162V161H123ZM129 162V160L127 161V163ZM25 163V162H24ZM27 163V162H26ZM40 163H42V162H40ZM45 163V162H44ZM44 163H42V164H44ZM47 163H46V165H47ZM59 163V164H60ZM74 163V162H73ZM122 163V162H121ZM129 163H131V162H129ZM136 163V166H138V164ZM4 164H5V162H4ZM6 164H7V162H6ZM19 164V163H18ZM28 164V163H27ZM37 164V163H36ZM42 164H41V166H42ZM62 164V163H61ZM66 164V163H65ZM64 164V165H65ZM75 164V163H74ZM73 164V167L74 166H76V165H74ZM79 164V163H78ZM77 164V166H79ZM99 164H98V166H99ZM174 164V163H173ZM241 164V163H240ZM3 164H1L0 166H2ZM8 165V164H7ZM24 165V164H23ZM53 165V164H52ZM68 165V164H67ZM69 165H70V163H69ZM72 165V164H71ZM88 165H89V163H88ZM117 165L118 166H120V163L118 164L117 163ZM123 165H125L124 163H123ZM128 165V164H127ZM133 165V164H132ZM12 166V165H11ZM20 166V165H19ZM18 166V167H19ZM25 166H27V165H25ZM39 166H40V164H39ZM54 166V165H53ZM76 166V167H77ZM116 166V165H115ZM122 166V165H121ZM135 166V167H136ZM236 166V167H237ZM9 167V166H8ZM21 167V166H20ZM19 167V168H20ZM30 167V166H29ZM37 167V166H36ZM45 167V166H44ZM47 167V166H46ZM65 167V166H64ZM63 167V168H64ZM67 167V166H66ZM87 167V166H86ZM89 167V166H88ZM100 167V166H99ZM101 167H102V164H101ZM104 167V166H103ZM106 167V166H105ZM112 167V166H111ZM128 167H129V165H128ZM134 167V166H133ZM134 167V168H135ZM2 168V167H1ZM0 168V169H1ZM6 167H4V169H5ZM27 168V167H26ZM42 168V167H41ZM61 168V167H60ZM63 168H62V171H63ZM69 168H70V166H69ZM69 168H67V171H68V169ZM78 168V167H77ZM83 168V167H82ZM81 168V169H82ZM98 168V167H97ZM107 168V167H106ZM117 168V167H116ZM120 168V167H119ZM125 168V167H124ZM127 168V167H126ZM132 167H130V169H131ZM211 168V167H210ZM14 169V168H13ZM21 169V168H20ZM20 169H19V171H20ZM40 169V168H39ZM59 169V168H58ZM76 169V168H75ZM104 169V168H103ZM113 168H111V170H112ZM173 169H175V168H173ZM235 169V170H234ZM17 170V169H16ZM22 170H24V169H22ZM21 170V171H22ZM28 170V169H27ZM32 170V169H31ZM31 170H29V171H31ZM46 170H47V168H46ZM57 170V169H56ZM55 170V171H56ZM66 170V169H65ZM77 170V169H76ZM108 170H110V169H108ZM107 170V171H108ZM114 170V169H113ZM115 170H117V169H115ZM121 170H123V169H121ZM120 170V171H121ZM128 170H129V168H128ZM128 170L126 171H124L123 170V172H128ZM131 170H133V169H131ZM8 171L10 172L11 170H9L8 169ZM20 171V172H21ZM29 171H27V172H29ZM37 171H39V170H37ZM36 171V172H37ZM41 171V170H40ZM59 171V170H58ZM84 171V170H83ZM86 172L88 171V169H86L85 170ZM84 171V172H85ZM90 172L92 171V169H90L89 170ZM95 171V170H94ZM94 171H93V174H94ZM105 171V170H104ZM119 171V173L117 174L116 173V175H119L120 173H122V172H120ZM235 171V172H234ZM4 172V171H3ZM11 172H13V171H11ZM26 172V173H27ZM32 172H33V170H32ZM31 172V173H32ZM42 172V174H43V172H45V169L43 170V171H41ZM47 172V171H46ZM54 172V171H53ZM65 172V171H64ZM73 172V171H72ZM76 172H80L79 171V168H78V171H75L74 172V174L76 173ZM83 172V173H84ZM85 172V175L87 174ZM96 172V171H95ZM109 172V171H108ZM116 172H118V171H116ZM132 172H134V170L132 171ZM173 172V171H172ZM171 172V173H172ZM6 173H7V170H6ZM23 173V172H22ZM47 173H49V172H47ZM57 173V172H56ZM59 173V172H58ZM63 173V172H62ZM81 173V172H80ZM129 173L131 174V171L130 172H128V178H130L131 176L129 175ZM233 173V174H232ZM24 174V173H23ZM23 174H21V175H23ZM28 174V173H27ZM40 174V173H39ZM41 174V175H42ZM53 174H55V173H53ZM60 175H61V173H59ZM58 174V175H59ZM65 174V173H64ZM70 174V173H69ZM73 174V175H74ZM92 174V175H93ZM96 174V173H95ZM114 174V173H113ZM126 174V173H125ZM1 175V174H0ZM4 175V174H3ZM9 175V174H8ZM32 175V174H31ZM30 175V176H31ZM51 175V174H50ZM67 175V174H66ZM72 175V174H71ZM84 175V176H85ZM89 175V174H88ZM122 176H119L118 178H120L121 179V177H123L124 178V176H123V173L121 174ZM173 175V174H172ZM6 176L7 175H5V177L4 178H6ZM14 176V175H13ZM51 176H53V175H51ZM50 176V177H51ZM62 176H64L63 174H62ZM69 176V175H68ZM67 176V177H68ZM78 177H80L79 176V173H78V175H77ZM83 174L81 173V179H83ZM87 176V175H86ZM85 176V177H86ZM90 176V175H89ZM89 176L87 177V178H89ZM94 176V175H93ZM96 176V175H95ZM113 176V175H112ZM126 176V175H125ZM156 177V178H154V177ZM0 177H3V176H0ZM21 177V176H20ZM35 177V176H34ZM44 177L46 178V176L44 175ZM49 177V178H50ZM56 177V176H55ZM58 177V176H57ZM56 177V179L58 180V178ZM66 177V176H65ZM75 177V176H74ZM4 178L2 179V181L1 182H3V180H4ZM11 178H13V177H10V180H11ZM17 179H18V177H16ZM32 178V177H31ZM36 178V177H35ZM41 178L43 179V177L41 176ZM41 178H39L40 180H41ZM60 178V177H59ZM69 178H72V176L71 177H69ZM77 178V177H76ZM80 178H79V180H80ZM86 178V179H87ZM116 178V177H115ZM152 178H153V180H152ZM170 178L172 179L173 177H171L170 176ZM1 179V178H0ZM28 179H29V177H28ZM63 179H65V178H63ZM68 179V178H67ZM85 179V180H86ZM157 179V180H156ZM159 179V180H158ZM193 179H196L197 181H196V183H195V185H191V181ZM9 180V181H10ZM13 180V179H12ZM21 180H23V179H21ZM35 180V179H34ZM49 180V179H48ZM69 180V179H68ZM71 180V179H70ZM73 180H74V178H73ZM88 180V179H87ZM86 180V181H87ZM191 180V181H190ZM205 180H209V181H207V182H205ZM9 181H7V182H9ZM26 181V180H25ZM43 181L45 182L46 180L45 179H43ZM43 181H42V183H43ZM54 181V180H53ZM65 181H66V179H65ZM65 181H64V183H65ZM90 181V180H89ZM122 181V180H121ZM146 181V182H145ZM155 181H158L159 183L160 182H162V183H160V185H159V183H157L156 184V182ZM190 181V182H189ZM5 182V181H4ZM22 182V181H21ZM27 182H28V180H27ZM31 182V181H30ZM36 182V181H35ZM48 182V181H47ZM85 182V181H84ZM83 182V183H84ZM115 182V181H114ZM154 182H155V184H154ZM14 184H16L15 183V181L13 182ZM18 184H19V182H17ZM22 183H24V182H22ZM29 183V182H28ZM34 183V182H33ZM56 183V182H55ZM64 183L62 182L61 184H63L62 186H64ZM66 183H68V182H66ZM70 183V182H69ZM86 183H88V182H86ZM1 184V183H0ZM10 184V183H9ZM8 184V185H9ZM13 184V185H14ZM31 183H29V185H30ZM44 184V183H43ZM49 184H50V182H49ZM49 184H47V185H49ZM53 184H54V182H53ZM60 184V183H59ZM115 184V183H114ZM117 184H118V182H117ZM119 184H120V182H119ZM122 184V183H121ZM17 185V184H16ZM26 185V184H25ZM46 185V184H45ZM57 185V184H56ZM66 185V187L65 188H68L67 187V184H65ZM69 185V184H68ZM78 185H80V184H78ZM143 185L145 186H147V185H150V187L149 188H151L150 189V192L149 191H147V190H149V189H147V190H145L144 189V187H143ZM1 186V185H0ZM27 187H28V185H26ZM31 186H33V184L31 185ZM34 186H36V183H35V185ZM38 186V185H37ZM37 186L35 187V188H37ZM50 187H51V185H49ZM59 186V185H58ZM61 186V185H60ZM61 186V187H62ZM71 186V185H70ZM73 186H74V184H73ZM73 186H72V189H73ZM121 186V185H120ZM141 186L143 187V189L141 190V191H139L140 189H141ZM11 187L13 188L14 186H12L11 185ZM10 187V188H11ZM16 187V186H15ZM14 187V188H15ZM18 187V186H17ZM19 187H21V186H19ZM30 187V186H29ZM28 187V188H29ZM39 187V186H38ZM60 187V188H61ZM74 187H77V186H74ZM86 187V186H85ZM113 187V186H112ZM123 187V186H122ZM242 187V188H241ZM1 189H2V187H0ZM6 188V187H5ZM9 188V187H8ZM31 188V187H30ZM34 188V189H35ZM44 188H45V186H44ZM117 188H119V187H117ZM121 188V187H120ZM148 188V187H147ZM246 188V189H245ZM21 189V188H20ZM25 189V188H24ZM27 189V188H26ZM39 189V188H38ZM42 189V188H41ZM46 189V188H45ZM45 189H43V190H45ZM56 189V188H55ZM59 189V188H58ZM70 189V188H69ZM77 189V188H76ZM83 189V188H82ZM87 189V188H86ZM5 190H9V189H5ZM15 190H17V189H15ZM15 190H13V191H15ZM18 190H19V188H18ZM30 189H28V191H29ZM33 190V189H32ZM35 190H37V189H35ZM48 190H49V188H48ZM60 190V189H59ZM64 190H66V189H64ZM115 190V189H114ZM119 191H120V189H118ZM123 190V189H122ZM121 190V191H122ZM22 191V190H21ZM26 190H24V192H25ZM28 191H26V192H28ZM40 191V190H39ZM46 191V190H45ZM50 191V190H49ZM69 191V190H68ZM86 192H88L87 190H85ZM112 191H113V189H112ZM10 192V191H9ZM8 191L6 192V193H9ZM19 192V191H18ZM24 192H21L22 194L24 193ZM29 192H31V191H29ZM37 192V191H36ZM35 192V193H36ZM41 192V191H40ZM43 192V191H42ZM47 192V191H46ZM45 192V193H46ZM63 192V191H62ZM67 192V191H66ZM75 192V191H74ZM73 192V193H74ZM86 192H85V194H86ZM116 192V191H115ZM11 193H12V190H11ZM11 193H9V194H11ZM15 193V192H14ZM32 193V192H31ZM30 193V194H31ZM34 193V194H35ZM49 193V192H48ZM51 193V192H50ZM49 193V194H50ZM73 193H71V194H73ZM81 193V192H80ZM126 193V194H127ZM136 193H138V195L136 194ZM222 195H224L222 192H220ZM13 194V193H12ZM27 194V193H26ZM33 194V193H32ZM31 194V195H32ZM38 195H39V193H37ZM56 194V193H55ZM70 194V193H69ZM76 194V193H75ZM82 194V193H81ZM85 194H82V196L83 195H85ZM112 194H113V192H112ZM125 194V193H124ZM125 194V195H126ZM17 195V194H16ZM16 195H11L12 197H14V196H16ZM31 195H27V196H31ZM40 195H44V196H46V197H48L46 194H44V193H40ZM40 195H39V197H40ZM52 195H53V193L51 194V197H52ZM60 195V194H59ZM87 195H88V193H87ZM119 195H121V193L119 194ZM118 195V196H119ZM124 195V196H125ZM23 196V195H22ZM21 196V197H22ZM55 196V195H54ZM76 196V195H75ZM78 196V195H77ZM114 196H115V193H114ZM113 196V197H114ZM116 196H117V194H116ZM131 196V195H130ZM129 196V197H130ZM254 196L256 197V199L255 200H253L254 199ZM17 197V196H16ZM45 197V198H46ZM51 197H49L48 199H50ZM65 197H66V194H65ZM80 197V196H79ZM126 197V196H125ZM127 197H128V195H127ZM132 197V196H131ZM185 197H188V198H186V201L187 202H191L192 203V201H191V199L189 198V196H185ZM185 197H183V198H185ZM15 198V197H14ZM13 198V199H14ZM18 198V197H17ZM29 198V197H28ZM36 198H38L37 196H36ZM84 198H85V196H84ZM110 198V197H109ZM118 198V197H117ZM122 198H123V196H122ZM178 198V197H177ZM182 197H180L179 199H181ZM258 198H260V200H262V202H261V204H258V201H256V200H259ZM30 199H31V197H30ZM33 199V198H32ZM59 199V198H58ZM61 199V198H60ZM59 199V200H60ZM66 199V198H65ZM107 199V198H106ZM114 199V198H113ZM115 199H116V197H115ZM128 199H130V198H128ZM138 199H140L141 200V198L140 197H138ZM143 199V198H142ZM19 200V199H18ZM34 200V199H33ZM41 201H43L42 199H40ZM40 200L38 201V202H40ZM47 200V199H46ZM54 200V198L52 199V200H50V202L51 201H53ZM55 200H57V199H55ZM67 200V199H66ZM66 200H65V202H66ZM91 200H94L93 198L91 199ZM122 201L124 200V199H121ZM127 199H125V201H126ZM131 200H132V198H131ZM176 199H174V201H175ZM15 201V200H14ZM107 201V200H106ZM114 202L116 201V200H113ZM121 201V202H122ZM137 202H138V200H136ZM242 201V202H241ZM11 202V201H10ZM13 202V201H12ZM20 202H23V201H20ZM60 203H62V200L61 201H59ZM72 202V201H71ZM91 202H93V201H91ZM97 202V201H96ZM95 202V203H96ZM130 201H128V203H129ZM132 202V201H131ZM172 202H173V200H172ZM19 203V202H18ZM41 203H43L44 204V202H41ZM47 203H48V205H49V201H47ZM56 203V202H55ZM64 203V202H63ZM116 203V202H115ZM118 203V202H117ZM134 203V202H133ZM140 203V202H139ZM138 203V204H139ZM16 204H17V201H16ZM38 204H40V203H38ZM50 204H53L54 205V201H53V203H50ZM65 204H67V203H65ZM68 204L70 205V203L68 202ZM68 204H67V206H68ZM97 204V203H96ZM131 204V203H130ZM137 204V203H136ZM136 204H133V206L134 205H136ZM141 204V203H140ZM195 204V203H194ZM13 205H15L14 203H13ZM22 205V204H21ZM35 205H36V203H35ZM41 205V204H40ZM46 206H47V204H45ZM56 205H57V203H56ZM62 205V204H61ZM71 205H73L72 203H71ZM70 205V206H71ZM127 205H129V204H127ZM2 206V205H1ZM0 206V208H2ZM4 206V205H3ZM50 206V205H49ZM55 206V205H54ZM58 206H59V204H58ZM67 206H66V208H67ZM73 206H75V205H73ZM72 206V207H73ZM84 206V205H83ZM93 206V205H92ZM131 207H132V205H130ZM23 207L24 208H26L27 209V207H25L24 205H23ZM23 207H21V208H23ZM45 207V206H44ZM51 207H53V206H51ZM57 207V206H56ZM62 207H65V206H63L62 205ZM78 205H76V207H75V210H76V212H78V213H81L83 210L85 211V209H87V208H83L82 207V204H81V208L79 207ZM94 207H96V206H93V208ZM135 207H137L138 208V206H135ZM150 207H151V205H150ZM214 208L215 207V204L214 203H212L211 204V208ZM4 208V207H3ZM7 208H8V206H7ZM20 208V209H21ZM55 208V207H54ZM60 208V207H59ZM58 208V209H59ZM70 208V207H69ZM74 208V207H73ZM72 208V209H73ZM134 208V207H133ZM5 209V208H4ZM4 209H2L3 211H5ZM10 210H11V208H9ZM13 209H14V206H13ZM18 209V208H17ZM16 209V210H17ZM30 209H31V207H30ZM36 209V208H35ZM34 209V210H35ZM40 209V207H38V210ZM45 209H47V207L45 208ZM55 209H57V208H55ZM68 209V208H67ZM71 208H70V210L71 211H73ZM60 210H62V208H60ZM66 210V209H65ZM69 210V209H68ZM70 210H69V212H70ZM75 210H74V212L73 213H75ZM220 211H223L224 210V208L223 207H220V209H219ZM7 211H9V210H7ZM14 211H15V209H14ZM18 211V210H17ZM24 211H25V209H24ZM41 211V210H40ZM48 211V210H47ZM53 211H54V209H53ZM59 211V210H58ZM93 211V210H92ZM91 211V212H92ZM130 211V210H129ZM2 212V211H1ZM13 211H11V213H12ZM20 212H22V211H20ZM26 212H28V211H26ZM31 212V211H30ZM60 212V211H59ZM62 212V211H61ZM67 212V211H66ZM65 212V213H66ZM197 212H198V209H197ZM6 213V212H5ZM10 213V214H11ZM18 213V216H20L19 215V212H17ZM50 213V212H49ZM53 214H54V212H52ZM64 213V208H63V212H62V214ZM64 213V214H65ZM86 213V212H85ZM1 214V213H0ZM7 214H9L8 212H7ZM13 214V213H12ZM16 214V213H15ZM23 214H25V212L23 213L22 212V215ZM35 214V213H34ZM48 214V213H47ZM56 214L57 213H55V217H56ZM83 214V213H82ZM81 214V215H82ZM87 214V213H86ZM90 214H92V213H90ZM2 215H4L3 214V212H2ZM29 215H31V214H29ZM37 215V214H36ZM43 215L45 216V214L43 213ZM49 215V214H48ZM58 215L59 214H57V218H58ZM66 215V214H65ZM74 214H72V216H73ZM80 215V214H79ZM84 215V214H83ZM13 216V215H12ZM12 216H11V220H12ZM25 216H28V215H25ZM60 216V215H59ZM63 216V215H62ZM66 216H69V214L67 213V215ZM22 217V216H21ZM32 217V216H31ZM53 217V216H52ZM70 217V216H69ZM75 217H76V215H75ZM78 217V216H77ZM81 217V216H80ZM23 218H24V216H23ZM22 218V219H23ZM35 218H38V215H37V217H35ZM42 218V217H41ZM41 218H40V220H41ZM44 218V217H43ZM47 218V217H46ZM45 218V219H46ZM54 218V217H53ZM67 218V217H66ZM72 218V217H71ZM82 218H83V216H82ZM81 218V219H82ZM88 218V217H87ZM17 219V218H16ZM15 219V220H16ZM21 219V220H22ZM34 219V218H33ZM75 219H77V218H75ZM79 219V218H78ZM20 220V219H19ZM21 220H20V222H21ZM51 220H53V219H51ZM68 220H70V219H68ZM208 219H206V221H207ZM17 221V220H16ZM15 221V222H16ZM43 222H44V220H42ZM47 222H48V219L46 220ZM71 221L73 222L74 221V219L72 220L71 219ZM78 221V220H77ZM81 221V220H80ZM15 222H14V224H15ZM19 221H18V223H20ZM30 222V221H29ZM28 222V223H29ZM32 222V221H31ZM47 222H44V223H47ZM2 223V225L1 226H4V224H3V222H1ZM9 223H11V222H9ZM13 223V222H12ZM21 223H23L24 224V222H21ZM32 223H37V222H35V220H34V222H32ZM13 224V225H14ZM23 224H21V226L20 227H18V228H21L22 226H23ZM31 224V223H30ZM49 224V223H48ZM58 224V223H57ZM77 224V223H76ZM79 224H81V222L79 223ZM7 225H8V223H7ZM11 225V224H10ZM10 225H8V226H10ZM26 225V224H25ZM35 225V224H34ZM34 225H32V226H34ZM38 225V224H37ZM0 226V227H1ZM39 226H41V225H39ZM79 226V225H78ZM38 227V226H37ZM47 227V226H46ZM46 227H45V229H46ZM71 227H73V226H71ZM25 228V227H24ZM23 228V229H24ZM28 228V227H27ZM35 228H36V226H35ZM40 228L41 227H39L38 229L40 230ZM52 228V227H51ZM8 229V228H7ZM6 229V230H7ZM17 229V228H16ZM26 229V228H25ZM37 229V228H36ZM54 228H52V230H53ZM63 229H64V227H63ZM12 230V229H11ZM20 231L22 230V229H19ZM28 230H29V228H28ZM31 230H32V228H31ZM51 230V229H50ZM224 230H226V231H224ZM3 232H5L4 230H2ZM26 231H27V229H26ZM32 231H34V230H32ZM43 231V230H42ZM49 231V230H48ZM203 231H206L207 232V235L205 236V240H201V236L200 235H202V233H203ZM3 232H2V235H3ZM11 232V231H10ZM22 232V231H21ZM20 232V233H21ZM24 232V231H23ZM28 232V231H27ZM30 232V231H29ZM62 232V231H61ZM64 232H66V231H64ZM63 232V233H64ZM19 233V234H20ZM25 233V232H24ZM33 233L34 232H32V233H30V235L32 234L33 235ZM40 234L42 233V232H39ZM51 233H52V231H51ZM60 233V232H59ZM14 234V233H13ZM18 235V233H15V235ZM23 234V233H22ZM22 234H20V235H22ZM27 234V233H26ZM45 233H43L42 235H44ZM4 235H8V233L7 234H5L4 233ZM14 235V236H15ZM16 235V236H17ZM41 235V236H42ZM54 235H55V233H54ZM9 236V235H8ZM7 236V237H8ZM19 236V235H18ZM18 236L16 237V238H18ZM41 236H39V237H41ZM44 236H47V235H44ZM44 236H43V238H44ZM51 236V235H50ZM203 236V235H202ZM4 237V236H3ZM2 237V238H3ZM21 237V236H20ZM26 237V236H25ZM28 237H29V233H28ZM32 237V236H31ZM33 237H34V235H33ZM37 236L35 235V238H36ZM51 237H53V235L51 236ZM176 237V236H175ZM178 237V236H177ZM1 238V237H0ZM15 238V239H16ZM42 238V237H41ZM41 238H39L40 240H41ZM6 239V238H5ZM8 239V238H7ZM14 239V242L16 243V240ZM19 239V238H18ZM21 239H22V237H21ZM21 239H19V240H21ZM27 239V238H26ZM34 239V238H33ZM32 239V240H33ZM51 239V238H50ZM176 239V238H175ZM1 240V239H0ZM4 240V239H3ZM9 240V239H8ZM10 240H12L11 239V235H10ZM9 240V241H10ZM17 241V242H20V244H21V242L22 241ZM24 240V239H23ZM28 240H29V238H28ZM31 240V239H30ZM36 241L38 240L37 238L35 239ZM43 240V239H42ZM52 240V239H51ZM9 241H8V243H9ZM36 241H33V242H36ZM44 241V240H43ZM46 241V240H45ZM44 241V242H45ZM48 241H49V237H48ZM47 241V242H48ZM176 241V240H175ZM248 241V242H247ZM13 242V241H12ZM25 242H27V240H24V243ZM29 242V241H28ZM31 242V241H30ZM119 242V243H120ZM199 242H201V246H199L197 243H199ZM2 244L3 243H5V242H1ZM0 243V244H1ZM37 243H38V241H37ZM36 243V244H37ZM49 243V242H48ZM54 243V242H53ZM179 243V242H178ZM34 244V243H33ZM50 244V243H49ZM49 244H48V246H49ZM175 244V243H174ZM8 245V244H7ZM10 245V244H9ZM13 245V244H12ZM14 245H17V243L16 244H14ZM22 245V244H21ZM28 245H29V243H28ZM39 245H41V244H39ZM43 245H45V247H47V244L45 243V244H42L41 246H43ZM54 245V244H53ZM176 245V244H175ZM27 246V245H26ZM34 246H38V245H35L34 244ZM40 246V247H41ZM116 246V245H115ZM10 247V246H9ZM27 247H29V246H27ZM12 248V247H11ZM21 248H23V247H21ZM21 248H19V249H21ZM30 248V247H29ZM32 248H35V247H32ZM36 248H38L39 249V247H36ZM36 248H35V250H36ZM43 248V247H42ZM49 248H51V247H49ZM48 248V249H49ZM53 248V247H52ZM26 249V248H25ZM31 249V248H30ZM30 249H28L29 251H30ZM41 249V248H40ZM46 249V248H45ZM104 249V248H103ZM102 249V250H103ZM5 250V249H4ZM6 250H8V249H6ZM11 250H14V249H11ZM16 250V249H15ZM34 250V251H35ZM41 250H44V249H41ZM54 250V249H53ZM20 251V250H19ZM18 251V252H19ZM31 251H33L32 249H31ZM30 251V252H31ZM1 252H3V250H1ZM6 252V251H5ZM8 252V251H7ZM11 252V251H10ZM13 252V251H12ZM30 252H29V254L28 255H31V254H33V253H31L30 254ZM102 252V251H101ZM9 253V252H8ZM35 253H39V252H35ZM49 253H50V251H49ZM18 254H20V253H18ZM37 254H35L36 256H37ZM45 256L48 254H45V253H43ZM9 255V254H8ZM7 255V256H8ZM24 255V253L22 254V256ZM34 255V254H33ZM98 255V254H97ZM104 255V256H103ZM4 256V255H3ZM6 256V255H5ZM20 257H21V255H19ZM18 256V257H19ZM49 256V255H48ZM243 256H240V258H244ZM15 257V256H14ZM17 257V258H18ZM31 257H34V256H31ZM16 258V259H17ZM29 258V257H28ZM35 258V257H34ZM37 258V257H36ZM38 258H39V256H38ZM42 258H43V256H42ZM94 258H96V257H94ZM3 259V258H2ZM6 259H9V258H6ZM10 259H14V258H10ZM15 259V260H16ZM19 259H22V257L21 258H19ZM30 259H32V258H30ZM1 260V259H0ZM26 260H28V259H26ZM25 260V261H26ZM218 260H220L219 262H218ZM17 261V260H16ZM24 261V262H25ZM32 261H33V259H32ZM100 262V261H99ZM7 263H9V261L7 262ZM26 263H27V261H26ZM31 264H32V262H30ZM188 263V262H187ZM11 264V263H10ZM27 264H29V263H27ZM89 264H91V263H89ZM98 264V263H97ZM189 264V263H188Z\"/></svg>","mask_w":264,"mask_h":264}]
</instances>
